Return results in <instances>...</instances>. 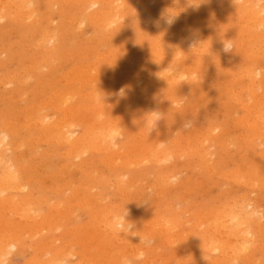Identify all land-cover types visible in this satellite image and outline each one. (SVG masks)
I'll list each match as a JSON object with an SVG mask.
<instances>
[{
	"label": "rangeland",
	"instance_id": "rangeland-1",
	"mask_svg": "<svg viewBox=\"0 0 264 264\" xmlns=\"http://www.w3.org/2000/svg\"><path fill=\"white\" fill-rule=\"evenodd\" d=\"M38 1H40V3H42L43 5H44V7L42 6V4H40L39 3V12H38V14L39 15H41V16H38L37 18H40V20H42L43 19V24L45 25V24H47V25H49V27H53L52 29H54L55 28V25L57 26L55 29H56V37L58 38L57 40H58V42H57V40L56 39H54V42L56 41L57 43H61V49H59V53H58V56L60 57H58L59 58V61H58V59L56 60V63H55V65L53 66V67H44L42 70H41V74L39 73L38 75H35L34 77H32V78H30L29 80L32 82H30L29 80L28 81H26V80H21L20 79V77H23L22 75H20V74H23L25 71L24 70H27V67L26 66H28V63L30 62V59H29V57L32 55V57H33V55L35 54V53H37L38 51H37V46H36V41H37V32H35V30L33 29V27L30 25V24H28V23H23V22H21L20 20H15V18L14 17H12V16H10V17H7V18H1L2 19V21H1V19H0V62H1V64H0V80H2V78L1 77H4V78H6L5 80H4V82H6V84L8 83L7 81V78L8 79H10L9 81H12L14 78H12V77H15V80H17L18 82H19V84H18V82L16 81V86H15V84L14 83H12L13 81L15 82V80H13L12 82H10L11 84H7V85H5V83L3 84V82H0V84H2V85H5L4 87H6V86H8V87H10V85H11V89L10 88H8V90H7V88H4V87H2V85H0V93H1V95H0V99H2V100H0V115L1 114H3V115H1V121H0V123H1V125H2V123H3V125H5V127L2 125H0V128L1 129H3L2 131L0 130V134H3L4 133V131L6 132V133H8L9 132V129H11L10 131H15L16 132V134H15V132L13 133V132H10V133H8V136H10V137H8V140H9V143H10V145H11V148L9 149H7L5 152H3V151H1L0 150V152L1 153H7V155L9 154V155H11L12 157H14V156H16V158H15V161L16 162H20V161H22V160H24L25 162H28L29 164H31V165H29V164H27L28 165V167H26L25 165H24V161H22L21 163H23V166L22 165H20L19 164V162H18V165H20V167L17 165L16 166V168L17 167H19V169H18V171H17V175H19V176H21L20 178H17V180L16 181H18V182H20V183H11V184H15L14 185V187H15V189L14 188H12V186L13 185H11V184H9V185H5L6 187H5V190L3 191V192H1V194H0V196L2 197V194H3V197H5V198H8V197H6V196H9V197H11V199L12 198H14V200H17V199H19V198H21V201L24 203V201L26 202V204H27V202H29V204H31V205H27L26 206V208H25V205H21L22 206V208L24 209L25 208V212H27L29 215H34V217H36V218H39V221L37 222V223H39V224H35V226H37L38 225V227L36 228L35 226H33L34 224L32 223V221L31 220H28V219H25L24 221L23 220H19L18 218H16V216H14V214H13V216L11 215V214H7V210L6 209H4V211L3 210H0V216H1V214L2 215H8V216H6L5 217V219H6V221L5 222H3L5 219H3L4 217L2 216L1 218H0V225H1V227H0V232L3 230H5L4 232H5V234L4 235H1V233L3 234V231L0 233V237H3L4 238V236L5 235H7V236H5V238H4V240H10L9 242L11 243V245H9V242H4L3 241V238H1L0 240H1V243H0V249L1 250H3V251H1L2 253L4 252V250H6V251H8L9 249V254H7L6 255V257L8 258L6 261L7 262H5V264H11V263H13V264H23V263H26V264H31L32 262H33V264H41L42 262H45V263H47V264H59V263H56V261H61V262H63V264H66L65 262H67V263H69V264H74V262H75V264L77 263H80V264H84L85 262L86 263H88L89 261L87 260V258H86V260H85V256L86 257H88L87 255H85V256H83L84 254H91V255H89V257L90 258H93V259H91V261H90V264H101V263H99V261L100 260H98L99 258H101L102 260L103 259H106V260H108V262L107 261H105V260H103V264H111V263H113V264H118V262H116V263H114V261H117V257L119 256V258H120V260H119V258H118V261H119V263H121V264H123V263H125V261H126V263L125 264H133V262L135 263V264H144V261H145V264H148V263H146V260H148V262H152V264H157L158 263V259H159V263H161L162 262V257H166V258H164V259H167V260H164L161 264H168V262H169V264L171 263V264H173V263H175V264H184V263H187V264H189L187 261H189V260H191L192 262H191V264H195V262H194V260H195V258H197L196 260H202L203 258V260H208V258L209 259H214L215 257V259H217V258H220V257H218V252H217V254H215V253H211L210 254V252L208 251V252H203V253H201L200 254V256L199 255H197V254H199V253H197L196 251V255L193 253L194 252V250L192 251V250H190V248L189 247H187V249L185 250L184 248L182 249V250H185V252H183L182 250H180L181 249V247H183V246H181V247H179V246H175V244H178L179 242H178V240L176 241V237L178 238V239H180V237H178V236H176V237H174V235H180V234H178V232H181V230L182 231H184V230H186V231H184L185 233L187 232V230L189 231L188 233H186V235L185 236H187V235H190V233H192L195 237H190V239H191V241H193L194 239L196 240V239H198V237L200 236V235H202V234H205L206 233V228L204 227V225L205 226H207V225H209L208 223H207V220H209V219H211V217L213 216V213L212 212H216L217 210L219 211V210H221L222 209V206L224 207V205L225 204H227L228 202H230L231 200L233 201V202H230L229 204H230V206L232 207V208H238L239 206H241V205H239V204H244L243 202H245L246 200H248L249 202L250 201H252V202H250V204L251 205H247L248 207L249 206H251V207H253V208H260L261 206V209L264 207V190L262 191V187H263V189H264V186H262V185H264V167L263 168H261V166H264V156L262 155V154H264L262 151V144H260V142H258L257 140V144H258V146L255 148V147H253V144H252V141L251 140H249L250 138L251 139H254L255 137V134H256V129L255 128H253L252 127V119H251V116L253 115L254 116V114L255 113H246V111L244 110V108H242L241 107V105L242 104H240L239 102H237L236 101V104H235V101L233 102V101H231V99L228 97V96H226V92L224 91V90H228L229 88L230 89H232V88H237V86H239V85H237L235 82L237 81V79H239L238 77H236V76H230V77H236V78H234V82L232 81V78H230V77H226V73L227 72H225V69L228 67V65H227V58H226V60H222V61H211V60H209V61H206V60H204L205 58H203V55H201L202 56V63L204 64L203 66V68H205V65L208 67V66H210V67H206L205 69H203V68H201L200 70H202L201 72H199L198 71V75H196V77H195V81H193V79L191 80V81H193L194 83H192L191 84V82L189 83V81L190 80H186V81H188V82H186V84L184 85V83L185 82H183V83H180V84H178V85H176L175 87H174V89H176L175 91H177V92H174V89L173 88H167V87H164L162 90L163 91H165V90H167L166 92L167 93H165V92H162V93H164L165 94V96H164V94L162 95V93H161V90L159 91V86L157 85V87L154 85V84H152L151 86H153V88H157V89H155L154 91H151V88H150V86L148 87L149 88V90L147 91V85H146V82H145V84H144V81L142 80V79H140V78H137L138 77V75L136 74L135 75V73L134 72H136V69H135V67H133L135 70L132 72L131 70L129 71V73L130 74H128L129 76H130V78H129V76L126 74V72H125V74H124V71L125 70H123V67H121V64H117V58L119 57V54H122V53H120V51H129L130 50V48L132 49V48H135V49H133L134 51H136V49H140L143 45H145V44H147V43H154V41H158L157 39H159V38H161V39H163L165 36H166V30H167V28H169V29H171L174 33L173 34H180V32L182 31V29H185V27L184 28H182L184 25L186 26V24L188 23V22H190V23H188L187 24V26H186V28H188L189 27V29H193L194 30V33H195V31L197 32V34L198 35H196L197 37H201V38H208L207 36H214V35H218V34H220V33H224V32H228V31H230V33L229 34H231L233 31H236L238 28V26H239V24H237V23H239L238 22V19H239V21H240V19L241 18H243L244 20L241 22L240 21V25L242 24V23H245V21H246V17L247 16H244V17H236V16H238L237 15V13L235 12V10L233 9V10H231V8H227V6L226 5H224L225 3H223L225 0H190L189 2H188V0H153V2H152V0H144V1H142V0H138V2H136L137 0H127L126 2L124 1V5H126V7H125V10L123 9V11H125V14L127 15L126 16V18L125 17H123V19L121 20V19H119V21L117 22V31L119 30V28H121V26H123L124 28L123 29H120L118 32L116 31V30H113V29H111V28H108L107 29V32H108V34H107V32H106V30H98L97 29V27L95 26V25H93L91 22H89L88 20H84V21H81L80 23H82L81 25H78V23L79 22H77L76 24L78 25V29H75L74 30V28H75V23H74V21H75V19L73 20H71V18H73L74 17V12H77V10L79 9V8H84L83 10H85V14L86 15H88L89 13L88 12H91V7L90 8H85V4L86 3H79V4H77V2H78V0H69V1H66V0H53V2H52V0H38ZM170 1H172V5H171V2ZM174 1V2H173ZM188 3H187V2ZM192 1V2H191ZM206 1V2H205ZM208 1V2H207ZM223 1V2H222ZM253 1V0H252ZM255 2H256V0H254ZM54 2H57V3H54ZM64 2V4H62ZM72 4H71V3ZM150 2V3H149ZM165 2H167V4L165 3ZM176 2V3H175ZM177 2L180 4L179 6L181 7H178V5H177ZM197 2V4H195ZM200 2V3H199ZM215 2V3H214ZM52 3V4H51ZM59 3V4H58ZM60 3L62 4V5H60ZM134 3H137V9H134L135 8V6H136V4L135 5H133ZM139 3H142V4H140L142 7L140 8V6H139ZM161 3V4H160ZM163 3H165L164 5H163ZM186 3V4H185ZM189 3H194L195 5H197L198 7H199V5H200V7H202L201 9H200V7H199V9H198V7H196L194 4L192 5V6H189V5H191V4H189ZM205 3H207V4H205ZM209 3H212L211 5L209 4ZM216 3H218V5L216 4ZM220 3V4H219ZM55 4V5H54ZM181 4H185V5H181ZM214 4V5H213ZM50 5H53L52 7L50 6ZM65 5V6H64ZM132 7H131V6ZM149 5V6H148ZM156 7H155V6ZM163 5V6H162ZM176 5V6H175ZM188 5V6H187ZM203 5V6H202ZM207 5V6H206ZM56 6H58V8H57V10H56V8L55 7ZM134 6V7H133ZM152 6H154L155 8H153ZM165 6V7H164ZM170 6H171V8H170ZM173 6H174V8H173ZM193 6H195L194 8H193ZM205 6V7H204ZM210 6V7H209ZM215 6H218V7H216V8H218V10L220 9V6L221 7H225V9H227V10H225V9H220L219 11H216L217 9H213V8H215ZM43 7V8H42ZM66 8V9H68V13L67 14H62L61 13V10L62 9H64V8ZM139 7V8H138ZM145 7V8H144ZM158 7V8H157ZM160 7V8H159ZM162 7V8H161ZM186 8V10H185V8ZM42 8V9H41ZM55 8V9H54ZM124 8V7H123ZM203 8L205 9V10H203ZM208 8V9H207ZM52 9V10H51ZM54 9V10H53ZM167 9V10H166ZM174 10V11H171V10ZM176 9V10H175ZM179 9H181V11L179 10ZM187 9H190L191 11H189V10H187ZM193 9H196V10H193ZM209 9H211V12L209 11ZM213 9V10H212ZM52 12H51V11ZM90 10V11H89ZM133 11V13H132V11ZM139 10V11H138ZM162 11V12H164V13H162V12H160L161 14H163L162 16H161V18H163L164 20H162L163 22L165 21V23L167 24H162L161 22L159 23L158 22V20H157V15L155 14V13H158L159 11ZM199 10V11H198ZM200 10H202L203 12H205V13H203L202 11H200ZM54 11V12H53ZM57 11V12H56ZM166 11V12H165ZM179 13H178V12ZM182 11H184V13L182 12ZM214 11V12H213ZM215 11L216 12H220V11H222V12H220V15H218V13H215ZM225 11V12H224ZM130 12V13H129ZM137 13V15L138 16H136V14H134V13ZM148 12V13H147ZM155 12V13H154ZM183 14H182V13ZM186 12H187V14H186ZM190 12V13H189ZM199 12H201V13H199ZM208 12V13H207ZM226 12H227V14H226ZM230 12V13H229ZM233 12V13H232ZM46 13V14H45ZM49 13V14H48ZM55 13V14H54ZM59 13V14H58ZM124 13V12H123ZM143 13V14H142ZM166 13L167 14H169L168 16L166 15ZM182 15H181V14ZM203 13V14H202ZM221 13H222V15H221ZM225 13V14H224ZM231 14V15H229V14ZM129 14V15H128ZM154 14H155V16H154ZM171 14H172V16L174 17V18H178V20L176 19H174L172 16H171ZM178 14V15H177ZM193 14V15H192ZM197 14H199L198 16H197ZM200 14H201V16H202V18L200 17ZM211 14H213V16H211ZM224 14V15H223ZM43 15V16H42ZM135 15V16H134ZM147 15H149V16H151V17H155V19L154 18H152L151 19V17H149V16H147ZM167 16V18H164L165 16ZM54 16V17H53ZM56 16V17H55ZM132 16H134L135 17V19L132 17ZM144 16V17H143ZM178 16V17H177ZM184 16V17H183ZM218 16V17H217ZM231 16H232V18H231ZM51 17V18H50ZM60 17V18H59ZM171 17V18H170ZM186 17V18H185ZM208 19H206V18ZM66 18H67V21H66ZM148 18H150V19H148ZM219 20H218V19ZM233 18H235V19H233ZM237 18V19H236ZM246 18V19H245ZM69 19V20H68ZM165 19H167V20H165ZM168 19H171V20H169V23H168ZM173 19V20H172ZM197 19V20H196ZM224 19H227V21L226 20H224ZM230 19V20H229ZM48 20H50L51 22L49 23V21ZM151 20H154V21H156L157 23H155L154 24V22L152 23V21ZM193 20V21H192ZM210 20V21H209ZM215 20H217V21H215ZM235 20H237V22L235 23L234 21ZM54 21H57V23L55 24H53V22ZM70 21H72V23L74 24H72ZM122 21V22H121ZM149 21H151L150 22V24H148V22ZM170 21H172V22H170ZM179 23H178V22ZM207 21H208V23H209V25L208 24H206L207 23ZM213 21V22H212ZM224 21V22H223ZM225 21H226V23H231L232 22V24H231V26H234V24H235V28H237V29H235L234 27H232V28H230L231 26H230V24H226L225 23ZM230 21V22H229ZM58 22H60V23H58ZM194 24H193V23ZM204 22V23H203ZM212 22V23H211ZM221 22H223V23H221ZM79 23V24H80ZM141 23V24H140ZM182 23H184V25L182 24ZM198 23V24H197ZM28 24V25H27ZM131 24V25H130ZM140 24V25H139ZM142 24H144V25H142ZM159 24H160V26L162 27H159ZM171 24V25H170ZM174 24V25H173ZM176 24V25H175ZM179 24H180V26H179ZM182 24V25H181ZM211 24V25H210ZM222 24H224L225 25V27H224V25H222ZM13 25V26H12ZM51 25H53V26H51ZM59 25V26H58ZM76 25V26H77ZM82 25H84V26H82ZM153 25V26H152ZM157 25V26H156ZM163 25L165 26L164 28H163ZM206 25V26H205ZM222 25V26H221ZM141 27V26H143V30H141L142 29V27H141V29L139 28V30H138V27ZM148 26V27H147ZM152 26V27H151ZM168 26H171V27H168ZM179 26V27H178ZM217 26L220 28H217ZM16 27V28H15ZM130 27H134L133 29L132 28H130ZM145 27V28H144ZM177 29H176V28ZM202 27V28H201ZM204 27H207V28H204ZM228 27V28H227ZM8 30H7V29ZM80 28H81V30L82 29H84V30H80ZM127 28V29H126ZM128 28H130L129 30H128ZM151 28V29H150ZM210 30H209V29ZM216 28V29H215ZM54 29V30H55ZM89 29V30H88ZM91 29V30H90ZM161 29H162V31H161ZM175 29H176V31H175ZM178 29H179V31H178ZM207 29V30H206ZM234 29V30H233ZM60 30V31H59ZM71 31L70 32V34H69V32H67L66 33V31ZM77 30V31H76ZM81 31V32H79L78 33V31ZM97 30L99 31V33L97 32ZM125 30V31H124ZM155 30H156V32H155ZM219 30V31H218ZM222 30H224V31H222ZM11 31V32H10ZM75 33H74V32ZM96 31V32H95ZM113 31H114V34H113ZM122 31H124V32H126V31H128L127 32V34L125 33V36H124V32H122ZM130 31V32H129ZM139 32V34H138V32ZM149 31V32H148ZM158 31V32H157ZM214 31V32H213ZM90 32V33H89ZM104 33L103 35L101 34V33ZM112 34H111V33ZM151 32H155L156 34L154 35V33H152L151 35L149 34V33H151ZM216 32V33H215ZM13 33H15V35L16 36H14V34ZM25 33V34H24ZM36 33V34H35ZM59 33H60V35H59ZM96 33H98V34H96ZM120 33V34H119ZM133 33V34H132ZM145 33V34H144ZM215 33V34H214ZM67 34V35H66ZM100 34V35H99ZM120 35V37H119V35ZM144 34V35H143ZM196 34V33H195ZM208 34V35H207ZM213 34V35H212ZM64 35V36H63ZM79 35V36H78ZM87 35V36H86ZM114 35H116V36H114ZM146 35V36H145ZM160 35V36H159ZM163 35V36H162ZM165 35V36H164ZM59 36V37H58ZM70 36V37H69ZM85 36V37H84ZM123 36V37H122ZM145 36V37H144ZM148 36V37H147ZM150 36V37H149ZM158 36V37H157ZM63 37H65V38H63ZM137 37V38H136ZM143 37H144V39H143ZM152 37H154V38H152ZM81 38V39H80ZM86 38V39H85ZM88 38V39H87ZM91 38V39H90ZM129 38V39H128ZM131 38V39H130ZM136 38V39H135ZM64 39V40H63ZM76 39V40H75ZM94 39H96V41H94ZM107 40V41H104V40ZM110 39L112 40V41H110ZM118 39H120V40H118ZM128 39V40H127ZM135 39V40H134ZM70 40H73V43H71V41ZM75 40V41H74ZM77 40H79V41H77ZM88 40V41H87ZM93 40V41H92ZM100 40V41H99ZM109 40V41H108ZM127 40V41H126ZM131 40H133V41H131ZM139 42V45H138V42ZM153 40V41H152ZM160 40V39H159ZM20 41H23V43L22 42H20ZM35 41V42H34ZM69 41H70V43H69ZM82 41V42H81ZM83 41H85V42H83ZM87 41V42H86ZM91 41V42H90ZM98 41V42H97ZM119 41V42H118ZM126 41V42H125ZM142 41V42H141ZM143 41L145 42V43H143ZM147 41V42H146ZM161 41V40H160ZM98 43V44H96V43ZM106 43V42H108V43H106V44H104V43ZM134 42V43H133ZM70 44V45H68V44ZM112 43H114L113 45H112ZM141 43H143L142 44V46H140L141 45ZM21 44H22V47H20L21 46ZM111 44V46H109ZM124 44H126V45H124ZM132 44V45H131ZM136 46H135V45ZM108 45V46H107ZM128 45H130V46H128ZM137 45L139 46V47H137ZM105 46V47H104ZM134 46V47H133ZM87 49H86V48ZM112 47V48H111ZM114 47V48H113ZM124 47V48H123ZM118 48V49H117ZM120 48H122V50L120 49ZM29 49V50H28ZM68 49H69V51H68ZM98 49V50H97ZM116 49V50H115ZM28 50V51H27ZM89 50V51H88ZM92 50H94L93 52H92ZM37 51V52H36ZM63 51V52H62ZM67 51V53H65ZM71 51H74V53L73 52H71ZM79 51V52H78ZM85 51V52H84ZM112 51H114V52H112ZM78 52V55H73V54H75V53H77ZM110 52H111V56H110ZM18 53V54H17ZM64 53V54H63ZM73 53V54H72ZM88 54V56H87V54ZM63 54V55H62ZM68 54V55H67ZM72 54V55H71ZM94 54V55H93ZM104 54V55H103ZM5 56L6 58H4L3 56ZM18 55V56H17ZM66 55V56H65ZM83 55H85V56H83ZM2 56V57H1ZM10 56V57H9ZM69 56H71V58L69 57ZM73 56V57H72ZM96 56V59L94 58ZM99 56H100V58H99ZM106 56V57H105ZM108 56H110V57H108ZM116 56V57H115ZM94 58V60H91V59H93ZM107 57H108V59L110 60H108L107 59ZM62 58V59H61ZM68 58H70V59H68ZM81 58V60H82V62L80 63V62H78V61H80V60H78V59H80ZM85 58V59H84ZM98 58V59H97ZM76 60V63L74 62L73 63V60ZM89 59H90V62H89ZM111 59H114V62L111 60ZM115 60H116V62H115ZM7 61V62H6ZM67 61V62H66ZM85 61V62H84ZM94 61V62H93ZM106 61H107V63H106ZM112 61V62H111ZM205 61V62H204ZM210 61L212 62V64L210 63ZM224 61H225V64H223L224 63ZM264 60H262V59H259V62L260 63H262V65H264V62H263ZM27 62V63H26ZM57 62H58V65H57ZM64 62H66V63H64ZM72 62V63H71ZM101 62V63H100ZM105 62V63H104ZM216 62V63H215ZM219 62V63H218ZM7 63V64H6ZM70 63V64H69ZM104 63V64H103ZM116 64L117 66H119L120 65V67H117L116 66V70H118V68H119V71L120 72H122L123 74V76L124 77H128L126 80H127V82H123V81H121V77H119L118 79H119V81H118V79L116 80L115 78H113L112 77V75L115 73V71L116 70H114L115 68H114V66L113 65H111V64ZM206 63V64H205ZM208 63V64H207ZM212 65H210V64ZM214 63H215V66H214ZM222 63V65H220ZM5 64V65H4ZM66 64H67V66H66ZM73 64V65H72ZM100 64H103V65H101V67L99 68V66H100ZM217 64V65H216ZM9 65H11V66H9ZM57 65V67H55ZM105 65H109V67L108 66H105ZM219 65V66H218ZM248 65V64H247ZM22 66H23V68H22ZM24 66H25V68H24ZM78 66L80 67L79 68V70L80 69H84V72L86 73V74H89L90 75V73H87V71L88 72H90V71H96L97 72V74H96V72H91L92 74H95V76H93L92 75V77H89V78H93V79H90V81L91 80H93V81H91L92 83H88L87 81H88V79H87V81L85 80L84 82L85 83H83V85H77L76 83H74V82H76V80H75V78H74V75L77 73L76 71H78ZM90 66V67H89ZM94 68H92V67ZM103 66L104 67H106V68H103ZM111 66H113L112 67V69H110V67ZM214 66V67H213ZM226 66V67H225ZM55 67V68H54ZM61 67H62V69L64 70H62L61 69ZM69 67V68H68ZM76 67H77V69H76ZM100 70V71H102L103 69H106V70H104L105 72H103V77L101 76V78H106V80H102V79H100L99 77V81H98V78H97V76L99 75L98 73L100 72L97 68ZM137 67V66H136ZM213 67V68H212ZM230 67H231V65H230ZM48 68L50 69V71H48ZM54 68V69H53ZM71 68H72V70H71ZM90 68H92V70L90 69ZM223 68V69H222ZM24 69V70H23ZM67 69H70V70H67ZM88 69V70H87ZM62 70V71H61ZM86 70V71H85ZM90 70V71H89ZM107 70H109L110 71V73H112V75L110 74V73H108V71ZM114 70V71H113ZM216 70V71H215ZM218 70V71H217ZM24 71V72H23ZM48 71V72H47ZM68 71V72H67ZM73 71H75V72H73ZM99 71V72H98ZM211 71V72H210ZM213 71H215V72H213ZM23 72V73H22ZM59 72H61V74L59 73ZM64 72V73H63ZM70 72H72L73 73V75H72V73H70ZM78 72H80V71H78ZM261 72L263 73L264 72V69L262 70L261 69ZM16 73H17V75H16ZM20 73V74H19ZM59 73V74H58ZM67 73H69L68 75H67ZM106 73V74H105ZM108 73V74H107ZM133 73V74H132ZM203 73V74H202ZM211 75H210V74ZM12 74V75H11ZM59 75V76H57L58 77V80H57V82L58 83H54V82H56V80H55V77H56V75ZM65 74V75H64ZM71 74V75H70ZM105 74V75H104ZM201 74V75H200ZM207 74H208V79H205V78H207ZM219 74H220V76H219ZM10 75V76H9ZM13 75H15V76H13ZM60 75H61V77L63 76H66L67 78L65 79V77L63 78H61L60 77ZM69 75H70V77H69ZM109 77V78H107V76ZM131 75H135V77H136V79H135V77L133 78ZM216 75V76H215ZM16 76H20L19 78L17 77V79H16ZM72 76V77H71ZM91 76V75H90ZM203 76V77H202ZM219 76V79H217V78H215V77H218ZM223 76H225L224 78H223ZM259 76V75H258ZM198 77V78H197ZM214 77V78H213ZM69 78H71V79H69ZM96 78H97V81H96ZM199 78H202V79H199ZM226 78H229V79H231V80H229V79H226ZM32 79V80H31ZM43 79V80H42ZM48 79V80H47ZM63 81H66L65 83H61V82H63ZM68 79H69V81H68ZM95 79V80H94ZM107 79H109V80H107ZM113 80V82H112V84L114 83L116 86H114V84H113V86H111L112 88H113V90L112 89H110L109 87H110V85H112V84H109V82L111 83V80ZM129 79H132V80H129ZM224 79V80H223ZM7 80V81H6ZM46 80V82H44ZM116 80V81H115ZM138 80H140L139 82H138ZM197 80H201V81H197ZM213 80H215V81H213ZM224 82H223V81ZM229 80V81H228ZM240 80V79H239ZM22 81H23V83H22ZM24 81H25V83H24ZM69 83H68V82ZM118 81V82H117ZM137 81V82H136ZM204 81V82H203ZM208 81V82H207ZM219 81V83H217ZM28 84H27V83ZM60 82V83H59ZM100 82H102V83H100ZM104 82V83H103ZM116 82V83H115ZM133 82V83H132ZM141 82V83H140ZM206 82V83H205ZM210 82V83H209ZM217 84H216V83ZM222 82V83H221ZM230 84H229V83ZM36 83V84H35ZM45 83H47V84H45ZM50 83V84H49ZM54 83V84H53ZM70 83H72V84H70ZM73 83H74V86H72L73 85ZM100 83V84H99ZM124 83V84H123ZM135 83H140V85H144V87H140V85H138V84H135ZM205 85H204V84ZM216 84L215 86L214 85H212V84ZM23 85V86H21L20 88H19V86L20 85ZM29 84H30V86H31V84H33V86H31L30 88H27L28 86H29ZM71 85L70 87H69V85ZM75 84H76V86H75ZM87 84V85H86ZM103 84V86H105V87H103V86H101ZM119 84H123V85H120L119 86ZM126 84V85H125ZM130 84V85H129ZM133 84H135V86L133 85ZM201 84H203V85H201ZM209 84H210V86H209ZM219 84V85H218ZM229 84V85H228ZM234 84L236 85V86H234ZM26 85H27V87H26ZM52 85V86H51ZM55 85V86H54ZM60 85H62L61 87H60ZM90 85H92L91 87H90ZM94 85V86H93ZM98 85L99 87H97L96 88V86ZM107 85H109V87H107ZM125 85V88H123V86ZM129 85V86H128ZM131 85H132V87H131ZM138 85V86H137ZM183 85V87H184V89L181 87V86ZM187 85V86H186ZM226 87H229V88H225V86ZM13 86V87H12ZM25 86V87H24ZM44 86V87H43ZM51 86V88H49V87ZM67 88H66V87ZM79 86V87H78ZM81 86L83 87V89L82 90H84L85 88V90H86V92H83V93H80L79 91H81ZM118 86H119V88H118ZM155 86V87H154ZM190 86H192L191 88H190ZM197 86V87H196ZM202 86V87H201ZM221 86V87H220ZM233 86V87H232ZM17 87H18V89H17ZM25 89H24V88ZM80 88V90L78 89V88ZM90 89H89V88ZM95 87V88H94ZM121 87H122V90H120L121 89ZM126 87H128V89H126ZM133 88L132 89V91H130V88ZM146 87V88H145ZM181 89H180V88ZM186 87V88H185ZM196 87V88H195ZM204 87H206V89L204 90V89H202V88H204ZM209 87H211V88H213V89H210ZM69 88V89H68ZM75 89V92H77L78 90V94H76L75 95V92L73 91L74 89ZM107 88H109V89H107ZM118 90H117V89ZM136 88H138V89H136ZM142 88V89H141ZM177 88H179V89H177ZM190 88V89H189ZM217 88H218V90H217ZM223 88H224V90H223ZM235 88V89H236ZM6 89V90H5ZM29 89V90H28ZM45 89V90H44ZM51 89H52V91H51ZM73 89V90H72ZM87 89H89L88 91H87ZM93 89H94V91H93ZM95 89H97L96 90V92H95ZM98 89H100L101 90V92H98ZM104 89H107V90H109V91H107V93L110 95L113 91V95L111 94L110 95V97H109V95H107L106 94V90H104ZM115 89V90H114ZM145 89V90H144ZM170 89V90H169ZM186 89H187V93H189L190 92V96H189V94H186ZM196 89V90H195ZM199 89V90H198ZM209 89V91H207ZM13 90V91H12ZM50 90V91H49ZM63 90V91H62ZM68 90H71V92L72 93H70V91H68ZM77 90V91H76ZM84 90V91H85ZM112 90V91H111ZM127 90H128V92H127ZM136 90V91H135ZM139 90V91H138ZM142 90H144V92H142ZM156 90H158L157 91V95H156ZM178 90H180V91H178ZM192 90L194 91V93L192 92ZM236 90H238V88L236 89ZM18 91V92H17ZM25 91V92H24ZM28 91V92H27ZM54 91V92H53ZM58 92V94L60 95V91H61V93L62 92H64L65 94H64V96L63 95H57V92ZM89 91H92V92H89ZM110 91H111V93H110ZM122 91V92H121ZM135 91V92H134ZM138 91V92H137ZM147 91V92H146ZM154 94V96H153V94L151 93V92ZM184 91V92H183ZM198 91V92H197ZM206 92L205 94H204V92ZM16 92V93H15ZM23 92V93H22ZM26 92H27V95H26ZM43 92H45V93H43ZM50 92V93H49ZM74 92V93H73ZM94 92V94H95V96H93V97H91V99H94V98H99V99H101L102 100V102L105 104V105H107L108 106V104H110V102H108L109 100L111 101V106H110V108L111 109H108L109 108V106H108V108H107V111L109 110H111L110 112H106V110H104L103 108L105 107V105H103V103L101 102V100H99V102H98V104L100 105L101 104V106H99L97 103H95V105H91V103H94V102H97L98 100H91L90 101V98L89 97H86V99H84V96H85V94H88L87 96H91V94H89V93H93ZM104 92V93H103ZM117 92V93H116ZM121 92V93H120ZM141 92V93H140ZM150 92V93H149ZM174 92V93H173ZM200 92V93H199ZM208 92V93H207ZM214 92V93H213ZM219 93V95H218V93ZM11 93H14L13 94V97L12 96H10V95H12ZM30 94V97H29V94ZM80 93V94H79ZM85 93V94H84ZM96 93H103V94H99V96H98V94H96ZM114 93H116V94H114ZM119 93V94H118ZM148 93H149V96H148ZM171 93V94H170ZM182 93V94H181ZM203 93V95L201 96V94ZM211 93V94H210ZM212 93H213V95H212ZM8 94H9V96H8ZM22 94L25 96V98L22 96ZM38 94V95H37ZM41 94V95H40ZM49 94H55V96L51 99V101L49 102L48 100L50 99V96L51 95H49ZM94 94H92V95H94ZM109 97H106V95ZM118 94V95H117ZM138 94L139 95H141L142 94V96L144 97V98H141V100H138V99H140L139 97H142V96H139L138 97ZM144 94V95H143ZM162 96H161V95ZM181 94V95H180ZM186 96H185V95ZM200 94V95H199ZM47 95H49V97L47 96ZM66 95H68L67 96V98H66ZM72 95V96H71ZM74 95H75V97H74ZM79 95H84L83 97H80ZM124 95V96H123ZM134 95H136V96H134ZM161 96L162 98H160L161 99V101L159 100V98H158V96ZM207 95V96H206ZM209 95H210V99H209ZM212 95V96H211ZM214 95H216V96H214ZM218 95V96H217ZM224 95V96H223ZM6 96H8L7 98H6ZM15 96V97H14ZM16 96L18 97V98H21V99H18V98H16ZM21 96V97H20ZM40 97V98H38L37 99V97ZM43 96V97H42ZM57 96V97H56ZM70 96V97H69ZM112 96V97H111ZM125 96H126V98H125ZM129 96V97H128ZM135 98H134V97ZM148 96V97H147ZM152 96H153V98H152ZM169 96V97H168ZM173 96H175V97H179V99H177L176 100V98L175 97H173ZM185 98H184V97ZM198 96L200 97V99L198 98ZM244 96H245V98H244ZM3 97V98H2ZM23 97V98H22ZM27 97V98H26ZM31 97L33 98V102L32 101H30V99H31ZM63 97H65L66 99H68V101L66 100V102H65V100H63ZM75 98V99H73V98ZM116 97V98H115ZM117 97H119V98H117ZM122 97V98H121ZM128 97V98H127ZM137 97H138V99H137ZM220 97H222V98H220ZM239 97H240V100H242L243 98L245 99H243L244 100V102H247L248 101V96L245 94V93H241V95H239V96H237V99H239ZM15 98V99H14ZM42 98H45V99H43L42 101H45L46 99H47V101H45V102H43V103H45V104H43L42 105V101H41V99ZM56 98H57V100L59 101L60 100V98H61V100L62 101H60L59 103L57 102V100H56ZM82 98L84 99V102H83V100H82ZM114 98V99H113ZM123 98H125L126 100H125V102H128L129 101V99L131 98H133V100H130V101H132V103L133 104H131L130 103V101L128 102V104L126 105L125 104V102L123 101L124 99ZM168 98V99H167ZM171 99V103L169 104L168 103V106H167V104H165L167 101H169L170 99ZM172 98L173 99H175V100H172ZM180 98L184 101V103H182L183 101H181L180 100ZM188 98V99H187ZM205 98V99H204ZM218 98V99H217ZM227 98V99H226ZM229 98V99H228ZM242 98V99H241ZM8 99V100H7ZM11 99H13V100H11ZM17 99V100H16ZM69 99L70 100H72V103H75V104H79L80 106H79V110L80 111H77V109L75 110V112H73L72 113V110H70L69 112L67 111V109H72V108H75V107H77L76 105H74V104H72L70 101H69ZM112 99H113V101H112ZM119 99V100H118ZM122 99V100H121ZM151 99V100H150ZM156 99H158L157 100V102H155L156 101ZM163 99H166V100H163ZM207 99V100H206ZM226 99V100H225ZM10 100V101H9ZM28 100H29V102H28ZM32 100V99H31ZM55 100V101H54ZM78 102H77V101ZM80 100V101H79ZM115 100V101H114ZM128 100V101H127ZM147 100H149V101H147ZM152 100H153V102H152ZM163 100V101H162ZM194 100H196V101H194ZM210 100H212V101H210ZM247 100V101H246ZM8 101V102H7ZM21 101V102H20ZM37 101H39L38 103H37ZM75 101V102H74ZM88 103L89 102V104L91 105V106H93V107H91V111H90V106H89V104H87L86 102ZM122 101V102H121ZM134 101V102H133ZM142 101H145V103L144 102H142ZM174 103H173V102ZM175 101H177V102H175ZM186 101V102H185ZM198 101V102H197ZM217 101V102H216ZM221 101V102H220ZM223 101H224V104H223ZM225 101H226V103H225ZM228 101H229V103H228ZM7 102V103H6ZM31 102V103H30ZM54 102V103H53ZM56 102H57V104H56ZM68 102H70V105L71 106H69V108H68ZM124 102V103H123ZM243 102V103H244ZM25 103V104H24ZM30 103V104H29ZM65 103H68L67 105L65 104ZM107 103V104H106ZM113 103V104H112ZM114 103H116V104H114ZM119 103V104H118ZM160 103V104H159ZM163 103L167 106H163ZM197 105H196V104ZM199 103H200V105H199ZM208 103V104H207ZM233 103V104H232ZM239 103V104H238ZM24 104V105H23ZM32 104H35V105H37V104H39V105H37L38 107L39 106H41L42 107V109L41 110H39L40 109V107H39V109H38V107H35V108H37L38 109V111H37V109H35L34 108V106L32 105ZM51 104V105H50ZM53 104H55V106L53 105ZM59 104V105H58ZM62 104H63V107H61L62 106ZM123 104L125 105V106H123ZM131 104V105H130ZM136 104H139V105H136ZM156 104V105H155ZM162 104V105H161ZM183 104V105H182ZM187 105V106H185V105ZM212 104V105H211ZM227 104H229V105H227ZM3 105V106H2ZM7 105V106H6ZM9 105H11L10 106V110H8L9 109ZM18 105V106H17ZM48 105H50V106H48ZM64 105H66L67 106V108L64 106ZM83 107H82V106ZM87 105V106H86ZM102 105H103V107H102ZM150 105V106H149ZM157 105H159V106H157ZM174 105V106H173ZM179 105V106H178ZM183 107H182V106ZM189 105V106H188ZM199 105V106H198ZM214 105V106H213ZM222 105V106H221ZM229 107V108H227V106ZM233 105H236V106H233ZM17 106V107H16ZM29 106H31L30 107V109H28L29 108ZM54 107V108H49L48 109V107ZM84 106H86V107H88V108H85ZM97 106H99V108H96ZM112 106H115L114 108H116L117 109V107H118V112H113L112 110H116V109H114ZM123 106V107H122ZM131 107V108H128V107ZM137 110V109H140V110H137V112H136V115H135V113H132V116L133 115H135V116H133L134 118H133V120H134V122L136 123V124H138V125H140L141 124V126H138L137 125V127H138V129H137V131L135 130L137 127H136V124H135V127H134V125L132 126V123H134L133 122V120L131 119L130 121H128L129 120V118H132V117H130V115H128L129 114V111H131L132 110V112L133 111H136V110H134L133 109V107ZM140 106L141 107H144V108H146L145 110H147L148 109V111H151V110H153L155 107V110H157L158 112H159V114L158 115H156L155 116V119L151 122V123H153L154 122V124H155V127L156 128H154V132H156L157 131V129H162L163 127L165 128V124H166V126L168 127L166 130H168V131H166L165 130V132H164V130H162V132H161V134H160V136H158V137H156V136H154V137H156V138H154L153 136H149V135H147V134H149V132H150V129L148 128L151 124H149V126L147 127L146 125L148 124V123H150V122H148L147 124H145L146 122H144V118H142V117H139V116H141V110L143 109L144 110V108H140ZM151 106H152V109H151ZM161 106V107H160ZM170 106H172V107H174V110H173V108H171ZM176 106V107H175ZM181 106V107H180ZM198 106V107H197ZM218 106V107H217ZM5 107H6V109H5ZM33 107V108H32ZM60 109H59V108ZM65 107V110L63 109ZM122 107V108H121ZM126 107H127V109H129V110H127L126 109ZM164 107V108H163ZM167 109H166V108ZM185 107V109H183ZM225 107V108H224ZM238 107H241V108H237ZM3 110H2V109ZM43 108H44V110H43ZM55 108H57V109H59L58 111H55ZM81 108V109H80ZM94 108V109H93ZM120 108V109H119ZM162 108L163 109H166V110H162ZM178 108V109H177ZM206 108V109H205ZM215 108V109H214ZM222 108V109H221ZM224 108V109H223ZM47 109V110H46ZM53 111H52V110ZM56 109V110H57ZM86 109V110H85ZM92 109L93 110H96V109H100L102 112H98V110L97 111H92ZM105 109H106V107H105ZM158 109H161V110H158ZM179 109H180V111H179ZM193 109V110H192ZM196 109H198V110H196ZM235 109H237L236 111H234ZM240 109V110H239ZM5 110H7V112L5 111ZM25 110V111H24ZM34 110V111H33ZM48 110H51V111H48ZM88 110V111H87ZM99 110V111H100ZM186 110H187V112H186ZM192 110V111H191ZM196 110V111H195ZM40 111H42V112H40ZM54 111H55V113H54ZM61 111H64V112H61ZM86 111V112H85ZM103 111H105L104 112V114H101V113H103ZM124 111H126V112H124ZM140 112V114H139V112ZM163 111V113L164 112H166V113H164V115H163V113H161ZM201 111H202V113H201ZM234 111V112H233ZM10 112H12V113H10ZM14 112V113H13ZM19 112V113H18ZM21 112V113H20ZM22 112H23V115H22ZM30 112V113H29ZM34 112H36V113H34ZM47 112V113H46ZM79 112V113H78ZM80 112H83V114H84V112H85V114L84 115H82V113H80ZM88 112H89V114H88ZM123 112V113H122ZM143 112V111H142ZM170 113V115H169V113ZM183 113L182 115L180 114V113ZM186 112V113H185ZM196 112V114L194 115L193 113H195ZM199 112V113H198ZM205 112V113H204ZM213 112H214V114H213ZM219 112V113H218ZM233 112V113H232ZM6 113V114H5ZM17 113V114H16ZM25 113H26V116H24L25 115ZM29 113V114H28ZM33 113V114H32ZM41 114V116L42 115H45L44 116V118H46V120L48 121V120H50L51 118V121L53 120L54 122L56 121V123H59V124H62V122H63V120L65 121V120H69V122H67V123H69V124H71V123H73L74 125H76L77 127H75V126H73V124H71L70 126H71V128L73 127V128H75V135L76 136H81V135H85L86 133L88 134V133H90L91 132V130L89 131V129H91V127L92 126H94L95 125V127L94 128H96V126H97V124H96V121H97V123H98V120H97V117L98 116H100V119L101 120H112L113 119V121L115 122V129L112 127V125L110 126V129L113 131V130H115V131H117V132H115V131H109V134H108V136L106 137V139L104 140V145H106L107 143H109L110 142V139L112 138V139H114V138H117V137H119L118 139H114L113 140V142H116L115 143V145H117V146H119V147H121V149L119 150V155H114L115 156V158H117V157H119V158H117V160H116V164L114 163L115 162V160L113 159V160H111V156H110V154H108V153H106L105 151L104 152H102V150L101 149H96L97 151H96V153H95V148H98L97 146H93V147H91L90 146V144H88V146H84V148L85 149H83V151L85 152L86 150L87 151H89V152H87V153H82V148H83V146H81V147H79L78 148V150L76 151L75 149H73L72 150V148H70L69 146H67L65 143V145H63L62 146V144H63V142L62 141H58L57 139H55V138H51V136L47 133V130H45L44 131V128H40V129H43V130H40L39 129V127H41V123H39V121L38 120H35L34 118H35V115L36 114ZM65 114V117H70V118H65L62 114ZM70 113L73 117H71L70 115H68V114ZM92 113H94V114H92ZM120 114V115H118V114ZM122 113V114H121ZM127 113V114H126ZM131 113V112H130ZM178 113V114H177ZM190 113V114H189ZM235 113V114H234ZM4 114H5V116H4ZM8 114H9V116H11V117H9L8 116ZM21 114V115H20ZM59 114H61L63 117H64V119H63V117L61 116V115H59ZM79 114V115H78ZM80 114H81V116H80ZM87 114V115H86ZM90 114H92V118H91V116H90ZM97 114V115H96ZM101 114V115H100ZM116 114H117V116H116ZM171 114H173V115H171ZM192 114V115H191ZM218 114V115H217ZM233 115V117L234 116H236L234 119H232L233 117H232V115ZM251 116H250V115ZM31 117H30V116ZM54 115V116H53ZM59 115V116H58ZM75 115V116H74ZM89 115V116H88ZM95 115L97 116L96 117V119H95ZM103 115V116H102ZM113 117H112V116ZM115 115V116H114ZM124 115H125V117H124ZM126 115H127V117H126ZM161 115H163V116H161ZM180 115V116H179ZM187 116V117H183V116ZM198 115H201V117L200 116H198ZM207 115V116H206ZM230 115V116H229ZM250 116V117H247V116ZM256 115V114H255ZM4 118H3V117ZM13 116V117H12ZM15 116V117H14ZM18 116H20V117H18ZM30 117V119H29V117ZM36 116H39V115H36ZM50 116H53V117H50ZM55 116H56V118H55ZM77 116H79V118H78V122H81L80 120H83V119H81L83 116H84V120H83V123L84 124H86L85 122H87L88 121V119H89V121H88V125H87V127H89L88 129L86 128V125H84L83 126V123H82V125L80 124V123H78L77 121V123L75 124L74 122H73V120H77ZM85 116H86V118H85ZM107 116H109V118L107 117ZM110 116H111V118H110ZM119 116V118L120 119H117V117ZM120 116H122V117H120ZM138 116V118H135V117H137ZM168 116H170L171 117V119H170V117H168ZM216 116V117H215ZM24 117V119L26 120V121H29L30 122V120H31V122L29 123L28 122V125L26 124L27 122H25V120H23L22 118ZM27 117V118H26ZM32 117H34L33 119H34V123H35V126H37V127H35L34 126V123L32 122L33 121V119H31ZM60 117V118H59ZM76 119H75V118ZM173 117V118H172ZM182 117V118H181ZM204 117H206V118H204ZM211 117V118H210ZM237 117H239L238 119H236ZM241 117H243V118H241ZM245 117H246V119H248V120H246V123H247V126L248 127H245ZM6 118H8L7 120L8 121H6ZM13 118H14V120H13ZM49 118V119H48ZM54 118V119H53ZM71 118H74V119H71ZM93 120H91V119ZM94 118V119H93ZM108 118V119H107ZM115 118V119H114ZM126 118H127V120H126ZM158 120H157V119ZM188 118V119H187ZM201 118V119H200ZM229 118V119H228ZM4 119V120H3ZM10 119V120H9ZM63 119V120H62ZM123 119V122L122 123H124V124H122V123H119V122H121V120ZM136 119H138V121L139 122H137V120ZM162 119H164V121L162 120ZM183 119V120H182ZM191 121H190V120ZM218 119V120H217ZM220 119V120H219ZM224 119V120H223ZM227 119V120H226ZM242 120V121H244V122H242V123H244L243 125H242V123L241 124H239L241 121L240 120ZM251 119V120H250ZM2 120L3 121H5L6 122V124H5V122H2ZM12 120V121H11ZM17 120V121H16ZM22 120V122L24 121V125L23 126H20L21 125V123H20V121ZM59 120V121H58ZM61 120V121H60ZM94 120H95V123H93L94 122ZM120 120V121H119ZM136 120V121H135ZM142 120V121H141ZM169 120V121H168ZM187 121V122H184V121ZM229 120V121H228ZM13 121H16L17 123H14ZM36 121H38L37 123H36ZM90 121H92L91 123H90ZM128 121V122H127ZM141 121V122H140ZM164 122V124H163V122ZM168 121V122H167ZM251 123L250 125H248L249 123ZM8 122V123H7ZM19 122V123H18ZM131 122V123H130ZM143 122V123H142ZM161 122V123H160ZM170 122V123H169ZM173 122V123H172ZM176 122V123H175ZM182 122L184 123V125L186 126V127H184L185 129H183V126L181 125L182 124ZM191 122V123H190ZM239 122V123H238ZM9 123L11 124V126L9 125ZM13 123V124H12ZM127 123V124H126ZM128 123H130L131 124V126H130V124H129V127H127V129H125L126 127L125 126H128ZM157 123V124H156ZM158 123H160V124H162V125H160V124H158ZM169 123V124H168ZM189 123H190V125H191V127H190V125H189ZM204 123V124H203ZM215 123H217V124H215ZM228 123V124H227ZM231 125H230V124ZM20 124V125H19ZM37 124V125H36ZM39 124V125H38ZM63 124L64 125H66V123H64L63 122ZM69 124L68 125H66V126H69ZM78 124H79V126H78ZM120 124V125H119ZM123 126H122V125ZM126 124V125H125ZM170 124L172 125V127H169L170 126ZM176 124H178L177 126H176ZM179 124H180V126H179ZM219 124H220V126H219ZM13 125V126H12ZM17 125V126H16ZM19 125V126H18ZM27 125V126H26ZM146 126L147 127V130H146V128H145V130H146V132L145 131H141V130H144V129H140V127L141 128H143V126ZM157 125V126H156ZM159 125H160V127H159ZM169 125V126H168ZM175 125V126H174ZM197 125V126H196ZM205 127H204V126ZM223 125V126H222ZM224 125H225V127H224ZM6 126H10V128L9 127H6ZM15 126V127H14ZM30 126V127H29ZM34 126V127H33ZM39 126V127H38ZM188 126V127H187ZM196 126V127H195ZM200 126V127H199ZM233 126V127H232ZM243 126V127H242ZM17 127H18V129H17ZM24 127V128H23ZM29 127V128H28ZM32 127V128H31ZM83 127V128H82ZM117 127V128H116ZM121 127V128H120ZM124 127V128H123ZM162 127V128H161ZM175 127H177V129L175 128ZM180 127H182V128H180ZM213 127V128H212ZM227 127V128H226ZM232 127V128H231ZM236 127H237V129H236ZM251 127V128H250ZM5 128V129H4ZM9 128V129H8ZM12 128H16L18 131H19V133L17 134V130L16 129H12ZM22 128H23V131H22ZM37 128V129H36ZM86 128V129H85ZM93 127H92V130L94 129ZM129 128H130V130H135L134 131V133L133 134H130V133H132V131L130 132V133H127V132H123L124 130H126V131H128L129 130ZM172 128H173V130L177 133H175L174 131H172ZM175 128V129H174ZM179 128H180V130H179ZM188 128H190V129H188ZM195 128V129H194ZM202 128H206V129H204L203 131H202ZM221 128L223 129V131H224V129H225V134H226V130H228V131H230V132H227V136H224V132L221 130ZM230 128H231V130H230ZM249 128V129H248ZM25 129H28V130H26V132H25ZM31 129V130H30ZM34 129V131H32ZM38 130V131H36V130ZM77 129V130H76ZM85 129V131L83 132L82 131V133H84V134H82L81 133V130H84ZM122 129V130H121ZM155 129H156V131H155ZM194 129V130H193ZM201 129V130H200ZM210 129H213V131L212 130H210ZM233 129H236V130H233ZM240 129V130H239ZM255 131H254V130ZM72 130H74V129H72ZM182 130V131H181ZM199 130L201 131V132H205L203 135H207L208 133V135L207 136H209V137H213V133H214V135L216 134V132H217V134L219 135H217V138H215V136L211 139V138H209V139H211V142H213V143H211L210 142V140H209V142L208 143H210V146H211V148L212 147H214V148H209L208 146H206V148L208 149H206V151H210L211 153H212V151H213V153L210 155L211 157V160H210V158H209V161H211V165H212V167H210V166H208V165H205V163L204 162H206V161H201V160H199L200 158H199V156H197V154L196 153H191L190 151V148L192 149V147H193V150L196 148V147H198L199 145H201L198 141H202V139L203 138H205L206 136H202L201 138H200V132H199ZM221 130V131H220ZM239 130V131H238ZM21 131L24 133L23 134V136H22V134H21ZM120 133H119V132ZM140 131V132H139ZM148 131V132H147ZM169 131H170V133H169ZM185 131V132H184ZM191 131H192V133H191ZM196 132V134H195V132ZM197 131H198V134H197ZM220 131V132H219ZM237 131V132H236ZM29 132H32V133H29ZM41 132V133H40ZM111 132V133H110ZM140 134H139V133ZM166 132H168V133H166ZM223 132V134H222V136H221V133ZM248 132V133H247ZM255 132V133H254ZM11 133H12V137H11ZM44 133H46L45 134V136H44ZM114 133V134H113ZM125 133H127V134H125ZM135 133H137V134H135ZM145 133V134H144ZM176 134V135H174V134ZM185 135H184V134ZM190 133V134H189ZM207 133V134H206ZM211 133H212V135H211ZM232 133L234 134V135H232ZM239 133V134H238ZM250 133V134H249ZM20 134H21V136H20ZM35 135V136H32V135ZM42 134V135H41ZM50 136V137H48V135ZM112 134V135H111ZM119 134V135H118ZM122 134V135H121ZM136 135L134 138H136V142H135V139H132L133 138V136H130V135ZM168 134V135H167ZM183 134V136L186 138H184L183 136H181ZM188 134V135H187ZM191 134L193 135V136H191ZM196 136H195V135ZM245 134H247V135H245ZM249 134V135H248ZM14 135H19V136H14ZM39 135V136H38ZM92 135V134H91ZM110 135V136H109ZM139 137H141V135H144V136H142L140 139H137L138 138V136ZM147 135V136H146ZM151 135H152V132H151ZM231 135V136H230ZM244 135V136H243ZM33 137H35V142L33 141L32 142V138ZM46 136H47V138H46ZM130 136V137H129ZM167 136H169V137H167ZM170 136H172V138L170 137ZM173 136L174 137H176L175 139L173 138ZM197 136L199 137V138H197ZM221 136V137H220ZM229 136V137H228ZM247 138H246V137ZM250 136V137H249ZM14 137V138H13ZM17 139H16V138ZM18 137H19V140L20 141H18ZM23 137V138H22ZM29 137L31 138V139H29ZM38 137H40L39 139H38ZM44 137V138H43ZM91 137V136H90ZM129 137V138H128ZM132 137V138H131ZM148 137L149 139H146V138ZM160 137V138H159ZM195 137V138H194ZM218 137H220V138H218ZM222 137H224L223 139H222ZM237 137H238V139H237ZM244 139H243V138ZM27 138V139H26ZM50 138H51V140H52V142H50ZM89 138V137H88ZM110 138V139H109ZM152 138V139H151ZM162 138V139H161ZM164 138V139H163ZM166 138V139H165ZM169 138H171L172 139V141H170V139ZM185 139V140H182V141H180L181 139ZM214 138H215V140H214ZM226 138V139H225ZM249 138V139H248ZM15 139H16V141H15ZM45 139L47 140V142L45 141ZM54 139H55V143H56V141H57V145H55V146H52L50 143H53L54 142ZM108 139V140H107ZM126 139V140H125ZM144 139H146L145 141H144ZM160 140V145H159V143L158 144H156V141H158V140ZM191 141H190V140ZM193 139V140H192ZM197 139V140H196ZM201 139V140H200ZM222 139V140H221ZM229 139H231V140H229ZM240 139H242V140H240ZM42 140V141H41ZM92 140V138H90V140L89 141H91ZM140 140H142V141H140ZM156 140V141H155ZM221 140V141H220ZM226 140V141H225ZM238 140H240V142H237ZM244 140H246V142L244 141ZM17 142L18 141V144H16L15 142ZM27 142L28 144H26L25 142ZM44 141V142H43ZM120 141L121 142H123L124 144H122V143H120ZM129 141V143L127 144V142ZM152 141H153V143H152ZM165 142L164 143V146L163 145H161L163 142ZM175 141V142H174ZM176 141H178V143H176ZM180 141V142H179ZM188 141H189V143H191L192 141L194 142V144L193 143H191L190 145L192 146H190L189 145V143H188ZM251 141V144L250 143H248V142H250ZM255 141V142H256ZM20 142H23V143H21V147L19 146L20 145ZM61 144H60V143ZM92 142V141H91ZM135 142V143H134ZM137 142H141V143H137ZM150 142V143H149ZM174 142V143H173ZM183 142H185L184 143V145L186 144V143H188L187 145H185V146H183L182 144H183ZM197 142V143H196ZM221 142H222V144H221ZM226 142H229V144H233L232 145V147L234 148H232L231 149V145H227L228 143H226ZM16 145H15V144ZM35 145H34V144ZM37 143H39V145H37ZM58 143H59V145H58ZM144 143H147L146 144V146H145V144ZM171 143V144H170ZM176 143V144H175ZM216 143V144H215ZM226 143V144H225ZM240 144V145H235V144ZM246 143H248V145L246 144ZM13 144H14V146H13ZM23 144V145H22ZM41 144H45L44 146L43 145H41ZM127 144V145H126ZM138 144H141V146H139ZM144 144V145H143ZM153 144H156L157 145V147H156V145H154L153 146ZM179 144H181L180 146H179ZM194 146H193V145ZM214 144V145H213ZM219 144V145H218ZM244 144H246V147L245 146H243ZM250 144V145H249ZM32 145V146H31ZM37 145V146H36ZM138 145V146H137ZM151 145V146H150ZM159 145V146H158ZM197 145V146H196ZM224 145V146H223ZM260 145H262V146H260ZM22 146H24V147H22ZM30 146V147H29ZM41 146V147H40ZM47 146V148H45ZM58 146H59V148H58ZM65 146H67V147H65ZM114 148H116L117 146H114V145H112ZM132 146V148L130 149V150H128L130 147ZM136 146H137V148H136ZM147 146H148V148H150V150L149 151H151L152 153H154L153 155H152V153L150 152H146V153H148L147 154V156H145L146 154H145V152H144V154H143V151H144V149L146 148V150H148V148H147ZM161 146H162V148H161ZM176 146V147H175ZM187 146V147H186ZM189 146H190V148H189ZM230 146V147H229ZM236 148H235V147ZM247 146H250V147H247ZM259 146H260V148H259ZM14 147V148H13ZM16 147H18L17 149H16ZM28 147V148H27ZM37 150L36 151V154L34 155L33 153H35V149ZM36 147H39V148H36ZM95 147V148H94ZM125 147H128V149L126 150V148ZM155 147L157 148L156 150H155ZM159 147V148H158ZM163 147L164 148H166V149H164V150H170V151H172L171 152V154L170 153H168V152H170L169 150L168 151H164L163 150ZM174 147V148H173ZM182 147V148H181ZM183 147H185V149L183 148ZM226 147V148H225ZM240 149H239V148ZM243 147V148H242ZM25 148H26V150H25ZM29 148H30V150H29ZM58 148V149H57ZM64 148V149H63ZM67 148H70V151H69V153H68V151H67ZM94 148V150H91V149H93ZM151 148H153L152 150H151ZM177 148V149H176ZM180 150H179V149ZM186 148H187V150L189 151H186ZM229 148V149H228ZM247 148H249V150L247 149ZM254 148V149H253ZM257 148H258V150H257ZM263 148H264V146H263ZM13 149H15V150H13ZM25 151H24V150ZM33 149V150H32ZM63 150V152H64V150L65 151H67V152H64L66 155H63V154H61V152L59 151V150ZM77 149V148H76ZM81 149V150H80ZM230 149H231V151H230ZM250 149H251V151H250ZM253 149V150H252ZM259 149H261V150H259ZM9 150H10V153H9ZM20 150H21V152H20ZM53 150V151H52ZM69 150V149H68ZM134 150V151H133ZM141 150V152L140 153H138V151H140ZM176 150H177V152H176ZM179 150V151H178ZM181 150H183V151H181ZM225 151V150H228V151H226L224 154H223V151ZM234 150V153L232 152ZM254 150H257V152L256 151H254ZM16 151H18V153L16 154ZM29 151V152H28ZM41 151V152H40ZM43 151H44V153H43ZM46 151V152H45ZM48 151V152H47ZM59 151V153H56V152H58ZM73 151H75V152H73ZM81 151V152H80ZM101 153H100V152ZM130 151H132V152H130ZM163 151V152H162ZM186 151V152H185ZM232 152V154L230 153V152ZM248 151H250V152H248ZM15 152V153H14ZM28 152V153H27ZM33 152V153H32ZM54 153L53 155H52V153ZM75 154H73V153ZM77 152H79V154H77ZM95 154V156L97 157V158H95V156H94V154ZM99 152V153H98ZM124 152H127V153H124ZM130 152V154L131 153H134V152H136L135 154L136 155H138L139 157H144L143 158V162L141 161V162H139L138 160H135V166H134V157H135V154L133 155V154H131V156L133 157H129L130 156V154H129V156L127 157V155H128V153ZM166 152V153H165ZM179 152V153H178ZM181 152V153H180ZM183 152V153H182ZM239 152H241V153H239ZM253 152V153H252ZM255 152V153H254ZM260 152V153H259ZM0 153V154H1ZM23 153H26V155H24ZM39 153V154H38ZM41 153V154H40ZM49 153H51L50 155H49ZM56 153V154H55ZM68 153V154H67ZM83 155H82V154ZM89 153V154H88ZM120 153H124V154H126L125 155V157H124V155L122 156V154L120 155ZM141 153L143 154V155H141ZM174 153V154H173ZM175 153L177 154V155H175ZM188 153L190 154V156H187L188 155ZM230 153V154H229ZM259 153V156L260 157H257L258 154ZM262 153V154H261ZM4 154V155H5ZM30 154V155H29ZM60 154V155H59ZM71 156H70V155ZM85 154V155H84ZM98 154H100V155H98ZM152 156H151V155ZM155 154H157V155H155ZM160 154H162L161 156H162V159L164 160V161H159L160 159H161V156H159ZM167 154H170V155H167ZM172 154H173V157H172ZM186 154V155H185ZM195 154H196V157H194L195 156ZM218 157V159H222V156H223V159L221 160V161H223V162H221V164H219V162H220V160H218L217 158H216V156ZM235 154L237 155L236 157H235ZM242 154L244 155V156H242ZM247 154V155H246ZM250 154V155H249ZM254 154V155H253ZM14 155V156H13ZM18 155H19V157H18ZM45 156V157H43V156ZM46 155H47V157H49V159L46 157ZM49 155V156H48ZM57 157V155H58V159L55 157V156ZM61 155H63V156H61ZM74 155V156H73ZM80 157H79V156ZM102 155H103V157H102ZM164 155V156H163ZM167 155V156H166ZM182 156V158L180 157H178L177 158V156ZM208 155V157H209V154H207ZM253 155V156H252ZM263 157H262V156ZM20 156H22V157H20ZM24 156V157H23ZM42 158H41V157ZM61 156V157H60ZM67 156V157H66ZM75 156H77V157H75ZM85 156H86V159L88 158V160H89V163L90 164H88V162H86V161H88V160H86L85 159ZM90 156L92 157V158H90ZM93 156H94V159H93ZM108 156L110 157V159L108 158ZM120 156H122L123 158H121ZM138 156L135 158V159H138ZM149 156V157H148ZM158 156V157H157ZM165 156H166V158H167V160H166V158H165ZM170 156V157H169ZM193 156V157H192ZM215 156V158H213ZM225 156H227V157H225ZM229 156V157H228ZM239 156V157H238ZM249 157V159H248V157ZM252 156V157H251ZM37 157V158H36ZM39 157V158H38ZM53 158V159H51V158ZM104 157H106L105 159H104ZM141 157V158H142ZM147 157V158H146ZM160 157V158H159ZM164 157V158H163ZM171 158L170 160H169V158ZM184 157V158H183ZM198 157V158H197ZM257 157V158H256ZM18 158H19V160H18ZM22 158V159H21ZM23 158H25V159H23ZM41 158V159H40ZM43 158H45V160L43 159ZM56 158V159H55ZM62 158V159H61ZM72 158H73V160H72ZM99 158V159H98ZM114 158V157H113ZM124 158H126V159H124ZM127 158H131V159H128V163L127 164H119V161L120 162H123V160H124V163H126L125 161L127 160ZM155 158H157V159H155ZM173 158V159H172ZM192 158H194V160L192 159ZM226 158V159H225ZM234 158H238L237 160L236 159H234ZM251 158V159H250ZM255 158V159H254ZM259 158H260V160L262 161L263 160V164L261 163V161L259 160ZM68 159H70V161H68ZM84 159V160H83ZM102 161H101V160ZM108 159H109V162H108ZM123 159V160H122ZM159 159V160H158ZM180 159V160H179ZM183 159V160H182ZM213 159V160H212ZM217 159V161H218V163H217V161L215 162V160ZM246 159H248V160H246ZM254 161H253V160ZM64 160V161H63ZM83 160V161H82ZM91 160V161H90ZM93 160V161H92ZM98 162H97V161ZM114 161V162H112V163H114V165H112V164H109V163H111V161ZM119 160V161H118ZM132 162H131V161ZM139 160H141V159H139ZM153 162H151V161ZM157 160L159 161V162H157ZM182 160V161H181ZM191 160V161H190ZM196 160V161H195ZM228 160V161H227ZM245 161V163L243 162V161ZM56 161H57V164H56ZM101 161V162H100ZM104 161H107V162H104ZM149 161V162H148ZM154 161H156V163L154 162ZM171 161V162H170ZM183 161H184V163H183ZM195 161V162H194ZM197 161H199V162H197ZM212 161H214V162H212ZM242 161V162H241ZM248 161V163L250 162V164H248V163H246ZM258 161V162H257ZM42 162V163H41ZM46 162V163H45ZM74 162V163H73ZM81 162V163H80ZM83 162L85 163V165H87V167L84 165H82L83 164ZM99 162H100V164H103L104 163V167H103V169H102V167H101V165L100 166H98L99 165ZM138 162V163H137ZM146 162V163H145ZM164 162V163H163ZM179 162H182L180 165L179 164H176L175 165V163H179ZM188 162V163H187ZM189 162H190V164H189ZM194 162L195 163V165H194V163L192 164V163ZM201 162V163H200ZM204 164H203V163ZM240 162V163H239ZM53 163V164H52ZM61 163V165L59 166V164ZM66 163H68V164H66ZM69 163H71V164H69ZM94 163V164H93ZM96 163V164H95ZM143 163V165H141ZM148 163H149V165H148ZM171 163V164H170ZM200 163V164H199ZM222 163H225V164H222ZM238 163V164H237ZM258 163H261L260 165L258 164ZM37 164V165H36ZM42 164H43V166H42ZM46 164H48V165H46ZM51 164H52V166H51ZM63 164V165H62ZM77 164V165H76ZM120 165V166H125V168L123 169L122 167L120 168H118L116 165ZM137 164V165H136ZM140 164V165H139ZM147 164V165H146ZM153 164H154V166H153ZM156 164V165H155ZM166 164H167V166H166ZM170 164V165H169ZM191 164H192V167H190L191 166ZM213 164H217V168H220V166H221V168L219 169V171L217 170V168H214L213 166ZM220 166H219V165ZM231 164H233L232 166H231ZM253 164H258L257 166H254ZM34 165V166H33ZM36 165V166H35ZM40 165V166H39ZM66 165V166H65ZM69 165H70V167H69ZM74 165V166H73ZM79 165V166H78ZM92 165H94V166H92ZM108 165H110L109 167H106V166H108ZM128 165V166H127ZM132 165V167H130L129 168V166H131ZM146 165V166H145ZM165 165V166H164ZM179 165V166H178ZM187 165H188V167H187ZM196 165H197V167H196ZM200 167H199V166ZM249 165H253V166H250V167H253V168H251L254 172H253V176H252V171H251V169L249 168ZM24 166H25V168H24ZM76 166V167H75ZM80 166H81V169H80ZM90 166V167H89ZM98 166V167H97ZM113 166V167H112ZM117 168H116V167ZM139 166V167H138ZM147 168H145V167ZM152 166V168L154 169V172H153V175H152V171H151V173H150V171L149 170H153L152 168H150ZM162 166H164L166 169H168L169 168V170H165V168L163 169L162 168ZM171 166H172V168H171ZM204 166V167H203ZM205 166H207V167H205ZM38 167H39V169H38ZM43 167V168H42ZM48 167V168H47ZM51 167V168H50ZM86 167V168H85ZM93 167V168H92ZM96 167H97V169H98V171H96L97 169H96ZM115 167V168H114ZM136 167V169H134ZM138 167V168H137ZM156 167V168H155ZM215 167H216V165H215ZM222 167H224V168H222ZM235 167V168H234ZM243 167V168H242ZM246 167L247 168H249V169H246ZM257 169H256V168ZM32 168V169H31ZM34 168V169H33ZM56 168H57V170H56ZM64 168V169H63ZM76 170L75 171V173H73L74 172V169ZM106 168V170L104 171V169ZM146 170L147 172V174H142L143 172H145L144 170ZM149 168V169H148ZM180 168V169H179ZM186 168H188V170L186 169ZM190 168H192V171L190 170ZM194 168H196V170L194 169ZM208 168H209V170L211 171H209L208 170ZM211 168H214V171H215V173H213V169H211ZM237 168V169H236ZM240 168H242V169H240ZM24 169V170H23ZM27 169L29 170V169H31V170H29L30 171V173H27V172H29V171H27ZM35 169H37V170H35ZM41 169V170H40ZM47 169H49V170H47ZM63 169V170H62ZM67 169V170H66ZM78 169V170H77ZM82 169H85V170H82ZM90 169L92 170V174L90 173ZM96 169V170H95ZM101 169V170H100ZM108 169V170H107ZM112 169H117V170H115L114 172L112 171ZM121 169H123V170H121ZM127 171H129V172H127ZM131 169H132V171H131ZM133 169H134V171L136 172H134L133 171ZM163 171H162V170ZM177 169H178V171L180 172H178L177 171ZM194 169V170H193ZM200 169H201V171H200ZM243 170V171H245V169L247 170V171H245V172H248V171H250V174L248 173L247 174V176L246 177H244L245 179L243 180V179H240L241 177H239V179L240 180H238V178L236 179V175H234L235 176V179L234 180H231L230 179V176H233V174H237L238 172L237 171H234V170ZM254 169H256V170H254ZM261 169H262V171H261ZM24 172H23V171ZM88 170H89V174L87 175V173L86 172H88ZM103 170V171H102ZM124 170L126 171V172H124ZM139 170H140V172H139ZM142 170H143V172H142ZM181 170V171H180ZM183 170V171H182ZM184 170H187V171H184ZM197 170H199V171H197ZM205 170H206V172H205ZM233 170V171H232ZM26 171V172H25ZM63 171V172H62ZM70 171H73V172H70ZM124 173H123V172ZM169 171V172H168ZM191 172V173H189V172ZM231 171V172H230ZM255 171L257 172L256 173V175H255ZM258 171H259V173H258ZM32 172V173H31ZM40 172V173H39ZM56 172V173H55ZM61 172V173H60ZM67 172H70L68 175H66V173ZM93 172H95L94 174H93ZM96 172H98V173H96ZM100 172V173H99ZM108 174H107V173ZM131 172V173H130ZM163 172V173H162ZM167 173V175L169 174V176L171 177V176H173V178H171V179H169V181H171V183H169V181H167V180H165V181H167V182H165L164 183V185H166V186H159V185H162V184H159V183H162V182H158L157 181V176H163L164 174L166 175V173ZM175 172H177V173H179L180 175H178L177 173H175ZM226 172V173H225ZM228 172V173H227ZM229 172H230V174L232 173V175H230L229 174ZM234 172V173H233ZM263 172V173H262ZM38 173V174H37ZM60 173V174H59ZM62 173H64V176H60V175H62ZM73 173V174H72ZM102 173H106V177H108L109 178V180H107L108 178H106V177H104L105 176V174H103L102 175ZM140 173V174H139ZM150 173V174H149ZM158 173H160V174H158ZM184 173V174H183ZM194 173L195 174H197V176H194ZM205 173V176L204 175H201V174H204ZM209 173V174H208ZM225 174V177H223V175ZM24 174H25V176H24ZM28 174H30L31 176V178H29V176H28ZM42 174H44V175H42ZM52 174H54V175H52ZM58 174V175H57ZM80 174V175H79ZM85 176H84V175ZM91 174V175H90ZM95 174H97L96 176H95ZM114 174V175H113ZM119 174V175H118ZM120 174H123V175H126V176H124V177H126V178H121V176L122 175H120ZM137 174H139V175H137ZM155 174L157 175V176H155ZM172 174H174V175H172ZM193 174V175H192ZM199 174V175H198ZM222 174V175H221ZM35 175V176H34ZM57 175V176H56ZM87 175V176H86ZM90 175V176H89ZM98 175H100L99 177H98ZM120 176V177H116V176ZM147 175H149V176H151V177H149V176H147ZM175 175H177V176H175ZM211 175H212V178H211ZM226 175L227 176H229V177H226ZM250 175V178L249 179H251L250 180V182H249V179H248V176ZM254 175H255V177H254ZM258 175L260 176L261 175V177L263 178H259L258 177ZM18 176V177H19ZM37 176V177H36ZM46 176V177H45ZM65 176H67L69 179H67V177H65ZM74 176H76V177H78V176H80V177H78V178H74ZM89 176V177H88ZM93 176H95L94 177V179H95V181H94V179H93ZM102 176V177H101ZM134 176V177H133ZM137 176V178H143V180H146V182L144 181V183H146L145 184V186L143 185V182L141 181V179H136L135 177ZM152 176H153V179L154 180H151L152 179ZM182 178H181V177ZM191 176H192V179H191ZM198 176L199 177H201V178H198ZM215 176H217L216 178L217 179H214L215 178ZM221 176V177H220ZM233 176V177H234ZM35 177L37 178V180L35 179ZM66 178V180L67 181H64L65 179L64 178ZM70 177H72V180H71V178ZM92 179H91V178ZM113 177V178H112ZM123 177V176H122ZM127 177L130 179V180H128L127 179ZM131 177H133L134 178V180H133V178H131ZM149 177V178H148ZM170 177H168V178H170ZM194 177H196V178H194ZM207 177L209 178V180H206L207 179ZM214 177V178H213ZM223 177V178H222ZM253 177L255 178V179H258L260 182H261V180L263 181V182H261L260 184H261V186L262 187H260V185L258 184L259 183V181L258 180H256V182H254L253 183V181L255 180V179H253ZM258 177V178H257ZM25 178V181L23 180ZM27 178L29 179V180H27ZM40 178V179H39ZM45 178V179H44ZM58 178V179H57ZM59 178H61V180H63V181H61ZM63 178V179H62ZM84 178V179H83ZM97 178V179H96ZM102 178L104 179V181L102 180ZM123 180V179H127L128 181H126V180H124V181H122V182H120L121 180ZM145 178H147V179H149V181L147 180V179H145ZM175 178V179H174ZM186 178V179H185ZM187 178H188V180H187ZM196 179L195 181H194V179ZM203 178V179H202ZM218 178L220 179L219 181L221 182H219L218 181ZM232 178V177H231ZM33 179H35V180H33ZM43 179V180H42ZM73 179H75V181L73 180ZM81 179H83V180H81ZM90 179H91V181H90ZM105 179L107 180V182L105 181ZM117 180V181H115V183H114V185H112L113 184V180ZM179 179H182V180H179ZM190 179V180H189ZM212 179V181H214V182H212V183H210L211 180ZM227 179H230V180H228V181H230V186L228 185L229 183H228V181H226ZM49 180H50V182L52 181V180H54V183L52 182V183H49ZM60 180V181H59ZM112 180V181H111ZM118 180H119V182H118ZM132 180H133V184H132ZM184 180V181H183ZM204 180H206L204 183L205 184H203V185H201L200 187H199V185L201 184V183H203V181ZM242 180V181H241ZM15 181V182H16ZM21 181H23L22 183H21ZM30 181H31V183H30ZM48 181V182H47ZM59 181V182H58ZM73 181V182H72ZM89 181V182H88ZM99 183H98V182ZM103 181V183H101L100 184V182H102ZM131 181V182H130ZM142 183H141V182ZM182 181V182H181ZM188 183H187V182ZM193 181V182H192ZM197 181L199 182L198 184H197ZM201 181V182H200ZM216 181V182H215ZM223 181H224V183H223ZM225 181H226V183H225ZM232 181V182H231ZM233 181H235V182H238V183H235L234 184V182ZM241 181V183L239 184V182ZM245 181L248 183H245ZM65 182V183H64ZM75 182V183H74ZM80 182V183H79ZM96 182H97V184L99 185V187H96L95 188V186H98V185H96ZM109 182V183H108ZM117 182V183H116ZM132 184H130V183ZM134 182H136L137 183V186H136V184L134 183ZM153 182V183H152ZM179 182V183H178ZM187 183V185H185L186 183ZM244 182V183H243ZM42 183V184H41ZM46 183H47V185H46ZM62 183V184H61ZM67 183V184H66ZM69 183V184H68ZM72 183V184H71ZM78 183V184H77ZM111 183V184H110ZM118 183H120V186L122 187H120L119 185H118ZM125 183V184H124ZM140 183V184H139ZM174 185H173V184ZM207 183V184H206ZM209 183V184H208ZM213 183H215V184H213ZM217 183H219V184H217ZM231 183L233 184V185H231ZM19 184H21L22 185V190H21V186L18 185ZM25 184H26V186H25ZM40 184H41V186H40ZM50 184V185H49ZM58 184V185H57ZM75 184L76 185H78V186H75ZM82 186H80V185ZM86 184H88V188L86 187ZM90 184V185H89ZM108 184H109V187H108V189H106L107 188V186H108ZM124 185V186H122V185ZM139 184V185H138ZM143 185V187H142V185ZM192 184V185H191ZM239 184V185H238ZM247 184V185H246ZM249 184H250V186H249ZM253 184V185H252ZM257 184V185H256ZM23 185H24V187H23ZM44 185V186H43ZM54 185H56L55 187H57L56 188V190H55V187H54ZM60 185V186H59ZM62 185V186H61ZM69 187H68V186ZM95 185V186H94ZM107 185V186H106ZM117 185L120 187V189H122L121 190V192H120V190H119V187H117ZM126 185L127 186H129V187H127V189L130 191H127V189L125 188L126 187ZM171 186L170 188H169V190L168 191H166L167 189H168V187L167 186ZM189 185V186H188ZM191 185V186H190ZM195 185H198V186H195ZM207 185V186H206ZM209 185H213L214 187H212L211 189H209ZM216 185V186H215ZM222 185V186H221ZM223 185H225V186H227V187H225V186H223ZM235 185V186H234ZM243 185H245V186H243ZM256 185V186H255ZM259 185V186H258ZM9 186L11 187V188H9ZM16 186H17V188H16ZM50 186V187H49ZM52 186V187H51ZM64 186H66V187H64ZM70 186H72L71 188H70ZM83 186H84V188H83ZM89 186H92V187H94V188H91V187H89ZM104 186H106V187H104ZM113 186V187H112ZM150 187V188H147V189H145L146 187ZM156 188H155V187ZM174 186V188L172 189V187ZM185 186V187H184ZM209 186V187H208ZM232 186V187H231ZM252 186H254V187H252ZM257 186H258V188L260 187V189H258L257 188ZM8 187V188H7ZM18 187H20L19 189H18ZM63 187V188H62ZM68 187V188H67ZM75 187H77L78 189H79V191H78V189L77 188H75ZM79 187H81L82 189H84V191L82 190V194H81V188H79ZM140 187V188H139ZM153 189H152V188ZM157 187H158V189L160 190V191H157L158 189H157ZM164 189H163V188ZM165 187H166V189H165ZM188 187V188H187ZM195 187H197V188H195ZM208 189H207V188ZM216 187V188H215ZM220 187V188H219ZM221 187H222V189H221ZM239 187V188H238ZM25 188H26V190H25ZM45 188V189H44ZM58 188H60V189H58ZM70 188V189H69ZM75 188V189H74ZM85 188H86V190H85ZM89 188H90V190H89ZM105 188V189H104ZM117 188V189H116ZM123 188H125L126 190L125 191H127L126 192V195H122V193L123 194H125V192H124V189ZM135 188V189H134ZM143 188V189H142ZM184 188V189H183ZM200 188L201 189H205V190H202L203 191V193H202V191L200 190ZM215 188V189H214ZM225 188L227 189V190H225ZM232 188H233V190H232ZM241 188V189H240ZM243 188V189H242ZM250 188V189H249ZM252 188H253V190H252ZM39 189V190H38ZM64 189H66L65 190V192H64ZM104 189V190H103ZM116 189V190H115ZM134 189V190H133ZM136 189H138V190H136ZM140 189V190H139ZM149 189H150V191L152 190V192H150L149 191ZM186 189H187V191H186ZM196 191H195V190ZM238 189V190H237ZM250 190V191H248V190ZM36 190V191H35ZM38 190V191H37ZM69 190V191H68ZM77 190V191H76ZM94 190H95V192H94ZM101 190V191H100ZM109 190H110V192H109ZM114 192H113V191ZM143 191V192H140V194L142 193H144L142 196H143V198L141 197V195H139L138 193H139V191ZM173 190V191H172ZM185 192H184V191ZM189 190V191H188ZM239 190H242V191H239ZM258 190H260V191H258ZM26 191H28V192H26ZM49 191V192H48ZM60 193H59V192ZM116 191V192H115ZM133 191H136V192H134V194H130V193H133ZM148 191L150 192V194H149V196H151V197H149L147 194H148ZM172 191V192H171ZM191 191H193V192H195L194 194H193V192H191ZM197 191H199V193L197 192ZM201 191V192H200ZM221 191V192H220ZM234 191V192H233ZM246 191V192H245ZM262 191V195H261V192ZM30 192V193H29ZM67 192V193H66ZM69 192H71L70 193V195H69ZM78 192V193H77ZM104 192H107V193H104ZM115 193V194H117V198L120 200H118L117 201V198H116V195L115 194H113V193ZM138 192V193H137ZM158 192V193H157ZM162 192V194H163V196L164 197H161L160 198V200H159V197L161 196L159 193H161ZM169 194V196L171 195H173L172 197L170 196H168L167 195V193ZM169 192H171V194L169 193ZM184 192V193H183ZM190 192V193H189ZM226 192H228V193H230V195L227 193L226 194ZM243 192H245L246 194H244L245 196H249V198L248 197H244V195H243ZM249 192V193H248ZM257 192L260 194H258V195H256L257 194ZM66 193V194H65ZM75 193H77V195H79V196H77V195H75ZM85 193H87V194H85ZM104 193V194H103ZM136 193H137V195H136ZM187 193V194H186ZM205 193V194H204ZM211 193V194H210ZM218 195H220V196H222V197H220V196H218ZM232 193H234L235 194V196L232 194ZM238 193V194H237ZM240 193V194H239ZM250 193L252 194V195H250ZM255 193V194H254ZM4 194H5V196H4ZM28 194V195H27ZM31 194V195H30ZM61 194V195H60ZM63 194H65V195H63ZM74 195V198L72 197V195ZM81 194V195H80ZM112 194V195H111ZM128 194V195H127ZM146 194V195H145ZM153 194H158L157 196H155V195H153ZM193 194V195H192ZM225 194V197L227 198V199H224L223 201H222V199H223V195ZM13 195H16V197H12ZM19 195H21L20 197H19ZM24 195V196H23ZM31 196V198L32 199H35V201L34 200H32L31 198H30V196ZM34 195V196H33ZM36 195V196H35ZM83 195V196H82ZM101 197H99V196ZM106 196V198H103V197H105ZM122 195V196H121ZM130 195V196H129ZM137 197V199H136V197ZM166 195V196H165ZM182 195H184V196H182ZM212 195H214V196H212ZM240 195V196H239ZM243 197H242V196ZM23 196V197H22ZM64 196V197H63ZM92 197V196H97L96 198L98 199V200H96V198L94 199V197L93 198H91L90 199V201L88 200L89 198H87V197ZM108 196V197H107ZM127 196H129V197H131L132 196V200L134 201L135 199H136V201H134L132 204H128L127 206H126V204L125 205H122V206H126V207H129V208H127V210L128 209H130V210H128V213H127V216L128 217H130V219H133L135 216V214L137 215V216H141L142 215V213L141 212H144L145 213V208L147 207V209H146V212H148L149 211V213H150V211H153L152 209H154V210H156L157 211V205L159 204L161 207H159L158 209V211H159V213H157L156 211L154 212H151L150 214H146L147 215V217L149 216V215H151L150 217L151 218H154V215L155 214H159V216H163L165 213H167L168 215H166L164 218L165 219H172V220H174L173 218H174V215H175V213L177 214V216L175 217V220L174 221H171V222H175V223H177V221L178 220H180L177 224H175L173 227H176L177 229H180V230H178L177 231V233H175L176 232V228H170L169 230H170V232H172V233H174L173 235H172V237H174L173 239H174V241H176V243L174 244H172V239H170L169 241L167 240V242L165 243V241H164V239L163 238H161L162 236L160 235V234H158L157 236H153V237H150L153 241H149V242H147V241H145V240H141L142 241V243H141V246L140 247H136V249L137 248H139V249H141V247H143L144 249H147V250H144L143 248L140 250V251H142L143 250V254L139 251V249L138 250H136V251H134L133 250V247H130V246H127L128 248H127V251H126V249H124V248H126V247H124V246H121L123 243L122 242H120V241H116V240H114L113 239V243H116V245L115 244H112V239L110 238V237H108L107 238V240L105 239V238H103V237H105V235H104V233H103V231H101L102 230V228H100L101 227V225H100V223L98 222L99 221V219H98V215H100L99 217L100 218H102L103 217V215H104V218L106 217L105 215H109V216H111V214H108V212H112V210H113V207H114V205H115V203L116 202H118V204H116V205H121V203H124V199H125V203L127 202V200L128 199H126V197ZM139 196V197H138ZM145 196H148V198H146ZM159 196V197H158ZM188 196H189V198L190 199H188ZM208 196V198H206ZM209 196H210V198H209ZM216 196V197H215ZM218 196V197H217ZM239 197V198H236L235 199V197ZM260 198H259V197ZM27 197V198H26ZM42 197V198H41ZM44 197H48V199L50 200H48V199H46L45 198V200L46 201H48L47 203H45V202H43L44 201ZM57 197V198H56ZM80 197L82 198V199H80ZM83 197H85V199L87 200V202L85 203L84 201H86ZM122 197V198H121ZM124 197V198H123ZM128 197V198H129ZM133 197H135V198H133ZM158 197V198H157ZM183 197V198H185L184 200L185 201H187V202H185L184 203V201H183V203H182V201H177V200H181V198ZM197 197V198H196ZM200 197V198H199ZM211 197H213V198H211ZM241 197V198H240ZM253 197V198H252ZM262 197H263V200H262ZM23 198V199H22ZM25 198V199H24ZM30 200H29V199ZM62 198H64V199H62ZM73 200V201H71V199ZM140 198H142V201H140L141 199ZM145 198V199H144ZM154 198V199H153ZM173 198H175V199H173ZM179 198V199H178ZM229 198V199H228ZM232 198V199H231ZM242 198H245V199H242ZM40 199V200H39ZM43 199V200H42ZM56 199V200H55ZM101 199L102 200H104V202L103 201H101ZM107 199V200H106ZM153 199V201H151ZM156 199H158L157 201L159 202H155V200ZM162 199L163 200H166V201H164V203H162ZM170 199V200H169ZM172 199V200H171ZM188 199V200H187ZM200 201H199V200ZM217 199V200H216ZM218 199H221L220 200V202L221 203H219V200ZM238 200L237 201V203H239V204H237L234 200ZM240 199L241 200H243V201H240ZM254 199H256L257 201V203L255 202L254 203ZM20 200V199H19ZM32 200V201H31ZM74 200H77V201H74ZM80 200H83V201H80ZM94 200V201H93ZM95 200L98 202L99 201V203L101 204V205H98V204H96L95 205ZM121 200H122V202H121ZM131 200V199H130ZM144 200V201H143ZM147 200H148V202H147ZM217 201V202H214V201ZM260 200H261V202H260ZM57 201H60V202H57ZM65 201V202H64ZM68 201V202H67ZM73 202V203H77L76 205L74 204H72L71 202ZM91 201H93V202H91ZM101 201V202H100ZM113 201V202H112ZM129 201V200H128ZM189 201V202H188ZM190 201H193V203H194V206H192V203L190 202ZM198 201V202H197ZM201 201L203 202L202 204H201ZM211 201H213V202H211ZM228 201V202H227ZM240 201V202H239ZM248 201H246V202H248ZM31 202V203H30ZM51 202V203H50ZM52 202L53 203H55L56 202V205L55 204H52ZM78 202H80L79 204H78ZM82 202H84V203H82ZM90 202H91V204H90ZM96 202V203H97ZM132 201H129L128 203H131ZM140 203V204H138V203ZM146 204H145V203ZM152 202V203H151ZM153 202L155 203L154 204V207L155 208H153ZM171 202V203H170ZM172 202H177L176 204L175 203H172ZM181 202V203H180ZM204 202H207V203H204ZM211 202V203H210ZM235 202V203H234ZM248 202V203H249ZM262 202H263V204H262ZM62 203V204H61ZM69 203H71L70 205H69ZM89 203V204H88ZM102 203L104 204L105 203V205L108 203V206L106 205V206H104V205H102ZM134 203H137L139 206H137V207H142V208H144V209H142V211H139V210H137L138 208H135L134 206H133V204ZM141 203H143V204H141ZM151 205H150V204ZM168 203H169V205H168ZM187 203H188V205H187ZM258 203H260V204H258ZM32 204H34L33 206H32ZM49 204V205H48ZM62 206H61V205ZM64 204H66V205H64ZM68 204V205H67ZM84 205V204H87L86 206H81V205ZM94 204V206H92ZM162 204H164L163 206H162ZM191 204V205H190ZM206 204H208V205H206ZM212 204V206H210ZM216 205V206H214V205ZM234 204H235V207H233L234 206ZM253 204V205H252ZM262 204V205H261ZM50 205H51V207H50ZM65 207H64V206ZM89 205V206H88ZM113 206V207H111V206ZM115 205V206H116ZM142 205V206H141ZM150 205V206H149ZM31 206V207H30ZM38 206V207H37ZM43 206V207H42ZM53 206V207H52ZM61 206V207H60ZM88 206V207H87ZM148 206H149V209H148ZM184 206V207H183ZM199 206V207H198ZM225 206H227V205H225ZM256 206H258V207H256ZM32 207H33V209H32ZM39 208L38 210H37V208ZM58 207V208H57ZM72 207H74V208H72ZM76 207H78V208H76ZM81 207V208H80ZM86 207V208H85ZM100 207H102V209L100 210ZM103 207H105V208H107L106 210H105V208L103 209ZM164 207V208H163ZM166 207V208H165ZM170 209H169V208ZM173 209H172V208ZM181 207V208H180ZM189 207V208H188ZM193 207V208H192ZM208 207H210L209 209H208ZM219 207H221V208H219ZM228 207H229V205H228ZM247 207V209H249ZM250 207V208H251ZM30 208H31V211L32 212H34V213H31L30 212ZM43 208H46L45 210L43 209ZM54 208H55V210H54ZM60 208H63L64 209V212H65V214L63 213V211H59V213H63V214H59L56 210H60ZM70 208V209H69ZM108 208L110 209V210H108ZM150 208H152V209H150ZM175 208H179L180 210H178L177 209V211L176 212H174V210H176ZM203 208L205 209V210H203ZM216 210H214V209ZM217 208H219V209H217ZM41 209V210H40ZM48 209H51V210H49L48 211ZM78 211H77V210ZM82 209V210H81ZM97 209H99V210H97ZM160 209H161V211H160ZM163 209V210H162ZM184 209H186V212L184 211ZM190 209H194V210H192V212L190 211L189 212V210ZM200 209V210H199ZM201 209H202V211L203 212H200L201 211ZM208 211H207V210ZM261 209H257L258 211H260L259 213H261L262 212V210ZM37 210V211H36ZM42 210H44V211H42ZM62 210V209H61ZM66 210V211H65ZM73 211V210H76V211H73V212H70V211ZM81 210V211H80ZM96 210V211H95ZM136 210H137V212H136ZM165 210V211H164ZM184 211L183 213H180L181 215L179 216V211ZM210 210V211H209ZM214 210V211H213ZM3 211V212H2ZM46 211H48L47 213H46ZM67 211H68V213H67ZM88 211H89V213H88ZM98 211V212H97ZM102 211H103V213H102ZM105 211H108V212H105ZM165 213H164V212ZM197 211V212H196ZM204 211H205V213H204ZM217 211V212H218ZM5 212V213H4ZM53 212H55V213H53ZM71 214H70V213ZM78 212H80L79 213V216H78ZM97 212V213H96ZM102 214H100V213ZM129 212H132V213H129ZM134 212V213H133ZM162 212H163V214H162ZM195 214H194V213ZM210 214H209V213ZM263 212H264V209H263ZM261 213V214H259V213H257V215L259 214V216L257 217V215L255 214V217H257L258 219H259V221H258V223L256 224V223H254V225L255 226H262V227H259L260 229H258L257 228V230L254 228V230H256V239H255V242L256 243H254V248L256 249H254L253 247L252 248H250L251 250L249 251V253L251 254V257L254 255V256H256V257H252L250 260L249 259H246V258H249V256H250V254H249V256H248V254H247V256L248 257H245V261H246V263L248 262V264H251V263H254V261H256L254 264H259V263H263L264 264V254H260L262 251V253H264V245H263V243H264V230H263V225H264V221L262 222V220H264V218H262V219H260L262 216L264 217V213ZM9 213V212H8ZM46 213V214H45ZM92 213H94V214H92ZM105 213H107V214H105ZM153 213H155L154 215H153ZM189 213V214H188ZM198 213H199V216H198ZM201 213H202V216H203V214H205L206 215V213H208L207 215L208 216H203L204 217V219L202 218V216H201ZM212 213V214H211ZM43 214V215H42ZM49 214H51L50 216H52V217H50L49 216ZM60 215V217H58L59 215ZM134 214V215H133ZM139 214H141V215H139ZM162 214V215H161ZM196 214H197V216H196ZM61 215H63V218H62V216ZM66 215V216H65ZM71 215V216H70ZM72 215L74 216V217H72ZM77 215V216H76ZM81 215H83V216H81ZM93 215H94V217H93ZM173 215V216H172ZM189 215V216H188ZM191 215V216H190ZM75 216H76V218H75ZM88 216H90V218L88 217ZM93 217V219H92V217ZM132 216H134V217H132ZM136 216V217H137ZM156 216V215H155ZM182 216V217H181ZM201 216V217H200ZM210 216V217H209ZM8 217H10V219L8 218ZM43 217V218H42ZM45 217H50L48 220H47V218H45ZM56 217H58V218H56ZM71 219H70V218ZM78 217V218H77ZM88 217V218H87ZM179 217V218H178ZM184 217V218H183ZM190 217L192 218V219H190ZM209 218V219H207V218ZM44 219V220H41V219ZM59 218H62V219H59ZM65 218V219H64ZM107 218H109V217H107ZM111 218V217H110ZM149 218V217H148ZM183 218V219H182ZM199 218V219H198ZM2 219H3V221H2ZM9 219V220H8ZM14 219V220H13ZM58 219V220H57ZM86 219V220H85ZM89 220V224H88V220ZM94 219H96L97 221H96V224H95V220ZM187 219L189 220V221H187ZM222 219H224L225 221L226 220H228L227 218H222ZM11 220V221H10ZM16 220V221H15ZM19 220V221H18ZM46 220L47 221H49V222H46ZM72 220H73V222H72ZM75 220V221H74ZM186 221L187 222V224H185L186 222H183V221ZM192 220V221H191ZM196 220H197V223H196ZM199 220V221H198ZM203 220L205 221V222H203ZM22 221L24 222V223H22ZM40 221L42 222L41 224H40ZM52 221L53 222H55V223H57L56 225L57 226H55L54 228H53V230H52V227L54 226V224L55 223H52ZM57 221V222H56ZM169 221V220H168ZM260 221L262 222V223H260ZM2 222L4 223L3 225H2ZM12 222H15V223H13V225H12ZM20 222V223H19ZM45 222V223H44ZM83 222V223H82ZM86 222V223H85ZM191 222V223H190ZM196 224H195V223ZM201 222H203V223H201V225H200V223ZM227 222V221H226ZM11 223V225H12V227H16V229H12V228H10L9 230H7L9 227H11V226H9L8 227V225ZM22 223V224H21ZM47 223H49L48 225H50V228H45L44 227V229L43 230H41L40 228H43V226L44 225H46V227H48L47 226ZM69 223H71V225L69 224ZM72 223L73 224H75V225H72ZM94 223V224H93ZM97 223H98V226H97ZM137 223H139V224H137ZM140 223H143V222H140V221H138V222H136V223H134L133 224V227L135 226V228H137L138 229V232H140V227L143 225V228H142V230L143 231H145V229L147 228L148 229V234L150 235V233H153L154 232V234H151L150 236H152V235H156L157 234V232L156 231H152L151 229V226H149V227H147L145 224H140ZM179 223H181L180 224V227H179ZM189 223V224H188ZM193 223V224H192ZM7 225V227H5L6 225ZM31 224H33V225H31ZM44 224V225H43ZM67 226H66V225ZM76 224H78V225H80V227L79 226H76ZM87 224V225H86ZM183 224V225H182ZM191 224V225H190ZM263 224V225H262ZM39 225H43L42 227L41 226H39ZM85 225V227H83ZM140 225V226H139ZM146 227H145V226ZM151 225V224H150ZM181 225H182V228H181ZM186 225V228L184 227ZM199 225V226H198ZM22 226V227H21ZM28 226H31V227H29V229L32 231V230H35V231H28V232H25V234H24V232L23 231H27L28 230ZM69 226V227H68ZM70 226H72V227H70ZM74 226V227H73ZM198 228H197V227ZM2 227H4V228H2ZM18 227V228H17ZM32 227H34L33 229H32ZM40 227V228H39ZM88 227H93L92 229H89L88 231H90V230H92V232H88L87 230H86V233H84V232H82V231H85L84 229H87ZM145 227V228H144ZM188 227H192L191 229L190 228H188ZM195 229H194V228ZM205 229H204V228ZM67 228H68V230L70 229V230H72V231H68L67 230ZM81 228H83V229H81ZM200 229L201 228V230H202V228H203V230L201 231V230H199V233L197 232V229ZM18 229V230H17ZM20 229H22V230H20ZM39 229H40V231H39ZM48 229H50V230H52V231H49ZM75 229V230H74ZM97 229H98V231H97ZM175 229V230H174ZM191 231H190V230ZM15 230H16V232L17 233H15ZM46 230V231H45ZM81 230V231H80ZM100 230V231H99ZM151 230V231H150ZM205 230V231H204ZM6 231L9 233V231H10V233L8 234V233H6ZM21 231V232H20ZM142 231V232H143ZM150 231V232H149ZM174 231V232H173ZM200 231H201V233H200ZM20 232V233H19ZM36 232H39V233H37L36 234ZM65 232H66V234H65ZM71 232V233H70ZM94 232V233H93ZM141 232V233H142ZM183 232V233H184ZM258 232H260V233H258ZM11 233H14V234H16V236H14V237H12L11 235H13V234H11ZM29 233H31V234H29ZM54 233H56V235H54ZM81 233V234H80ZM144 233V232H143ZM171 233V234H172ZM183 233H181V235L180 236H182V237H184V234ZM11 234V235H10ZM20 234H24L23 236H19ZM33 234V235H32ZM38 234L40 235V236H38ZM53 234V235H52ZM59 234H62L63 236H59ZM97 234V235H96ZM102 234V235H101ZM147 234V235H148ZM190 235V236H193V235ZM197 234H198V237H197ZM200 234V235H199ZM260 234V235H259ZM10 235V236H9ZM32 235V237H30ZM45 235V236H44ZM50 237H49V236ZM88 235H91V236H89L88 237ZM92 235H93V237H92ZM97 237H96V236ZM102 236L101 238L102 239H99L98 237H100V236ZM146 235V234H145ZM9 236V237H8ZM19 236V237H18ZM25 236V237H24ZM48 236V237H47ZM85 237V238H82V237ZM6 237H8V238H6ZM16 237H18L17 238V240H20V241H22V242H18V241H14V239L16 238ZM23 237H24V239H23ZM43 237V238H42ZM56 237V239H54ZM61 237V238H60ZM67 237V238H66ZM90 237H91V239H90ZM157 237H158V240H157ZM22 238V239H21ZM41 238H42V240H41ZM45 238V239H44ZM49 240H48V239ZM65 238V239H64ZM79 238H82V239H85V240H81V239H79ZM149 238V237H148ZM161 238V239H160ZM261 238V239H260ZM75 239H78L77 241L75 240ZM90 239V240H89ZM97 239V240H96ZM105 239V240H104ZM109 239V240H108ZM136 239H138V238H136ZM147 239V238H146ZM193 239V240H192ZM40 240H41V242H40ZM55 240H56V242H55ZM73 240H74V242H73ZM79 240H81V241H79ZM103 240V241H102ZM139 240V239H138ZM147 240H149V239H147ZM159 240H161V241H159ZM162 240H163V242H162ZM49 241L51 242V243H49ZM59 241V242H58ZM69 241V242H68ZM83 241H85L84 243H81V242H83ZM95 241V242H94ZM99 241H102V242H100V244H99ZM157 241V242H156ZM173 241V242H174ZM3 242V243H2ZM18 242V245L16 244ZM55 242V243H54ZM63 242H64V244H63ZM77 242H79V243H77ZM90 242V243H89ZM104 242H109V244L107 245L106 244V246H105V243ZM147 242V243H146ZM170 242V244H172V247L171 246H169L168 247V245H170V244H167V243H169ZM258 242H262V243H258ZM7 245H5V244ZM12 243H14V244H12ZM19 243H21V245L19 244ZM37 243V244H36ZM39 243V244H38ZM46 243L48 244V246L46 245ZM57 243H59V245H54V244H57ZM69 245H68V244ZM96 243H98L97 245L98 246H96ZM110 243L112 244V249H114V251H112V249H110V252H109V248L111 247L110 246ZM117 243H119L120 245H118ZM150 243V244H149ZM152 243V244H151ZM155 243V244H154ZM156 243H157V245H156ZM162 243V244H161ZM16 244V245H15ZM43 244V245H42ZM67 244V245H66ZM91 244V245H90ZM92 244H94V245H92ZM102 244V245H101ZM126 244V243H125ZM125 244H123V245H125ZM159 244V245H158ZM163 244H167V245H163ZM181 243H179V245H180ZM256 244H257V246H256ZM259 244H261V245H263L262 247H259V249H258V246H260ZM3 245H5V248H3L4 246ZM12 245H14L16 248H14V246L13 247H10V246H12ZM30 245V246H29ZM32 245H33V247H32ZM35 245H36V247H35ZM39 245V246H38ZM40 245H41V248H40ZM54 245V246H53ZM65 245H66V247H65ZM80 245H84V246H80ZM103 245H104V249L102 248L103 247ZM143 245V246H142ZM145 245V246H144ZM154 245V246H153ZM155 245H156V247H155ZM161 245H162V247L163 246H165V247H163V248H159V247H161ZM9 246V247H8ZM28 246H29V248H28ZM51 246H52V248H51ZM57 246V247H56ZM61 246V247H60ZM73 246V247H72ZM89 247L90 248V246H91V248L90 249H92L91 251L88 249V248H86V247ZM92 246H95V248L93 247L92 248ZM119 247V251L120 252H118L117 250V248ZM148 246H149V248L150 249H148ZM47 247V248H46ZM60 247V248H59ZM63 247V248H62ZM69 247V248H68ZM71 247V248H70ZM105 247H108V248H105ZM116 247V248H115ZM152 247L154 248H156V249H154L155 251H157V253L156 254H152L153 252H154V250H152ZM158 247V248H157ZM176 247H178V248H176ZM8 248V249H7ZM37 248L39 249L40 248V250L38 251L37 250ZM44 248H46L45 250H44ZM53 248H55V249H53ZM72 248H73V250H72ZM83 248H85L84 250H89V251H85V252H79L78 250H81V249ZM132 248V249H131ZM167 248V249H166ZM188 248H189V250H188ZM261 248H263L262 250H261ZM29 249V250H28ZM48 249H53L52 251H49ZM69 249V250H68ZM94 249V250H93ZM98 249V250H97ZM101 249V250H100ZM105 249H107V250H105ZM124 249V250H123ZM130 249L132 250L131 252H130ZM135 249V248H134ZM158 249H159V251H158ZM161 249H164L165 251H163L162 253H160L161 252ZM172 249H174V251L172 250ZM253 249V250H252ZM13 251V253H10V251ZM18 250H20V251H18ZM26 250V251H25ZM35 250V251H34ZM37 250V251H36ZM44 250V251H43ZM59 250H61V251H59ZM65 250H67V252L69 251L70 253H71V256H70V253L68 252H66ZM83 250V251H84ZM152 251V253L150 252L149 253V251ZM178 250V251H177ZM260 252H258V251ZM59 251V252H58ZM65 253H64V252ZM78 252V253H76L75 254V252ZM92 251L95 253V251H96V253H97V251L99 252L98 254L99 255H101V256H99L98 254L97 255H95L94 253H92ZM105 251H106V253H105ZM140 252L141 253V255H140V253H136V252ZM145 251V252H144ZM147 251V252H146ZM179 251H182L183 252V254H182V252L180 253L181 255H179L180 257H175V256H177L176 254H178L177 252H179ZM251 251H252V253H251ZM258 253H257V252ZM20 252V253H19ZM36 252V253H35ZM41 252V253H40ZM42 252H44V254L42 253ZM46 252H48V254H46ZM61 252V253H60ZM101 252V253H100ZM109 252V253H108ZM113 252H115V253H113ZM133 253L134 254V256H133V254L131 255V257L133 256L134 258H130V253ZM173 252H174V254H173ZM188 252H191V253H188ZM51 253V255L53 256H49V254ZM73 253V254H72ZM83 253V254H82ZM104 253V254H103ZM111 253H113V255L111 254ZM123 253H125L126 255H128V258H127V256L126 255H124ZM128 253V254H127ZM162 254V255H159V254ZM163 253H165L167 256H165ZM192 253H193V256H192ZM206 253V255L203 257V254H205ZM31 254V255H30ZM34 254L36 255V256H34ZM41 254H43L44 256H42L41 257ZM46 254V255H45ZM55 254V255H54ZM66 254V255H65ZM75 254V256H73ZM119 254V255H118ZM139 256H141V257H139ZM148 254V255H147ZM149 254H152V255H150L149 256ZM170 254H172V255H170ZM214 254V255H213ZM256 254H259V256L258 255H256ZM39 255V256H38ZM62 255V256H61ZM103 255V256H102ZM108 255V256H107ZM109 255L112 257L113 256V258H112V260H110L109 261V259H110V257H109ZM115 255V256H114ZM120 255H122V256H120ZM156 257V258H154V260L153 259H151V257L153 258L154 256ZM158 256V258H157V256ZM164 255V256H163ZM170 255V256H169ZM175 255V256H174ZM202 255V256H201ZM263 256L262 258L260 257V256ZM34 256V257H33ZM47 256V257H46ZM61 256V257H60ZM65 256V257H64ZM92 256H94V257H92ZM96 256H97V259H94V258H96ZM117 256V257H116ZM123 256H125L126 257V260H122V261H124L123 263H122V261H121V259H124V258H121V257H123ZM136 256H138V259L136 258ZM146 258H145V257ZM149 256V257H148ZM183 256V257H182ZM187 258L186 259V261H185V257ZM190 256V257H189ZM195 256V257H194ZM208 256V257H207ZM260 258V259H258V257ZM2 257V256H1ZM32 257V258H31ZM36 257H40V259L38 258V261H37V258ZM51 257V258H50ZM115 257H116V260H115ZM172 257H175L176 258V260H173L174 258H172ZM184 259V260H181L182 258ZM200 257H201V259H200ZM18 258V259H17ZM29 258V259H28ZM31 258V259H30ZM46 258L47 259V262H46V260H44V259ZM54 259V258H57L58 260H56L55 262H53L54 260H52V262H50V261H48L49 259ZM60 258H61V260H60ZM64 258H65V260H64ZM83 258H84V262H82L83 261ZM137 260H136V259ZM192 258V259H191ZM11 259V260H10ZM27 259H28V261H27ZM130 259H132V260H130ZM157 259V260H156ZM169 259V260H168ZM240 258H238L237 259V261L236 260H231V263H233V262H235L236 264H246L245 263V261H244V258H242L241 260H239ZM253 259H255V260H253ZM257 259V260H256ZM261 259H263V260H261ZM35 260V261H34ZM41 260H42V262H41ZM79 260H80V262H79ZM96 260V261H95ZM101 260V261H102ZM127 260H128V262H127ZM140 260V261H139ZM143 260V261H142ZM155 260H156V262H155ZM171 260H172V262H171ZM179 260H181V263H178V262H180ZM247 260H249L251 263H249V261H247ZM253 260V261H252ZM261 261V262H259V261ZM24 261V262H23ZM77 261V262H76ZM94 261V262H93ZM100 261V262H101ZM113 261V262H112ZM184 261V262H183ZM28 262V263H27ZM30 262V263H29ZM41 262V263H40ZM93 262V263H92ZM105 262V263H104ZM194 262V263H193ZM223 261H220L219 263H217V264H231L230 263V261L229 262H226V261H224L223 263H222ZM45 263H42V264H45ZM85 263V264H86ZM158 263V264H159ZM61 264V263H60ZM89 264V263H88ZM149 264H151V263H149ZM197 264H198V262H197ZM234 264V263H233Z\"/></svg>",
	"mask_w": 264,
	"mask_h": 264
},
{
	"label": "bare ground",
	"instance_id": "bare-ground-1",
	"mask_svg": "<svg viewBox=\"0 0 264 264\" xmlns=\"http://www.w3.org/2000/svg\"><path fill=\"white\" fill-rule=\"evenodd\" d=\"M46 1V0H45ZM66 1H69V0H66ZM72 1V0H71ZM124 1L126 2L127 0H78V2H77V4H79V3H86L85 4V8H90L91 7V12H88L89 14L88 15H86L84 12H85V10H83L84 8H79L78 10H77V12H74V17L73 18H71V20L73 19H75V21H74V23H75V28H74V30L75 29H78V25H81L82 23H80L81 21H84V20H88L89 22H91L93 25H95L96 27H97V29L98 30H106V32H107V29L108 28H111V29H113V30H116L117 29V22L119 21V19H123V17H125L126 18V14H125V11H123V9L125 10V7H126V5H124L125 3H124ZM129 1V0H128ZM133 1V0H132ZM140 1V0H139ZM142 1H144V0H142ZM155 1V0H154ZM176 1V0H175ZM190 0H188V2H189ZM202 1V0H201ZM212 1V0H211ZM215 1V0H214ZM220 1V0H219ZM52 2H53V0H52ZM136 2H138V0L136 1ZM152 2H153V0H152ZM171 2V5H172V1H170ZM174 2V1H173ZM187 2V1H186ZM187 2V3H188ZM192 2V1H191ZM206 2V1H205ZM208 2V1H207ZM216 2V1H215ZM214 2V3H215ZM223 2V1H222ZM39 3H40V1H38V0H0V19L2 18H7V17H10V16H12V17H14L15 18V20L17 19V20H20L21 22H23V23H28V24H30L32 27H33V29L35 30V32H37V43H36V46H37V53H35L34 55H33V57H32V55L29 57V59H30V62L28 63V66H26L27 67V70H24L22 73L23 74H20V75H22L23 77H20V79L21 80H26V81H28L30 78H32V77H34L35 75H38L40 72H41V70L44 68V67H53L54 65H55V63H56V60L58 59V61H59V56H58V53H59V49H61V43H57L58 42V38L55 36L56 35V25H55V30L54 29H52L53 27H49V25H47V24H43L44 22H43V19L42 20H40V18H37L38 16H41V15H39L38 14V12L40 11L39 10ZM54 3H57V2H54ZM71 3V2H70ZM150 3V2H149ZM166 4H167V2H165ZM165 3H163V5L165 4ZM176 3V2H175ZM200 3V2H199ZM223 3H225L224 5H226L227 6V8H231V10H235V12L237 13V15L238 16H236V17H244V16H247L245 19H246V21H245V23H242L241 25H240V21L242 22L244 19L243 18H241L240 19V21H239V19H238V22L239 23H237V24H239V26L237 27V28H235L234 26H235V24H234V26H231V24H232V22L231 23H226V21H227V19H224V20H226L225 21V23L226 24H230V28H232V27H234L235 29H237L236 31H233L231 34H229L230 33V31H228V32H224V33H220V34H218V35H214V36H207L208 38H201V37H197L196 35H198L197 34V32L195 31V33H194V30L193 29H189V27L188 28H186V26H187V24L188 23H190V22H188L187 24H186V26L184 25V23H182L184 26L182 27V28H184L185 27V29H182V31L180 32V34H173L174 32V30L172 31L171 29H169V28H167V32H166V36L163 38V39H161V38H159V39H157L158 41H154V43L152 44H150V43H147V44H145V45H143L142 46V44L143 43H145L144 41H143V43H141V45L140 46H142L139 50L138 49H136V51H134L133 49H135V48H130V50L129 51H120V53H122V54H119V57L117 58V64H121V67H123V70H125L124 71V74H125V72H126V74L128 75V74H130L129 73V71L131 70L132 72L136 69V72H134L135 73V75L137 74L138 75V77L137 78H140V79H142L143 81H144V84H145V82H146V85H147V88L150 86V88H151V91H154L155 89H157L156 87H157V85L159 86V91L161 90V93L162 92H165V93H167L166 91L167 90H165V91H163L162 89L164 88V87H167V88H173L174 89V87L176 86V85H178V84H180V83H183V82H185L186 80H190L189 81V83L191 82V84L192 83H194L193 81H195L194 79H195V77H196V75H198V71L201 69V68H203L204 66V64L202 63V56L201 55H203V58H205L204 60H206V61H209V60H211V61H222L223 59L224 60H226V58H227V65H228V67L225 69V72H227L226 74V77H230V76H236V77H238L239 79H237V81L235 82L237 85H239V86H237V88H238V90H236L235 88H232V89H230L229 87H226L225 85V88H229L228 90L226 89V90H224V88H223V90L226 92L225 94H226V96H228L230 99H231V101H235V104H236V101L237 102H239L240 104H242L241 105V107L242 108H244V110L246 111V113H255L254 114V116L252 115H250L251 116V119H252V127L253 128H255L256 129V134H255V138L254 139H249V140H251L252 141V144H253V147H257L258 146V144H257V141L258 142H260V144H262L263 146H264V72L262 73L261 72V69L263 70L264 69V65H262V63H260L259 62V59H262V60H264V0H256V2L253 0H225ZM40 4H42V3H40ZM52 4V3H51ZM59 4V3H58ZM62 4H64V2L62 3ZM61 3H60V5H62ZM72 4V3H71ZM136 4V6H135V8L134 9H137L136 7H137V3H134L133 5H135ZM140 4H142V3H139V6H140V8L142 7ZM161 4V3H160ZM186 4V3H185ZM185 4H181V5H185ZM189 4H191V5H189V6H192L194 3H189ZM195 4H197V2L195 3ZM194 4V5H195ZM205 4H207V3H205ZM210 5L212 4V3H209ZM217 5H218V3H216ZM220 4V3H219ZM55 5V4H54ZM162 5V6H163ZM177 5H178V7H180L179 5V3L177 2ZM198 5V4H197ZM197 5H195L196 7H198ZM201 5V4H200ZM200 5H199V7H200ZM214 5V4H213ZM42 6L44 7V5L42 4ZM51 7L53 6V5H50ZM65 6V5H64ZM131 6V5H130ZM149 6V5H148ZM155 6V5H154ZM154 6H152L153 8H155ZM176 6V5H175ZM186 6V5H185ZM188 6V5H187ZM195 6H193V8L195 7ZM203 6V5H202ZM207 6V5H206ZM42 7V8H43ZM55 7V6H54ZM57 8H58V6H56ZM55 7V8H56ZM124 7V8H123ZM132 7V6H131ZM134 7V6H133ZM165 7V6H164ZM195 7V8H196ZM199 7H198V9H199ZM205 7V6H204ZM210 7V6H209ZM216 7H218V6H215V8H213V9H217L216 11H219L220 9H222L223 7H221L220 6V9L218 10V8H216ZM41 8V9H42ZM54 8V9H55ZM57 8H56V10H57ZM64 8V7H63ZM139 8V7H138ZM145 8V7H144ZM158 8V7H157ZM160 8V7H159ZM162 8V7H161ZM170 8H171V6H170ZM173 8H174V6H173ZM181 8V7H180ZM185 8V7H184ZM202 7H200V9H201ZM53 9V10H54ZM197 9V8H196ZM196 9H193V10H196ZM208 9V8H207ZM212 9V10H213ZM223 9H225V7L223 8ZM222 9V10H223ZM52 10V9H51ZM50 10V11H51ZM167 10V9H166ZM171 10V9H170ZM176 10V9H175ZM180 11H181V9H179ZM185 10H186V8H185ZM187 10H189V11H191L190 9H187ZM203 10H205L204 8H203ZM225 10H227V9H225ZM87 11V10H86ZM90 11V10H89ZM132 11V10H131ZM134 11V10H133ZM133 11H132V13H133ZM139 11V10H138ZM171 11H174V10H171ZM199 11V10H198ZM200 11H202V10H200ZM209 11L211 12V9H209ZM215 11V13H218V12H216ZM52 12V11H51ZM54 12V11H53ZM57 12V11H56ZM124 12V13H123ZM160 12H162L161 10L158 12V13H155L156 15H157V20H158V22L160 23H162L163 21L162 20H164L163 18H161V16L163 15V14H161ZM166 12V11H165ZM178 12V11H177ZM183 13H184V11H182ZM181 12V13H182ZM192 12V11H191ZM203 12V11H202ZM214 12V11H213ZM220 12H222V11H220ZM220 12L218 13V15H220ZM225 12V11H224ZM61 13L62 14H67L68 13V9H66V8H64V9H62L61 10ZM130 13V12H129ZM138 13V12H137ZM137 13L135 12L134 14H136V16H138L137 15ZM148 13V12H147ZM162 13H164V12H162ZM179 13V12H178ZM180 13V14H181ZM182 13V14H183ZM190 13V12H189ZM193 13V12H192ZM199 13H201V12H199ZM203 13H205V12H203ZM202 13V14H203ZM208 13V12H207ZM230 13V12H229ZM228 13V14H229ZM233 13V12H232ZM46 14V13H45ZM49 14V13H48ZM55 14V13H54ZM59 14V13H58ZM143 14V13H142ZM155 14H154V16H155ZM181 14V15H182ZM186 14H187V12H186ZM206 14V13H205ZM225 14V13H224ZM223 14V15H224ZM226 14H227V12H226ZM129 15V14H128ZM166 15L168 16L169 14H167L166 13ZM178 15V14H177ZM193 15V14H192ZM199 14H197V16H198ZM207 15V14H206ZM221 15H222V13H221ZM229 15H231V14H229ZM43 16V15H42ZM135 16V15H134ZM134 16H132L134 19H135V17ZM147 16H149V15H147ZM165 16V15H164ZM167 16H165L164 18H167ZM171 16H172V14H171ZM211 16H213V14H211ZM54 17V16H53ZM56 17V16H55ZM144 17V16H143ZM149 17H151V16H149ZM163 17V16H162ZM173 17V16H172ZM178 17V16H177ZM184 17V16H183ZM200 17L202 18V16H201V14H200ZM218 17V16H217ZM51 18V17H50ZM60 18V17H59ZM152 18H154L155 19V17H151V19ZM171 18V17H170ZM174 18V17H173ZM179 18V17H178ZM178 18H174L175 20L177 19L178 20ZM186 18V17H185ZM206 18V17H205ZM231 18H232V16H231ZM2 19H1V21H2ZM148 19H150V18H148ZM207 19V18H206ZM218 19V18H217ZM233 19H235V18H233ZM237 19V18H236ZM69 20V19H68ZM165 20H167V19H165ZM169 20H171V19H168V23H169ZM173 20V19H172ZM197 20V19H196ZM208 20V19H207ZM219 20V19H218ZM230 20V19H229ZM49 21V23L51 22L50 20H48ZM66 21H67V18H66ZM152 21V23L154 22V24L155 23H157L156 21H154V20H151ZM151 21H149L148 22V24H150V22ZM193 21V20H192ZM210 21V20H209ZM215 21H217V20H215ZM3 22V21H2ZM57 23V21H54L53 22V24L54 23ZM68 22V21H67ZM71 23H72V21H70ZM77 22H79L78 23V25L76 24ZM122 22V21H121ZM170 22H172V21H170ZM178 22V21H177ZM213 22V21H212ZM211 22V23H212ZM224 22V21H223ZM223 22H221V23H223ZM228 22V21H227ZM230 22V21H229ZM235 23L237 22V20H235L234 21ZM55 23V24H56ZM58 23H60V22H58ZM165 23V21L162 23V24H164ZM179 23V22H178ZM193 23V22H192ZM195 23V22H194ZM193 23V24H194ZM204 23V22H203ZM210 23V22H209ZM209 23H208V21H207V23L206 24H208L209 25ZM27 24V25H28ZM73 24V23H72ZM141 24V23H140ZM139 24V25H140ZM166 24V23H165ZM164 24V25H165ZM181 24V25H182ZM198 24V23H197ZM74 25V24H73ZM77 25V26H76ZM131 25V24H130ZM142 25H144V24H142ZM163 25V28L165 27ZM167 25V24H166ZM171 25V24H170ZM174 25V24H173ZM176 25V24H175ZM211 25V24H210ZM222 25H224V24H222ZM221 25V26H222ZM13 26V25H12ZM51 26H53V25H51ZM59 26V25H58ZM82 26H84V25H82ZM153 26V25H152ZM151 26V27H152ZM157 26V25H156ZM179 26H180V24H179ZM178 26V27H179ZM206 26V25H205ZM141 27H142V29H141ZM139 26L138 27V30H139V28L141 29V30H143V26ZM148 27V26H147ZM159 27H161L160 26V24H159ZM168 27H171V26H168ZM224 27H225V25H224ZM16 28V27H15ZM124 27L123 26H121V28H119V30L120 29H123ZM130 28H132V27H130ZM130 28H128V30L130 29ZM134 28V27H133ZM132 28V29H133ZM145 28V27H144ZM162 28V27H161ZM176 28V27H175ZM202 28V27H201ZM204 28H207V27H204ZM217 28H219L218 26H217ZM228 28V27H227ZM7 29V28H6ZM127 29V28H126ZM151 29V28H150ZM177 29V28H176ZM176 29H175V31H176ZM209 29V28H208ZM216 29V28H215ZM220 29V28H219ZM8 30V29H7ZM80 30H81V28H80ZM78 31V33L79 32H81L82 30H84V29H82L81 31ZM89 30V29H88ZM91 30V29H90ZM97 30V32L99 33V31ZM118 30V31H119ZM207 30V29H206ZM210 30V29H209ZM234 30V29H233ZM60 31V30H59ZM66 31V30H65ZM77 31V30H76ZM117 31V30H116ZM117 31V32H118ZM125 31V30H124ZM124 31H122V32H124ZM161 31H162V29H161ZM178 31H179V29H178ZM219 31V30H218ZM222 31H224V30H222ZM11 32V31H10ZM67 32H69V34H70V30L69 31H66V33ZM74 32V31H73ZM96 32V31H95ZM127 32L128 31H126V32H124V36H125V33L127 34ZM130 32V31H129ZM138 32V31H137ZM149 32V31H148ZM155 32H156V30H155ZM155 32H151V33H149L150 35L152 34V33H154V35L156 34ZM158 32V31H157ZM214 32V31H213ZM75 33V32H74ZM90 33V32H89ZM98 33H96V34H98ZM111 33V32H110ZM216 33V32H215ZM214 33V34H215ZM14 34V36H16L15 35V33H13ZM25 34V33H24ZM36 34V33H35ZM102 35L104 34L103 32L101 33ZM107 34H108V32H107ZM112 34V33H111ZM113 34H114V31H113ZM120 34V33H119ZM118 34V35H119ZM133 34V33H132ZM138 34H139V32H138ZM145 34V33H144ZM143 34V35H144ZM59 35H60V33H59ZM67 35V34H66ZM100 35V34H99ZM157 35V34H156ZM208 35V34H207ZM213 35V34H212ZM64 36V35H63ZM79 36V35H78ZM87 36V35H86ZM114 36H116V35H114ZM146 36V35H145ZM144 36V37H145ZM160 36V35H159ZM163 36V35H162ZM59 37V36H58ZM70 37V36H69ZM85 37V36H84ZM119 37H120V35H119ZM123 37V36H122ZM144 37H143V39H144ZM148 37V36H147ZM146 37V38H147ZM150 37V36H149ZM158 37V36H157ZM63 38H65V37H63ZM137 38V37H136ZM135 38V39H136ZM145 38V39H146ZM152 38H154V37H152ZM54 39H56L57 40V42L55 41L54 42ZM81 39V38H80ZM86 39V38H85ZM88 39V38H87ZM91 39V38H90ZM129 39V38H128ZM127 39V40H128ZM131 39V38H130ZM134 39V40H135ZM144 39V40H145ZM64 40V39H63ZM76 40V39H75ZM74 40V41H75ZM104 40V39H103ZM118 40H120V39H118ZM126 40V41H127ZM71 41V43H73V40H70ZM70 41H69V43H70ZM77 41H79V40H77ZM88 41V40H87ZM86 41V42H87ZM93 41V40H92ZM94 41H96V39H94ZM100 41V40H99ZM104 41H107V40H104ZM109 41V40H108ZM110 41H112L111 39H110ZM125 41V42H126ZM131 41H133V40H131ZM137 41V40H136ZM153 41V40H152ZM20 42H22L23 43V41H20ZM35 42V41H34ZM82 42V41H81ZM83 42H85V41H83ZM91 42V41H90ZM98 42V41H97ZM119 42V41H118ZM138 42V41H137ZM142 42V41H141ZM147 42V41H146ZM96 43V42H95ZM104 43V42H103ZM106 43H108V42H106ZM106 43H104V44H106ZM134 43V42H133ZM68 44V43H67ZM96 44H98V43H96ZM114 43H112V45H113ZM68 45H70V44H68ZM115 45V44H114ZM113 45V46H114ZM124 45H126V44H124ZM132 45V44H131ZM135 45V44H134ZM138 45H139V42H138ZM137 45V47H139ZM108 46V45H107ZM109 46H111V44L109 45ZM128 46H130V45H128ZM136 46V45H135ZM20 47H22V44H21V46ZM105 47V46H104ZM134 47V46H133ZM86 48V47H85ZM88 48V47H87ZM86 48V49H87ZM112 48V47H111ZM114 48V47H113ZM124 48V47H123ZM118 49V48H117ZM121 50H122V48H120ZM29 50V49H28ZM27 50V51H28ZM98 50V49H97ZM116 50V49H115ZM68 51H69V49H68ZM89 51V50H88ZM94 50H92V52H93ZM63 52V51H62ZM70 52V51H69ZM71 52H73L74 53V51H71ZM79 52V51H78ZM78 52L77 53H75V54H73V55H78ZM85 52V51H84ZM112 52H114V51H112ZM65 53H67V51L65 52ZM18 54V53H17ZM64 54V53H63ZM62 54V55H63ZM71 54V55H72ZM87 54V53H86ZM89 54V53H88ZM88 54H87V56H88ZM68 55V54H67ZM94 55V54H93ZM104 55V54H103ZM3 56V55H2ZM1 56V57H2ZM18 56V55H17ZM66 56V55H65ZM79 56V55H78ZM83 56H85V55H83ZM110 56H111V52H110ZM110 56H108V57H110ZM4 58H6L5 56H3ZM10 57V56H9ZM59 57V58H58ZM70 58H71V56H69ZM73 57V56H72ZM106 57V56H105ZM108 57H107V59H108ZM116 57V56H115ZM70 58H68V59H70ZM93 58V57H92ZM95 59H96V56L94 57ZM94 58L93 59H91V60H94ZM99 58H100V56H99ZM102 58V57H101ZM100 58V59H101ZM62 59V58H61ZM85 59V58H84ZM98 59V58H97ZM110 59V58H109ZM108 59V60H109ZM73 60V59H72ZM78 60H80V61H78V62H82V60H81V58L80 59H78ZM113 62H114V59H111ZM110 61V60H109ZM111 61V62H112ZM210 61V63L212 64V62ZM7 62V61H6ZM67 62V61H66ZM66 62H64V63H66ZM76 63V60H73V63ZM85 62V61H84ZM89 62H90V59H89ZM94 62V61H93ZM115 62H116V60H115ZM205 62V61H204ZM264 62V61H263ZM27 63V62H26ZM72 63V62H71ZM101 63V62H100ZM105 63V62H104ZM103 63V64H104ZM106 63H107V61H106ZM209 63V64H210ZM216 63V62H215ZM215 63H214V66H215ZM219 63V62H218ZM0 64H1V62H0ZM7 64V63H6ZM70 64V63H69ZM103 64H100V66H99V68L101 67V65H103ZM206 64V63H205ZM208 64V63H207ZM210 64V65H211ZM223 64H225V61H224V63ZM248 64V65H247ZM5 65V64H4ZM57 65H58V62H57ZM57 65L55 66V67H57ZM73 65V64H72ZM111 65H113L114 66V70H116L117 68H116V64L114 63V64H111ZM213 65V64H212ZM211 65V66H212ZM217 65V64H216ZM220 65H222V63L220 64ZM230 65H231V67H230ZM9 66H11V65H9ZM66 66H67V64H66ZM105 66H108L109 67V65H105ZM113 66H111L110 67V69H112V67ZM137 66V67H136ZM213 66V67H214ZM219 66V65H218ZM54 67V68H55ZM90 67V66H89ZM92 67V66H91ZM117 67H120V65L119 66H117ZM133 67H135V69L133 68ZM207 66L205 65V68H206ZM208 67H210V66H208ZM207 67V68H208ZM212 67V68H213ZM226 67V66H225ZM22 68H23V66H22ZM24 68H25V66H24ZM48 68V71H50V69ZM53 68V69H54ZM69 68V67H68ZM79 66H78V71H80V72H78V71H76L77 73L74 75V78H75V80H76V82H74V83H76L77 85H83V83H85L84 81L86 80L87 81V79L89 78V77H92V75L93 76H95V74H92L93 72H96V71H90V72H88L87 71V73H90V75L89 74H86L85 72H84V69H80L79 70ZM93 68V67H92ZM92 68H90L91 70H92ZM97 68V67H96ZM103 68H106V67H104L103 66ZM205 68H203V69H205ZM61 69H62V67H61ZM76 69H77V67H76ZM94 69V68H93ZM98 69V68H97ZM202 69V70H203ZM209 69V68H208ZM223 69V68H222ZM44 70V69H43ZM63 70V69H62ZM61 70V71H62ZM65 70V69H64ZM63 70V71H64ZM67 70H70V69H67ZM71 70H72V68H71ZM88 70V69H87ZM99 70V69H98ZM104 70H106V69H103L102 71L103 72H105ZM113 70V71H114ZM202 70H200L199 72H201ZM47 71V72H48ZM86 71V70H85ZM100 71V70H99ZM98 71V72H99ZM102 71H100L98 74V76H97V78L99 77L100 79H102L103 81L104 80H106V78H101V76L103 77V72ZM108 71V73H110V71L109 70H107ZM204 71V70H203ZM216 71V70H215ZM215 71H213V72H215ZM218 71V70H217ZM68 72V71H67ZM73 72H75V71H73ZM92 72V73H91ZM211 72V71H210ZM60 74H61V72H59ZM58 73V74H59ZM64 73V72H63ZM70 73H72V72H70ZM107 73V74H108ZM41 74V73H40ZM56 75V77H55V80L57 79L58 80V77L57 76H59V75ZM69 73H67V75H68ZM96 74H97V72H96ZM106 74V73H105ZM104 74V75H105ZM111 75H112V73H110ZM123 73L122 72H120L119 71V68H118V70H116L115 71V73L112 75V77L113 78H115L116 80L119 78V77H121V81H125L127 78L126 77H124L123 75H122ZM133 74V73H132ZM203 74V73H202ZM210 74V73H209ZM12 75V74H11ZM16 75H17V73H16ZM62 75V74H61ZM61 75H60V77H61ZM65 75V74H64ZM71 75V74H70ZM70 75H69V77H70ZM72 75H73V73H72ZM135 75L133 76V75H131L133 78L135 77ZM201 75V74H200ZM211 75V74H210ZM259 75V76H258ZM10 76V75H9ZM13 76H15V75H13ZM107 76V75H106ZM129 76V75H128ZM216 76V75H215ZM219 76H220V74H219ZM219 76L218 77H215V78H217V79H219ZM17 77L18 76H16V79H17ZM18 77V78H19ZM63 77V76H62ZM61 77V78H62ZM65 77V79L67 78L66 76H64ZM63 77V78H64ZM72 77V76H71ZM110 77V76H109ZM108 76H107V78H109ZM203 77V76H202ZM225 76H223V78H224ZM236 77H234V78H236ZM2 78V80H0V82H3V84L5 83V85H7L8 83L9 84H11L10 82H12L13 80H15V77H12V78H14L12 81H9L10 79H8L7 78V84H6V82H4V80L6 79V78H4V77H1ZM97 78H96V81H97ZM98 78V81L100 80ZM129 78H130V76H129ZM198 78V77H197ZM214 78V77H213ZM230 78H232V81L234 82L235 80H234V78L233 77H230ZM33 79V78H32ZM31 79V80H32ZM69 79H71V78H69ZM69 79H68V81H69ZM90 79H93V78H89L88 79V83H92L91 81H93V80H91L90 81ZM120 79V78H119ZM119 79H118V81H119ZM135 79H136V77H135ZM193 79V81H191ZM199 79H202V78H199ZM205 79H208V74H207V78H205ZM225 79V78H224ZM223 79V80H224ZM226 79H229V78H226ZM18 80V79H17ZM17 80H15V82L13 81L12 83H14L15 84V86H16V81ZM43 80V79H42ZM48 80V79H47ZM57 80H56V82H54V83H58L57 82ZM62 80V79H61ZM72 80V79H71ZM95 80V79H94ZM107 80H109V79H107ZM111 80V79H110ZM114 80V79H113ZM113 80H111V83L109 82V84H112V82H113ZM115 80V81H116ZM129 80H132V79H129ZM209 80V79H208ZM222 80V81H223ZM229 80H231V79H229ZM228 80V81H229ZM30 81V80H29ZM63 81V80H62ZM67 81V82H68ZM117 81V82H118ZM133 81V80H132ZM140 80H138V82H139ZM197 81H201V80H197ZM213 81H215V80H213ZM18 82V81H17ZM31 82V81H30ZM44 82H46V80L44 81ZM66 81H63V82H61V83H65ZM70 82V81H69ZM68 82V83H69ZM94 82V81H93ZM125 82H127V80L125 81ZM129 82V81H128ZM127 82V83H128ZM137 82V81H136ZM186 82H188V81H186ZM186 82L184 83V85L186 84ZM204 82V81H203ZM208 82V81H207ZM224 82V81H223ZM22 83H23V81H22ZM24 83H25V81H24ZM27 83V82H26ZM32 83V82H31ZM53 83V84H54ZM60 83V82H59ZM74 83H73V85L72 86H74ZM100 83H102V82H100ZM99 83V84H100ZM104 83V82H103ZM116 83V82H115ZM133 83V82H132ZM141 83V82H140ZM140 83L138 84V83H135V84H138V85H140ZM206 83V82H205ZM210 83V82H209ZM216 83V82H215ZM212 84V85H216L217 83H219V81L216 83V84ZM222 83V82H221ZM229 83V82H228ZM18 84H19V82H18ZM28 84V83H27ZM36 84V83H35ZM45 84H47V83H45ZM50 84V83H49ZM70 84H72V83H70ZM76 84H75V86H76ZM114 84V83H113ZM113 84L112 85H110V87H109V85H107V87H109L110 89H112L113 90V88L111 87V86H113ZM124 84V83H123ZM123 84H119V86L120 85H123ZM135 84H133L134 86H135ZM152 84H154L155 86V88H153V86H151ZM204 84V83H203ZM203 84H201V85H203ZM230 84V83H229ZM228 84V85H229ZM0 85H2V84H0ZM5 85H2V87H4ZM69 85V84H68ZM87 85V84H86ZM126 85V84H125ZM125 85L123 86V88H125ZM130 85V84H129ZM128 85V86H129ZM137 85V86H138ZM193 85V84H192ZM205 85V84H204ZM219 85V84H218ZM9 86V85H8ZM8 86H6V87H4V88H7ZM21 86H23L22 84L19 86V88L21 87ZM31 86H33V84H31ZM30 86V84H29V86L27 87V85H26V87L27 88H30L31 87ZM52 86V85H51ZM51 86L49 87V88H51ZM55 86V85H54ZM62 85H60V87H61ZM71 85H69V87H70ZM71 86V87H72ZM78 86V87H79ZM92 85H90V87H91ZM94 86V85H93ZM96 86V85H95ZM101 86H103V84L101 85ZM114 86H116L115 84H114ZM119 86H118V88H119ZM142 85H140V87H141ZM181 86V85H180ZM187 86V85H186ZM209 86H210V84H209ZM234 86H236L235 84H234ZM10 87H11V85H10ZM10 87H8V88H10ZM13 87V86H12ZM25 87V86H24ZM23 87V88H24ZM44 87V86H43ZM66 87V86H65ZM70 87V88H71ZM77 87V88H78ZM97 87H99L98 85L96 86V88ZM103 87H105V86H103ZM131 87H132V85H131ZM142 87H144V85L142 86ZM183 89H184V87H183V85L181 86ZM192 86H190V88H191ZM197 87V86H196ZM195 87V88H196ZM202 87V86H201ZM221 87V86H220ZM233 87V86H232ZM8 88H7V90H8ZM67 88V87H66ZM89 88V87H88ZM95 88V87H94ZM106 88V87H105ZM109 88H107V89H109ZM130 88V87H129ZM134 88V87H133ZM133 88H130V91H132V89ZM146 88V87H145ZM180 88V87H179ZM179 88H177V89H179ZM186 88V87H185ZM189 88V89H190ZM210 89H213V88H211V87H209ZM11 89V88H10ZM17 89H18V87H17ZM25 89V88H24ZM69 89V88H68ZM74 89V88H73ZM72 89V90H73ZM79 90H80V88H78ZM83 89V87L81 86V91H79L80 93H83V92H86V88L84 89V90H82ZM90 89V88H89ZM89 89H87V91L89 90ZM107 89H104V90H106L105 92H106V94L107 95H109L108 93H107V91H109V90H107ZM117 89V88H116ZM126 89H128V87H126ZM136 89H138V88H136ZM142 89V88H141ZM165 89V88H164ZM181 89V88H180ZM202 89H206V87H204V88H202ZM6 90V89H5ZM29 90V89H28ZM45 90V89H44ZM96 90L97 89H95V92H96ZM111 90V91H112ZM115 90V89H114ZM118 90V89H117ZM120 90H122V87H121V89ZM145 90V89H144ZM144 90H142V92H144ZM149 90V88L147 89V91ZM170 90V89H169ZM176 89H174V92H177V91H175ZM185 90V89H184ZM196 90V89H195ZM194 90V91H195ZM199 90V89H198ZM217 90H218V88H217ZM13 91V90H12ZM50 91V90H49ZM51 91H52V89H51ZM63 91V90H62ZM68 91H70V93H72L71 92V90H68ZM74 92H75V89L73 90ZM77 91V90H76ZM77 91V92H78ZM93 91H94V89H93ZM111 91H110V93H111ZM136 91V90H135ZM134 91V92H135ZM139 91V90H138ZM137 91V92H138ZM146 91V92H147ZM150 91V92H151ZM157 91L158 90H156V95L158 94L157 93ZM178 91H180V90H178ZM194 91L192 90V92L194 93ZM207 91H209V89L207 90ZM18 92V91H17ZM25 92V91H24ZM28 92V91H27ZM27 92H26V95H27ZM54 92V91H53ZM57 92V91H56ZM73 92V93H74ZM77 92H75V95L76 94H78ZM89 92H92V91H89ZM98 92H101V90L100 89H98ZM114 92V91H113ZM113 92L111 93L112 95H113ZM122 92V91H121ZM120 92V93H121ZM127 92H128V90H127ZM149 92V93H150ZM155 92V91H154ZM173 92V93H174ZM184 92V91H183ZM188 91H187V89H186V94H189V96L191 95L190 94V92L189 93H187ZM198 92V91H197ZM204 92V91H203ZM210 92V91H209ZM16 93V92H15ZM23 93V92H22ZM43 93H45V92H43ZM50 93V92H49ZM79 93V94H80ZM104 93V92H103ZM103 93H96V94H98V96H99V94H103ZM117 93V92H116ZM116 93H114V94H116ZM141 93V92H140ZM149 93H148V96H149ZM152 93V92H151ZM178 93V92H177ZM200 93V92H199ZM206 92H204V94H205ZM208 93V92H207ZM214 93V92H213ZM213 93H212V95H213ZM218 93V92H217ZM241 93H245L247 96H248V101L247 102H244V98H245V96H244V100L242 99V100H240V97H239V99H237V96H239V95H241ZM12 95H10V96H12L13 97V94L14 93H11ZM29 94V93H28ZM64 92H62L61 93V91H60V95H63L64 96ZM85 94V93H84ZM89 94H91V96H87L88 94H85V96H84V99H86V97H89L90 98V101L91 100H98L97 102H94V103H91V105L93 104V105H95V103H97L98 104V102H99V100H101V99H97V98H94V99H91V97H93V96H95V94H94V92L93 93H89ZM92 94H94V95H92ZM105 94V95H106ZM110 94V95H111ZM119 94V93H118ZM117 94V95H118ZM153 94V93H152ZM164 93H162V95H163ZM171 94V93H170ZM182 94V93H181ZM180 94V95H181ZM211 94V93H210ZM0 95H1V93H0ZM25 95V96H26ZM38 95V94H37ZM41 95V94H40ZM49 95H51L50 96V99L48 100L49 102L51 101V99L55 96V94H49ZM49 95H47L48 97H49ZM54 95V96H53ZM57 95H59L58 94V92H57ZM59 95V96H60ZM75 95H74V97H75ZM106 95V97H108ZM110 95H109V97H110ZM144 95V94H143ZM161 95V94H160ZM158 96V98H159V100L161 101V99L160 98H162L161 96ZM185 95V94H184ZM200 95V94H199ZM203 95V93L201 94V96ZM211 95V96H212ZM218 95H219V93H218ZM217 95V96H218ZM8 96H9V94H8ZM8 96H6V98L8 97ZM22 96L25 98V96L22 94ZM53 96V97H52ZM67 96L68 95H66V98H67ZM72 96V95H71ZM80 97H83L82 95H79ZM124 96V95H123ZM134 96H136V95H134ZM133 96V97H134ZM139 96H142V94L141 95H139L138 94V97ZM147 96V97H148ZM153 96H154V94H153ZM153 96H152V98H153ZM164 96H165V94H164ZM186 96V95H185ZM207 96V95H206ZM214 96H216V95H214ZM224 96V95H223ZM15 97V96H14ZM21 97V96H20ZM22 97V98H23ZM29 97H30V94H29ZM43 97V96H42ZM57 97V96H56ZM70 97V96H69ZM108 97V98H109ZM112 97V96H111ZM129 97V96H128ZM127 97V98H128ZM138 97H137V99H138ZM169 97V96H168ZM173 97H175V96H173ZM184 97V96H183ZM3 98V97H2ZM16 98H18L17 96H16ZM27 98V97H26ZM38 98H40L39 96L37 97V99ZM65 97H63V100H65L66 99ZM73 98V97H72ZM116 98V97H115ZM117 98H119V97H117ZM122 98V97H121ZM125 98H126V96H125ZM125 98H123L124 100V102H125ZM135 98V97H134ZM140 99H138V100H141V98H144L143 96L142 97H139ZM176 98V100L177 99H179V97H175ZM185 98V97H184ZM198 98L200 99V97L198 96ZM211 97H210V95H209V99H210ZM220 98H222V97H220ZM228 98V99H229ZM15 99V98H14ZM18 99H21V98H18ZM32 99V100H31ZM31 99H30V101H32L33 102V98L31 97ZM43 99H45V98H42L41 99V101L43 100ZM73 99H75V98H73ZM84 99L82 98V100H83V102H84ZM114 99V98H113ZM113 99H112V101H113ZM168 99V98H167ZM170 99V98H169ZM183 99V98H182ZM181 98H180V100L181 101H183ZM188 99V98H187ZM205 99V98H204ZM218 99V98H217ZM227 99V98H226ZM225 99V100H226ZM0 100H2V99H0ZM8 100V99H7ZM11 100H13V99H11ZM17 100V99H16ZM56 100H57V98H56ZM67 101H68V99H66ZM66 100H65V102H66ZM119 100V99H118ZM122 100V99H121ZM130 100H133V98L131 99H129V101ZM151 100V99H150ZM157 100L158 99H156V101L155 102H157ZM158 100V101H159ZM163 100H166V99H163ZM162 100V101H163ZM172 100H175V99H173L172 98ZM207 100V99H206ZM3 101V100H2ZM10 101V100H9ZM45 101H47V99L45 100ZM45 101H42V105L43 104H45V103H43V102H45ZM55 101V100H54ZM60 101H62L61 100V98H60V100L58 101L57 100V102L59 103ZM69 101L72 103V100H70L69 99ZM77 101V100H76ZM80 101V100H79ZM115 101V100H114ZM128 101V100H127ZM128 101V102H129ZM147 101H149V100H147ZM171 99L169 100V101H167L165 104H167V106H168V103L170 104L171 102ZM178 101V100H177ZM177 101H175V102H177ZM194 101H196V100H194ZM210 101H212V100H210ZM8 102V101H7ZM6 102V103H7ZM21 102V101H20ZM28 102H29V100H28ZM39 101H37V103H38ZM57 102H56V104H57ZM70 102H68V103H65L66 105L68 104V108H69V106H71L70 105ZM75 102V101H74ZM78 102V101H77ZM86 102V101H85ZM101 102H102V100H101ZM104 102V101H103ZM102 102V103H103ZM108 102H110V104H108V106L110 105L111 106V101L109 100ZM122 102V101H121ZM123 102V103H124ZM128 102H125V104L127 105L128 104ZM134 102V101H133ZM142 102H144L145 103V101H142ZM152 102H153V100H152ZM173 102V101H172ZM179 102V101H178ZM186 102V101H185ZM198 102V101H197ZM217 102V101H216ZM221 102V101H220ZM244 102V103H243ZM31 103V102H30ZM29 103V104H30ZM40 103V102H39ZM54 103V102H53ZM61 103V102H60ZM87 103V102H86ZM105 103V102H104ZM103 103V105H105ZM130 103L131 104H133L132 103V101H130ZM158 103V102H157ZM174 103V102H173ZM182 103H184V101L182 102ZM225 103H226V101H225ZM228 103H229V101H228ZM238 103V104H239ZM25 104V103H24ZM23 104V105H24ZM72 104H74V105H76L77 107H75V108H72V109H67V111L69 112L70 110H72V113L73 112H75V110L77 109V111H80L79 110V104L77 105V104H75V103H72ZM87 104H89V102L87 103ZM107 104V103H106ZM113 104V103H112ZM114 104H116V103H114ZM119 104V103H118ZM130 104V105H131ZM160 104V103H159ZM164 103H163V106L165 105ZM196 104V103H195ZM208 104V103H207ZM223 104H224V101H223ZM233 104V103H232ZM33 106L35 105V104H32ZM37 105H39V104H37ZM37 105H35L34 106V108L35 107H38ZM51 105V104H50ZM50 105H48V106H50ZM54 106H55V104H53ZM59 105V104H58ZM66 105H64L66 108H67V106ZM90 104H89V106H90V111H91V107H93V106H91ZM99 105V104H98ZM103 105H102V107H103ZM136 105H139V104H136ZM156 105V104H155ZM162 105V104H161ZM183 105V104H182ZM181 105V106H182ZM185 105V104H184ZM197 105V104H196ZM199 105H200V103H199ZM198 105V106H199ZM212 105V104H211ZM227 105H229V104H227ZM226 105V106H227ZM3 106V105H2ZM7 106V105H6ZM10 106L11 105H9V109L8 110H10L11 108H10ZM18 106V105H17ZM16 106V107H17ZM47 106V107H48ZM82 106V105H81ZM87 106V105H86ZM86 106H84L85 108H88V107H86ZM99 106H101V104L99 105ZM99 106H97L96 108H99ZM108 106L107 105H105V107H106V109H105V107L103 108L104 110H106V112H110L109 110L107 111V108H108ZM110 106H109V108L108 109H111L110 108ZM123 106H125L124 104H123ZM122 106V107H123ZM150 106V105H149ZM157 106H159V105H157ZM166 106V105H165ZM166 106V107H167ZM174 106V105H173ZM179 106V105H178ZM180 106V107H181ZM185 106H187V105H185ZM189 106V105H188ZM197 106V107H198ZM214 106V105H213ZM222 106V105H221ZM233 106H236V105H233ZM30 107L31 106H29V108L28 109H30ZM39 107H40V109H39ZM38 107V109L39 110H41L42 109V107L41 106H39ZM61 107H63V104H62V106ZM65 107L63 108L64 110H65ZM83 107V106H82ZM113 108L115 107V106H112ZM121 107V108H122ZM133 107V106H132ZM161 107V106H160ZM165 107V108H166ZM169 107V106H168ZM171 108H173V110H174V107H172V106H170ZM176 107V106H175ZM183 107V106H182ZM218 107V106H217ZM230 107V106H229ZM228 106H227V108H229ZM241 107H238V108H241ZM33 108V107H32ZM49 108H54V107H48V109ZM59 108V107H58ZM128 108H131L130 106L128 107ZM140 108H144V107H141L140 106ZM156 108V107H155ZM155 108L153 109V110H151V111H148V109L147 110H145L146 108H144V110L142 109L141 110V116H139V117H142V118H144L143 120H144V122H146L145 124H147L148 122H150V123H148L146 126L148 127L149 126V124H151L148 128L150 129V132H149V134H147V135H149V136H156V137H158V136H160V134H161V132H162V130H164V132H165V130L168 128L167 126H166V124H165V128L163 127H161L162 129L160 130V129H157V131H156V129H155V131L156 132H154L153 130H154V128H156L155 127V124H154V122L153 123H151L154 119H155V116L156 115H158L159 114V112L157 111V110H155ZM164 108V107H163ZM162 108V110H166V109H163ZM225 108V107H224ZM223 108V109H224ZM237 108V107H236ZM237 108V109H238ZM2 109V108H1ZM5 109H6V107H5ZM35 109H37V108H35ZM38 109H37V111H38ZM57 108H55V111H58L59 109H57ZM81 109V108H80ZM94 109V108H93ZM92 109V111H97L98 109H96V110H93ZM114 109H116V108H114ZM117 109H118V107H117ZM112 110L113 112H118V110ZM120 109V108H119ZM126 109H127V107H126ZM133 109L134 110H136L134 107H133ZM151 109H152V106H151ZM178 109V108H177ZM183 109H185V107L183 108ZM206 109V108H205ZM215 109V108H214ZM222 109V108H221ZM237 109H235L234 111H236ZM3 110V109H2ZM43 110H44V108H43ZM47 110V109H46ZM52 110V109H51ZM51 110H48V111H51ZM86 110V109H85ZM100 110V109H99ZM98 110V112H102L101 110L99 111ZM127 110H129V109H127ZM137 110H140V109H137ZM137 110L136 111H133L132 112V110L131 111H129V114L128 115H130V117H132V118H129V120L128 121H130L131 119L133 120V116H135L136 115V112H137ZM158 110H161V109H158ZM193 110V109H192ZM191 110V111H192ZM196 110H198V109H196ZM195 110V111H196ZM240 110V109H239ZM6 112H7V110H5ZM25 111V110H24ZM34 111V110H33ZM53 111V110H52ZM55 111H54V113H55ZM88 111V110H87ZM143 111V112H142ZM179 111H180V109H179ZM233 111V112H234ZM40 112H42V111H40ZM61 112H64V111H61ZM86 112V111H85ZM85 112H84V114H85ZM104 112L105 111H103V113H101V114H104ZM124 112H126V111H124ZM131 112V113H130ZM139 112V111H138ZM167 112V111H166ZM166 112H164V113H166ZM186 112H187V110H186ZM185 112V113H186ZM232 112V113H233ZM237 112V111H236ZM10 113H12V112H10ZM14 113V112H13ZM19 113V112H18ZM21 113V112H20ZM30 113V112H29ZM28 113V114H29ZM34 113H36V112H34ZM47 113V112H46ZM79 113V112H78ZM80 113H82V115H84L83 114V112H80ZM96 113V112H95ZM111 113V112H110ZM123 113V112H122ZM121 113V114H122ZM132 113H135V115H133L132 116ZM161 113H163V111L161 112ZM164 113H163V115H164ZM169 113V112H168ZM171 113V112H170ZM170 113H169V115H170ZM184 113V112H183ZM182 112L180 113L181 115L183 114ZM199 113V112H198ZM201 113H202V111H201ZM205 113V112H204ZM219 113V112H218ZM6 114V113H5ZM5 114H4V116H5ZM17 114V113H16ZM33 114V113H32ZM42 114V113H41ZM41 114H36V115H39V116H36L35 115V118L34 117H32L31 119H35V120H38L39 121V123H41L42 125H41V127H39V129L40 128H44V131L45 130H47V133L51 136V138L53 137V138H55V139H57L58 141L60 140V141H62L63 142V144H62V146L63 145H67V146H69L70 148H72V150L73 149H75L76 151L78 150V148L79 147H81V146H83V148H82V153H87V152H89V151H83V149H85L84 148V146H88V144H90V146L91 147H93V146H97L98 148H95V153H96V149H101L102 150V152H106V153H108V154H110V156L112 157L111 158V160H117V158H119V157H117V158H115V156L114 155H119V150L121 149V147H119V146H117V145H115V143L116 142H113V140L114 139H118L119 137H117V138H114V139H110V142L109 143H107L106 145H104V140L106 139V137L108 136V134H109V131L111 130L110 129V126L112 125V127L114 126L115 127V122L113 121V119L112 120H109L108 118H109V116H107L108 118V120H101L100 119V116H96L95 115V119H96V117H97V120H98V123H97V121H96V124H97V126H96V128H94L95 127V125L94 126H92L94 129L92 130V127H91V129H89V131L91 130V132L90 133H86L85 135H81V136H76L75 135V128H71V124H73V123H71V124H69V123H67V122H69V120H63L64 119V117H65V114H59V115H61L62 117H63V122L64 123H66V125H68L69 124V126H66V125H64L63 124V122H62V124H59V123H56V121L54 122L53 120L51 121V119L50 120H46V118H44V116L45 115H42L41 116ZM68 114V113H67ZM88 114H89V112H88ZM92 114H94V113H92ZM92 114H90V116H91V118H92ZM100 114V115H101ZM118 114V113H117ZM117 114H116V116H117ZM127 114V113H126ZM139 114H140V112H139ZM178 114V113H177ZM190 114V113H189ZM194 115L196 114V112L195 113H193ZM213 114H214V112H213ZM235 114V113H234ZM1 115H3V114H1ZM1 115H0V117H1ZM21 115V114H20ZM22 115H23V112H22ZM58 115V116H59ZM68 115H70L71 117H73L70 113L68 114ZM79 115V114H78ZM87 115V114H86ZM118 115H120V114H118ZM160 115V114H159ZM163 115H161V116H163ZM171 115H173V114H171ZM192 115V114H191ZM218 115V114H217ZM232 115V114H231ZM247 116V117H250V116ZM8 116H9V114H8ZM24 116H26V113H25V115ZM30 116V115H29ZM28 116V117H29ZM54 116V115H53ZM53 116H50V117H53ZM75 116V115H74ZM80 116H81V114H80ZM89 116V115H88ZM103 116V115H102ZM112 116V115H111ZM111 116H110V118H111ZM115 116V115H114ZM180 116V115H179ZM198 116H200L201 117V115H198ZM207 116V115H206ZM230 116V115H229ZM237 116V115H236ZM236 116H234L233 117V115H232V119H234ZM3 117V116H2ZM9 117H11V116H9ZM13 117V116H12ZM15 117V116H14ZM18 117H20V116H18ZM31 117V116H30ZM30 117H29V119H30ZM113 117V116H112ZM120 117H122V116H120ZM124 117H125V115H124ZM126 117H127V115H126ZM168 117H170V116H168ZM183 117H187V116H183ZM216 117V116H215ZM4 118V117H3ZM21 118V117H20ZM27 118V117H26ZM55 118H56V116H55ZM60 118V117H59ZM66 119L67 118H70V117H65ZM75 118V117H74ZM74 118H71V119H74ZM77 118V120H73V122L75 123L76 121L78 122V118H79V116H77L76 117ZM75 118V119H76ZM85 118H86V116H85ZM90 118V119H91ZM135 118H138V116L137 117H135ZM173 118V117H172ZM182 118V117H181ZM202 118V117H201ZM200 118V119H201ZM204 118H206V117H204ZM211 118V117H210ZM239 117H237L236 119H238ZM241 118H243V117H241ZM8 118H6V121H8L7 120ZM23 120H25L24 119V117L22 118ZM34 119H33V123H34ZM49 119V118H48ZM54 119V118H53ZM80 119V118H79ZM81 119H83L84 120V116L81 118ZM87 119V118H86ZM85 119V120H86ZM94 119V118H93ZM115 119V118H114ZM117 119H120L119 118V116L117 117ZM157 119V118H156ZM170 119H171V117H170ZM188 119V118H187ZM229 119V118H228ZM250 119V120H251ZM4 120V119H3ZM2 120V122H5V121H3ZM10 120V119H9ZM13 120H14V118H13ZM83 120H80L82 123H83ZM84 120V121H85ZM92 120V119H91ZM126 120H127V118H126ZM137 120V122H139L138 121V119H136ZM135 120V121H136ZM158 120V119H157ZM163 121H164V119H162ZM183 120V119H182ZM190 120V119H189ZM218 120V119H217ZM220 120V119H219ZM224 120V119H223ZM227 120V119H226ZM235 120V119H234ZM240 120V119H239ZM246 120H248V119H246V117H245V124L244 123H242V122H244V121H242V120H240L241 122L239 123V124H241L242 123V125L244 124L245 125V127H248L247 126V123H246ZM0 121H1V118H0ZM12 121V120H11ZM17 121V120H16ZM16 121H13L14 123H17ZM20 121V120H19ZM38 121H36V123L38 122ZM59 121V120H58ZM61 121V120H60ZM67 121V122H66ZM88 121H89V119H88ZM88 121L87 122H85L86 124H84L83 123V126L84 125H86V128L88 129L89 127H87V123H88ZM93 121V120H92ZM92 121H90V123L92 122ZM120 121V120H119ZM127 121V122H128ZM142 121V120H141ZM140 121V122H141ZM162 121V122H163ZM169 121V120H168ZM167 121V122H168ZM188 121V120H187ZM186 120L184 121V122H187ZM191 121V120H190ZM229 121V120H228ZM25 122H27L26 124L28 125V122L29 121H26L25 120ZM30 122H31V120H30ZM29 122V123H30ZM76 122V123H77ZM81 122H78V123H80L81 125H82V123ZM123 122V119L121 120V122H119V123H122ZM133 122H134V120H133ZM248 122V121H247ZM8 123V122H7ZM19 123V122H18ZM20 123H21V125L20 126H23L24 124V121L22 122V120L20 121ZM75 123V124H76ZM93 123H95V120H94V122ZM131 123V122H130ZM130 123H128V126H125L126 128L125 129H127V127H129V124ZM143 123V122H142ZM161 123V122H160ZM160 123H158V124H160ZM170 123V122H169ZM168 123V124H169ZM173 123V122H172ZM176 123V122H175ZM191 123V122H190ZM190 123H189V125H190ZM249 123V122H248ZM251 123H249L248 125H250ZM5 124H6V122H5ZM13 124V123H12ZM23 124V125H22ZM122 124H124V123H122ZM121 124V125H122ZM127 124V123H126ZM125 124V125H126ZM135 122L134 123H132V126L134 125V127H135ZM157 124V123H156ZM163 124H164V122H163ZM204 124V123H203ZM215 124H217V123H215ZM228 124V123H227ZM230 124V123H229ZM0 125H1V123H0ZM2 125H3V123H2ZM1 125V126H2ZM9 125L11 126V124L9 123ZM18 125V126H19ZM26 125V126H27ZM37 125V124H36ZM39 125V124H38ZM90 125V124H89ZM88 125V126H89ZM120 125V124H119ZM137 125L138 124H136V127H137ZM160 125H162V124H160ZM160 125H159V127H160ZM178 124H176V126H177ZM182 126L184 125V123L182 122V124H181ZM218 125V124H217ZM231 125V124H230ZM4 127H5V125H3ZM10 126H6V127H9L10 128ZM13 126V125H12ZM17 126V125H16ZM25 126V125H24ZM34 126H35V123H34ZM33 126V127H34ZM73 126H75V127H77L76 125H74L73 124ZM78 126H79V124H78ZM123 126V125H122ZM130 126H131V124H130ZM138 126H141V124L140 125H138ZM145 125L143 126V128H141L140 127V129H144V130H141V131H145L146 132V130H147V127H146ZM157 126V125H156ZM169 126V125H168ZM175 126V125H174ZM179 126H180V124H179ZM197 126V125H196ZM195 126V127H196ZM204 126V125H203ZM219 126H220V124H219ZM223 126V125H222ZM15 127V126H14ZM30 127V126H29ZM28 127V128H29ZM35 127H37V126H35ZM113 127V128H114ZM169 127H172V125L170 124V126ZM178 127V126H177ZM177 127H175L176 129H177ZM184 127H186L185 125L183 126V129H185ZM188 127V126H187ZM190 127H191V125H190ZM200 127V126H199ZM205 127V126H204ZM224 127H225V125H224ZM233 127V126H232ZM231 127V128H232ZM243 127V126H242ZM2 128V127H1ZM0 128V130L2 131L3 129H1ZM8 128V129H9ZM24 128V127H23ZM23 128H22V131H23ZM32 128V127H31ZM83 128V127H82ZM85 128V129H86ZM117 128V127H116ZM121 128V127H120ZM124 128V127H123ZM145 128H146V130H145ZM174 128V129H175ZM180 128H182V127H180ZM180 128H179V130H180ZM213 128V127H212ZM227 128V127H226ZM225 128V129H226ZM231 128H230V130H231ZM251 128V127H250ZM5 129V128H4ZM12 129H16V128H12ZM17 129H18V127H17ZM16 129V130H17ZM37 129V128H36ZM35 129V130H36ZM72 129H74V130H72ZM85 129L84 130H81V133H82V131L84 132L85 131ZM115 129V128H114ZM137 129H138V127L135 129L136 131H137ZM188 129H190V128H188ZM195 129V128H194ZM193 129V130H194ZM204 129H206V128H202V131L204 130ZM225 129H224V131H223V129L221 128V130L224 132V136H227L228 134H227V132H230V131H228V130H226V134H225ZM236 129H237V127H236ZM236 129H233V130H236ZM249 129V128H248ZM11 129H9V132L8 133H10V132H15L14 130L13 131H10ZM26 130H28V129H25V132H26ZM31 130V129H30ZM40 130H43V129H40ZM77 130V129H76ZM122 130V129H121ZM133 130V129H132ZM132 130H130V128H129V130L128 131H126V130H124L123 132H127V133H130ZM135 130H133L132 131V133H130V134H133L134 133V131ZM201 130V129H200ZM199 130V132L201 133L199 136H200V138L202 137V136H206L205 138H203L202 139V141H198L201 145H199L198 147H196L194 150H193V147L190 145L191 143H193L194 144V142L192 141L191 143H189V141H188V143H189V145L192 147V149L190 148V146H189V148H190V152L193 154V153H196L197 154V156H199V160H201V161H206V162H204L205 163V165H208V166H210V167H212V165H211V161H209V158L212 156L211 154L213 153V151H212V153L209 151H206V146H210V143H208L209 142V140H210V142H211V139L215 136V138H217V132H216V134L214 135V133H213V137H209V136H207V135H203L204 133L203 132H201ZM210 130H212L213 131V129H210ZM220 130V131H221ZM240 130V129H239ZM238 130V131H239ZM18 131V130H17ZM21 131V134H22V136H23V132ZM29 131V130H28ZM32 131H34V129L32 130ZM36 131H38V130H36ZM87 131V130H86ZM85 131V132H86ZM112 131V130H111ZM113 131H115V130H113ZM112 131V132H113ZM135 131V132H136ZM166 131H168V130H166ZM172 131H174L173 130V128H172ZM176 131V130H175ZM174 131V132H175ZM182 131V130H181ZM219 131V132H220ZM3 132V131H2ZM115 132H117V131H115ZM119 132V131H118ZM140 132V131H139ZM138 132V133H139ZM148 132V131H147ZM151 132H152V135H151ZM185 132V131H184ZM195 132V131H194ZM223 132L221 133V136H222V134H223ZM237 132V131H236ZM254 132V133H255ZM1 133V132H0ZM8 133H6L5 131H4V133L3 134H0V150L1 151H3V152H5L8 148L10 149L11 148V145H10V143H9V140H8V137H10V136H8ZM19 133V131L17 132V134ZM29 133H32V132H29ZM41 133V132H40ZM111 133V132H110ZM120 133V132H119ZM127 133H125V134H127ZM163 133V132H162ZM166 133H168V132H166ZM169 133H170V131H169ZM176 133V132H175ZM191 133H192V131H191ZM248 133V132H247ZM15 134H16V132H15ZM21 134H20V136H21ZM45 134L46 133H44V136H45ZM47 134V135H48ZM82 134H84V133H82ZM92 134V135H91ZM114 134V133H113ZM135 134H137V133H135ZM130 135V136H133V138L132 139H135V142L137 141L136 140V138H134L136 135ZM140 134V133H139ZM145 134V133H144ZM174 134V133H173ZM177 134V133H176ZM176 134H174V135H176ZM184 134V133H183ZM183 134L181 135V136H183ZM190 134V133H189ZM193 134V133H192ZM191 134V136H193ZM195 134H196V132H195ZM194 134V135H195ZM197 134H198V131H197ZM239 134V133H238ZM250 134V133H249ZM248 134V135H249ZM32 135V134H31ZM42 135V134H41ZM48 135V137H50ZM112 135V134H111ZM119 135V134H118ZM122 135V134H121ZM146 135V136H147ZM168 135V134H167ZM185 135V134H184ZM188 135V134H187ZM202 135V136H201ZM211 135H212V133H211ZM220 135V134H219ZM218 135V136H219ZM232 135H234L233 133H232ZM245 135H247V134H245ZM14 136H19V135H14ZM19 136V137H20ZM32 136H35V135H32ZM39 136V135H38ZM91 136V137H90ZM110 136V135H109ZM129 136V137H130ZM138 136V135H137ZM140 136V135H139ZM138 136V138L137 139H140L142 136H144V135H141V137H139ZM196 136V135H195ZM220 136V137H221ZM231 136V135H230ZM244 136V135H243ZM11 137H12V133H11ZM19 137H18V141H20L19 140ZM31 137V136H30ZM29 137V139H31ZM36 137V136H35ZM35 137H33L34 139H35ZM89 137V138H88ZM128 137V138H129ZM156 137H154V138H156ZM167 137H169V136H167ZM171 138H172V136H170ZM184 137V136H183ZM211 138V139H209V138ZM220 137H218V138H220ZM229 137V136H228ZM246 137V136H245ZM250 137V136H249ZM14 138V137H13ZM16 138V137H15ZM23 138V137H22ZM32 138V139H33ZM37 138V137H36ZM40 137H38V139H39ZM44 138V137H43ZM46 138H47V136H46ZM51 138H50V142H52V140H51ZM90 138H92V142L91 141H89L90 140ZM146 138V137H145ZM160 138V137H159ZM171 138H169L170 139V141H172V139ZM173 138L175 139L176 137H174L173 136ZM185 138V137H184ZM181 139L180 141H182V140H185V139ZM195 138V137H194ZM197 138H199L198 136H197ZM215 138H214V140H215ZM224 137H222V139H223ZM243 138V137H242ZM247 138V137H246ZM17 139V138H16ZM16 139H15V141H16ZM27 139V138H26ZM32 140V142L34 141L35 142V140ZM55 139H54V142L53 143H50L52 146H55V145H57V141H56V143H55ZM146 139H149L148 137L146 138ZM146 139H144V141L146 140ZM152 139V138H151ZM162 139V138H161ZM164 139V138H163ZM166 139V138H165ZM177 139V138H176ZM179 139V138H178ZM177 139V140H178ZM221 139V140H222ZM226 139V138H225ZM237 139H238V137H237ZM244 139V138H243ZM108 140V139H107ZM126 140V139H125ZM158 140V139H157ZM190 140V139H189ZM193 140V139H192ZM197 140V139H196ZM201 140V139H200ZM220 140V141H221ZM229 140H231V139H229ZM240 140H242V139H240ZM240 140H238L237 142H240ZM257 140V141H256ZM14 141V142H15ZM18 141L17 142H15L16 144H18ZM42 141V140H41ZM45 141L47 142V140L45 139ZM140 141H142V140H140ZM156 141V140H155ZM179 141V142H180ZM186 141V140H185ZM191 141V140H190ZM216 141V140H215ZM226 141V140H225ZM245 142H246V140H244ZM251 141L250 142H248V143H250L251 144ZM256 141V142H255ZM25 142V141H24ZM44 142V141H43ZM127 142V141H126ZM134 142V143H135ZM143 142V141H142ZM160 142V140H158V141H156V144H158ZM163 142V141H162ZM175 142V141H174ZM173 142V143H174ZM14 143V144H15ZM21 143H23V142H20V147H21ZM26 144H28L27 142H25ZM60 143V142H59ZM59 143H58V145H59ZM65 143V144H64ZM120 143H122V144H124L123 142H121L120 141ZM129 143V141L127 142V144ZM137 143H141V142H137ZM150 143V142H149ZM152 143H153V141H152ZM164 143L165 142H163L161 145H163L164 146ZM176 143H178V141H176ZM175 143V144H176ZM184 143L185 142H183V146H185V145H187L188 143H186L185 145H184ZM197 143V142H196ZM211 143H213V142H211ZM226 143H228L227 145H231V149L233 148L232 147V145L233 144H229V142H226ZM225 143V144H226ZM248 143H246L247 145H248ZM14 144H13V146H14ZM15 144V145H16ZM34 144V143H33ZM61 144V143H60ZM117 144V143H116ZM126 144V145H127ZM130 144V143H129ZM145 144V146H146V144L147 143H144ZM143 144V145H144ZM156 144H153V146L154 145H156ZM171 144V143H170ZM192 144V145H193ZM216 144V143H215ZM221 144H222V142H221ZM235 144V143H234ZM246 144H244L243 146H245L246 147ZM249 144V145H250ZM251 144V145H252ZM23 145V144H22ZM35 145V144H34ZM37 145H39V143H37ZM36 145V146H37ZM41 145H43V144H41ZM45 145V144H44ZM43 145V146H44ZM112 145H114V146H117L116 148H114ZM125 145V144H124ZM139 146H141V144H138ZM137 145V146H138ZM159 145H160V143H159ZM158 145V146H159ZM181 144H179V146H180ZM181 145V146H182ZM195 145V144H194ZM193 145V146H194ZM214 145V144H213ZM219 145V144H218ZM235 145H240L239 143L238 144H235ZM262 145H260V146H262ZM32 146V145H31ZM67 146H65V147H67ZM137 146H136V148H137ZM151 146V145H150ZM197 146V145H196ZM224 146V145H223ZM260 146H259V148H260ZM263 146H262V150L261 149H259V150H261L263 153H264V148H263ZM22 147H24V146H22ZM30 147V146H29ZM41 147V146H40ZM89 147V146H88ZM156 147H157V145H156ZM155 147V150L157 149ZM176 147V146H175ZM187 147V146H186ZM230 147V146H229ZM235 147V146H234ZM247 147H250V146H247ZM14 148V147H13ZM18 147H16V149H17ZM28 148V147H27ZM34 148V147H33ZM36 148H39V147H36ZM45 148H47V146L45 147ZM58 148H59V146H58ZM57 148V149H58ZM70 148H67V151H68V153H69V151H70ZM77 148V149H76ZM94 148L93 149H91V150H94ZM126 148V150L128 149V147H125ZM132 148V146L128 149V150H130ZM147 148H148V146H147ZM159 148V147H158ZM161 148H162V146H161ZM174 148V147H173ZM182 148V147H181ZM184 149H185V147H183ZM209 148H211V146L209 147ZM212 148H214V147H212ZM211 148V149H212ZM226 148V147H225ZM236 148V147H235ZM239 148V147H238ZM243 148V147H242ZM35 149V148H34ZM64 149V148H63ZM69 149V150H68ZM153 148H151V150H152ZM164 149H166V148H164L163 147V150ZM177 149V148H176ZM179 149V148H178ZM229 149V148H228ZM231 149H230V151H231ZM234 149V148H233ZM240 149V148H239ZM248 150H249V148H247ZM254 149V148H253ZM252 149V150H253ZM13 150H15V149H13ZM24 150V149H23ZM25 150H26V148H25ZM24 150V151H25ZM29 150H30V148H29ZM33 150V149H32ZM81 150V149H80ZM150 150V148H148V150H146V148L144 149V151H143V154H144V152H145V156H147V154L148 153H146L147 151L150 153L151 151H149ZM154 150V149H153ZM169 150V149H168ZM168 150H164V151H168ZM180 150V149H179ZM178 150V151H179ZM208 150V149H207ZM257 150H258V148H257ZM257 150H254V151H256L257 152ZM36 149H35V153H33L34 155L36 154ZM53 151V150H52ZM60 152H61V154H63L64 152H67V151H65L64 150V152H63V150H59ZM59 151L58 152H56V153H59ZM134 151V150H133ZM170 151V150H169ZM181 151H183V150H181ZM186 151H188L187 150V148H186ZM185 151V152H186ZM223 151V150H222ZM226 151H228V150H225V151H223V154L226 152ZM229 151V152H230ZM250 151H251V149H250ZM250 151H248V152H250ZM20 152H21V150H20ZM29 152V151H28ZM27 152V153H28ZM41 152V151H40ZM46 152V151H45ZM48 152V151H47ZM73 152H75V151H73ZM72 152V153H73ZM81 152V151H80ZM100 152V151H99ZM98 152V153H99ZM130 152H132V151H130ZM130 152L128 153V155H127V157L129 156V154H130ZM141 152V150L140 151H138V153H140ZM163 152V151H162ZM171 152L172 151H170V152H168V153H170L171 154ZM176 152H177V150H176ZM189 152V151H188ZM233 153H234V150L232 151ZM232 152H230L231 154H232ZM1 153V152H0ZM8 153V152H7ZM7 153L4 155L3 153H1L0 154V194H1V192H3L4 190H5V185H9V184H11V183H20V182H18V181H16L17 180V178H20L21 176H19V175H17L18 173H17V171H18V169H19V167H20V165H22L23 166V163H21L22 161H24V160H22V161H18L19 162V164L20 165H18V162H16L15 161V158H16V156H14V157H12L11 155H7ZM9 153H10V150H9ZM15 153V152H14ZM18 153V151H16V154ZM43 153H44V151H43ZM52 153V152H51ZM51 153H49V155L51 154ZM55 153V154H56ZM67 153V154H68ZM81 153V154H82ZM93 153V152H92ZM101 153V152H100ZM124 153H127V152H124ZM122 154V153H120V155L122 154V156L124 155V157H125V155L126 154ZM136 152H134V153H131V154H135ZM152 153V152H151ZM155 153V152H154ZM154 153H152V155L154 154ZM166 153V152H165ZM179 153V152H178ZM177 153V154H178ZM181 153V152H180ZM183 153V152H182ZM229 153V154H230ZM239 153H241V152H239ZM253 153V152H252ZM255 153V152H254ZM260 153V152H259ZM259 153L257 154L258 156L257 157H260L259 156ZM24 155H26V153H23ZM39 154V153H38ZM41 154V153H40ZM54 153H52V155H53ZM74 154V153H73ZM77 154H79V152H77ZM89 154V153H88ZM94 154V153H93ZM131 154H130V156L129 157H132L131 156ZM142 153H141V155H143ZM170 154H167V155H170ZM174 154V153H173ZM173 154H172V157H173ZM176 153H175V155H177ZM196 154H195V156L194 157H196ZM207 154H209V157H208V155ZM262 154V153H261ZM30 155V154H29ZM48 155V156H49ZM60 155V154H59ZM63 155H66L65 153L63 154ZM63 155H61V156H63ZM70 155V154H69ZM75 155V154H74ZM73 155V156H74ZM83 155V154H82ZM85 155V154H84ZM98 155H100V154H98ZM116 155V156H117ZM149 155V154H148ZM151 155V154H150ZM151 155V156H152ZM155 155H157V154H155ZM162 154H160L159 156H161ZM166 155V156H167ZM186 155V154H185ZM194 155V154H193ZM211 155V156H210ZM215 155V154H214ZM217 155V154H216ZM215 155V156H216ZM233 155V154H232ZM247 155V154H246ZM250 155V154H249ZM254 155V154H253ZM252 155V156H253ZM263 156H264V154H262ZM261 155V156H262ZM43 156V155H42ZM55 156V155H54ZM60 156V157H61ZM71 156V155H70ZM79 156V155H78ZM94 156H95V154H94ZM94 156H93V159H94ZM122 156H120L121 158H123ZM138 155H136L135 154V157H134V166H135V160H138L139 162H143V158L144 157H139L138 156V159H135L136 157H137ZM164 156V155H163ZM166 156H165V158H166ZM171 156V155H170ZM169 156V157H170ZM187 156H190V154L188 153V155ZM215 156L213 157V158H215ZM237 155L235 154V157H236ZM242 156H244L243 154H242ZM251 156V157H252ZM262 156V157H263ZM18 157H19V155H18ZM20 157H22V156H20ZM24 157V156H23ZM41 157V156H40ZM43 157H45V156H43ZM46 157H47V155H46ZM56 157V156H55ZM57 157H58V155H57ZM56 157V158H57ZM64 157V156H63ZM67 157V156H66ZM75 157H77V156H75ZM80 157V156H79ZM102 157H103V155H102ZM114 157V158H113ZM149 157V156H148ZM158 157V156H157ZM168 157V158H169ZM182 158V156L180 155V156H177V158ZM193 157V156H192ZM225 157H227V156H225ZM229 157V156H228ZM239 157V156H238ZM248 157V156H247ZM256 157V158H257ZM37 158V157H36ZM39 158V157H38ZM42 158V157H41ZM40 158V159H41ZM48 159H49V157H47ZM51 158V157H50ZM55 158V159H56ZM90 158H92L91 156H90ZM95 158H97L96 156H95ZM106 157H104V159H105ZM108 158L110 159V157L108 156ZM133 158V157H132ZM147 158V157H146ZM160 158V157H159ZM164 158V157H163ZM184 158V157H183ZM198 158V157H197ZM216 158L218 159V157L216 156ZM22 159V158H21ZM23 159H25V158H23ZM44 160H45V158H43ZM51 159H53V158H51ZM58 159V158H57ZM62 159V158H61ZM85 159H86V156H85ZM99 159V158H98ZM107 159V158H106ZM109 159H108V162H109ZM124 159H126V158H124ZM128 159H131V158H127V160L125 161L126 163H124V160H123V162H120L119 160V164L121 163V164H127L128 162ZM139 159H141V160H139ZM155 159H157V158H155ZM171 158H169V160H170ZM173 159V158H172ZM193 160H194V158H192ZM217 159L215 160V162L217 161ZM222 159H223V156H222ZM221 159V160H222ZM226 159V158H225ZM234 159H236V158H234ZM238 159V158H237ZM236 159V160H237ZM248 159H249V157H248ZM248 159H246V160H248ZM251 159V158H250ZM255 159V158H254ZM18 160H19V158H18ZM26 160V159H25ZM72 160H73V158H72ZM71 160V161H72ZM84 160V159H83ZM82 160V161H83ZM86 160H88V158L86 159ZM95 160V159H94ZM101 160V159H100ZM110 160V161H111ZM116 160H115V162L114 161H111V163H109V164H112V165H114V163L116 164ZM132 160V161H133ZM159 160V159H158ZM157 160V162H159V161H164L163 159H162V156H161V159L158 161ZM166 160H167V158H166ZM180 160V159H179ZM183 160V159H182ZM181 160V161H182ZM210 160H211V158H210ZM213 160V159H212ZM218 160H220V159H218ZM220 160V162H219V164H221V162H223V161H221ZM253 160V159H252ZM259 160H260V158H259ZM64 161V160H63ZM68 161H70V159H68ZM70 161V162H71ZM91 161V160H90ZM93 161V160H92ZM97 161V160H96ZM99 161V160H98ZM97 161V162H98ZM102 161V160H101ZM100 161V162H101ZM131 161V160H130ZM131 161V162H132ZM151 161V160H150ZM191 161V160H190ZM196 161V160H195ZM194 161V162H195ZM228 161V160H227ZM243 161V160H242ZM241 161V162H242ZM254 161V160H253ZM261 161V160H260ZM25 162V161H24ZM86 162H88V164H90L89 163V160L88 161H86ZM100 162H99V165L98 166H100L101 165V167L103 166L104 167V163L103 164H100ZM104 162H107V161H104ZM112 162H114V163H112ZM149 162V161H148ZM152 162V161H151ZM155 163H156V161H154ZM171 162V161H170ZM193 162V163H194ZM197 162H199V161H197ZM202 162V163H203ZM212 162H214V161H212ZM244 163H245V161H243ZM258 162V161H257ZM263 162V160L261 161V163ZM42 163V162H41ZM46 163V162H45ZM74 163V162H73ZM81 163V162H80ZM138 163V162H137ZM144 163V162H143ZM143 163L141 164V165H143ZM146 163V162H145ZM153 163V162H152ZM164 163V162H163ZM182 162H179V163H175V165L176 164H181ZM183 163H184V161H183ZM188 163V162H187ZM192 163V162H191ZM192 163V164H193ZM201 163V162H200ZM199 163V164H200ZM203 163V164H204ZM217 163H218V161H217ZM240 163V162H239ZM246 163H248V161L246 162ZM261 163H258L259 165L261 164ZM264 163V162H263ZM262 163V164H263ZM26 164V165H25ZM27 164H29L28 162H25L24 163V165L26 166V167H28V165ZM53 164V163H52ZM52 164H51V166H52ZM56 164H57V161H56ZM66 164H68V163H66ZM69 164H71V163H69ZM94 164V163H93ZM96 164V163H95ZM171 164V163H170ZM169 164V165H170ZM189 164H190V162H189ZM192 164H191V166L190 167H192ZM218 164V165H219ZM222 164H225V163H222ZM238 164V163H237ZM248 164H250V162L248 163ZM257 164V165H258ZM261 164V165H262ZM19 166V167H17L16 168V166ZM29 165H31V164H29ZM37 165V164H36ZM35 165V166H36ZM46 165H48V164H46ZM61 165V163L59 164V166ZM63 165V164H62ZM77 165V164H76ZM83 166L85 165V163L83 162V164H82ZM137 165V164H136ZM140 165V164H139ZM147 165V164H146ZM145 165V166H146ZM148 165H149V163H148ZM156 165V164H155ZM178 165V166H179ZM194 165H195V163H194ZM214 166V168H217V164H213ZM215 165H216V167H215ZM233 164H231V166H232ZM254 166H257L256 164H253ZM253 165H249V168L251 169V168H253V167H250V166H253ZM25 166H24V168H25ZM34 166V165H33ZM40 166V165H39ZM42 166H43V164H42ZM66 166V165H65ZM74 166V165H73ZM79 166V165H78ZM86 167H87V165H85ZM92 166H94V165H92ZM97 166V167H98ZM110 165H108V166H106V167H109ZM118 168L120 167H122L123 169L125 168V166L123 167V166H120V165H116ZM115 166V167H116ZM128 166V165H127ZM144 166V167H145ZM153 166H154V164H153ZM165 166V165H164ZM164 166H162V168L164 167ZM166 166H167V164H166ZM199 166V165H198ZM220 166V165H219ZM69 167H70V165H69ZM76 167V166H75ZM85 167V168H86ZM90 167V166H89ZM97 167H96V169H97ZM103 167H102V169H103ZM113 167V166H112ZM114 167V168H115ZM116 167V168H117ZM130 167H132V165L131 166H129V168ZM139 167V166H138ZM137 167V168H138ZM187 167H188V165H187ZM196 167H197V165H196ZM200 167V166H199ZM204 167V166H203ZM205 167H207V166H205ZM233 167V166H232ZM264 166H261V168H263ZM43 168V167H42ZM48 168V167H47ZM51 168V167H50ZM93 168V167H92ZM146 168V167H145ZM150 168H152V166L150 167ZM154 168V167H153ZM152 168V169H153ZM156 168V167H155ZM165 168V167H164ZM163 168V169H164ZM171 168H172V166H171ZM189 168V167H188ZM188 168H186L187 170H188ZM193 168V167H192ZM192 168H190V170L192 171ZM214 168H211V169H213V173H215V171H214ZM220 168H221V166H220ZM220 168H217V170L219 171V169ZM222 168H224V167H222ZM235 168V167H234ZM243 168V167H242ZM242 168H240V169H242ZM249 168H247L246 167V169H249ZM256 168V167H255ZM32 169V168H31ZM31 169H29V170H31ZM34 169V168H33ZM38 169H39V167H38ZM64 169V168H63ZM62 169V170H63ZM74 169V168H73ZM80 169H81V166H80ZM95 169V170H96ZM123 169H121V170H123ZM134 169H136V167L134 168ZM134 169H133V171H134ZM143 169V168H142ZM147 169V168H146ZM149 169V168H148ZM180 169V168H179ZM195 170H196V168H194ZM193 169V170H194ZM237 169V168H236ZM234 170V171H237L238 173L237 174H233V176L234 175H236L237 177H236V179L238 178V180H240V179H245L244 177H246L247 176V174L249 173L250 174V171H248V172H245V171H247L246 169H245V171H243V170ZM257 169V168H256ZM256 169H254V170H256ZM24 170V169H23ZM22 170V171H23ZM28 169H27V171H29ZM35 170H37V169H35ZM41 170V169H40ZM47 170H49V169H47ZM56 170H57V168H56ZM67 170V169H66ZM78 170V169H77ZM82 170H85V169H82ZM93 170V169H92ZM92 170L90 169V173L92 174ZM101 170V169H100ZM106 170V168L104 169V171ZM108 170V169H107ZM115 170H117V169H112V171L114 172ZM126 170V169H125ZM124 170V172H126ZM137 170V169H136ZM144 170V169H143ZM143 170H142V172H143ZM162 170V169H161ZM165 170H169V168L168 169H166L165 168ZM187 170H184V171H187ZM208 170H209V168H208ZM264 170V169H263ZM75 169H74V172L73 171H70V172H73V173H75ZM96 171H98V169L96 170ZM103 171V170H102ZM118 171V170H117ZM131 171H132V169H131ZM145 172H143L142 174H147L146 172V170H144ZM150 171V173H151V171H152V175H153V172H154V169L153 170H149ZM163 171V170H162ZM170 171V170H169ZM168 171V172H169ZM177 171H178V169H177ZM181 171V170H180ZM183 171V170H182ZM197 171H199V170H197ZM200 171H201V169H200ZM210 171V170H209ZM233 171V170H232ZM251 171H252V176H253V170L251 169ZM257 171V170H256ZM255 171V175H256V172ZM261 171H262V169H261ZM24 172V171H23ZM26 172V171H25ZM63 172V171H62ZM70 172H67L68 174L70 173ZM123 172V171H122ZM123 172V173H124ZM127 172H129V171H127ZM135 172V171H134ZM139 172H140V170H139ZM179 172V171H178ZM189 172V171H188ZM205 172H206V170H205ZM211 172V171H210ZM231 172V171H230ZM230 172H229V174H230ZM264 172V171H263ZM262 172V173H263ZM27 173H30V171L29 172H27ZM32 173V172H31ZM40 173V172H39ZM56 173V172H55ZM61 173V172H60ZM59 173V174H60ZM66 173V172H65ZM66 173V175H68ZM72 173V174H73ZM87 173V175L89 174V170H88V172H86ZM95 172H93V174H94ZM96 173H98V172H96ZM100 173V172H99ZM107 173V172H106ZM106 173H102V175L103 174H105V176L104 177H106L107 175H106ZM131 173V172H130ZM136 173V172H135ZM149 173V174H150ZM155 173V172H154ZM163 173V172H162ZM166 173V172H165ZM175 173H177V172H175ZM180 173V172H179ZM179 173H177L178 175H180ZM189 173H191V172H189ZM226 173V172H225ZM228 173V172H227ZM234 173V172H233ZM258 173H259V171H258ZM38 174V173H37ZM90 174V175H91ZM108 174V173H107ZM140 174V173H139ZM139 174H137V175H139ZM158 174H160V173H158ZM184 174V173H183ZM209 174V173H208ZM224 174V173H223ZM42 175H44V174H42ZM52 175H54V174H52ZM58 175V174H57ZM56 175V176H57ZM80 175V174H79ZM84 175V174H83ZM86 175V176H87ZM89 175V176H90ZM97 174H95V176H96ZM114 175V174H113ZM119 175V174H118ZM120 175H122L121 176V178H126V177H124V176H126V175H123V174H120ZM172 175H174V174H172ZM193 175V174H192ZM199 175V174H198ZM201 175H204L205 176V173L204 174H201ZM222 175V174H221ZM230 175H232V173L230 174ZM251 175V174H250ZM250 175L248 176V179L250 178ZM255 175H254V177H255ZM19 176V177H18ZM24 176H25V174H24ZM28 176H29V178H31L32 176L30 175V174H28ZM31 176V177H30ZM35 176V175H34ZM61 177L62 176H64V173H62V175H60ZM85 176V175H84ZM88 176V177H89ZM95 176H93V179H94V177ZM100 175H98V177H99ZM116 176V175H115ZM147 176H149V175H147ZM155 176H157L156 174H155ZM175 176H177V175H175ZM194 176H197V174H195L194 173ZM233 176H230V179L231 180H234L235 179V176L233 177ZM26 177V176H25ZM37 177V176H36ZM35 177V179L37 180V178ZM46 177V176H45ZM65 177H67V176H65ZM78 177H80V176H78ZM78 177H76V176H74V178H78ZM102 177V176H101ZM116 177H120V176H116ZM134 177V176H133ZM133 177H131V178H133ZM149 177H151V176H149ZM148 177V178H149ZM168 177H170L169 176V174L167 175V173H166V175L164 174L163 176H157V181L158 182H162V183H159V184H162V185H159V186H166V185H164V183L165 182H167V181H169V179H171V178H173V176H171L170 178H168ZM178 177V176H177ZM181 177V176H180ZM217 176H215V178L214 179H217L216 178ZM221 177V176H220ZM223 177H225V174L223 175ZM222 177V178H223ZM226 177H229V176H227L226 175ZM232 177V178H231ZM239 177H241L240 179H239ZM253 177V179H255ZM258 177L259 178H262L261 177V175L259 176L258 175ZM257 177V178H258ZM64 178V177H63ZM62 178V179H63ZM71 178V180H72V177H70ZM91 178V177H90ZM106 178H108V177H106ZM113 178V177H112ZM136 179H141V181L143 182V185L145 186V184L146 183H144V181L146 182V180H143V178H137V176L135 177ZM182 178V177H181ZM194 178H196V177H194ZM193 178V179H194ZM198 178H201V177H199L198 176ZM211 178H212V175H211ZM234 178V179H233ZM258 178V179H259ZM32 179V178H31ZM35 179H33V180H35ZM40 179V178H39ZM45 179V178H44ZM58 179V178H57ZM60 180H61V178H59ZM65 179V180H64ZM63 180L64 181H67L66 180V178H64ZM67 179H69L68 177H67ZM84 179V178H83ZM83 179H81V180H83ZM92 179V178H91ZM91 179H90V181H91ZM97 179V178H96ZM120 179V178H119ZM127 179L128 180H130L128 177H127ZM127 179H123V180H121L120 182H122V181H124V180H126V181H128ZM145 179H147V178H145ZM175 179V178H174ZM186 179V178H185ZM191 179H192V176H191ZM197 179V178H196ZM196 179H194V181L196 180ZM203 179V178H202ZM230 179H227L226 181H228V180H230ZM258 179H255L254 181H253V183L254 182H256V180H258ZM263 179V178H262ZM24 181H25V178L23 179ZM27 180H29L28 178H27ZM35 180V181H36ZM43 180V179H42ZM59 180V181H60ZM63 180H61V181H63ZM74 181H75V179H73ZM102 180L104 181V179L102 178ZM107 180H109V178L107 179ZM107 180L105 179V181L107 182ZM133 180H134V178H133ZM133 180H132V184H133ZM148 181H149V179H147ZM151 180H154L153 179V176H152V179ZM165 180H167V181H165ZM172 180V179H171ZM179 180H182V179H179ZM187 180H188V178H187ZM190 180V179H189ZM206 180H209V178L207 177V179ZM206 180H204L203 181V183H201L200 185H199V187L201 186V185H203V184H205L204 182L206 181ZM220 179L218 178V181H219ZM250 180L251 179H249V182H250ZM260 180V179H259ZM258 180V181H259ZM16 181V182H15ZM58 181V182H59ZM94 181H95V179H94ZM103 181L102 182H100V184L101 183H103ZM110 181V180H109ZM112 181V180H111ZM115 181H117V180H113V184L112 185H114V183H115ZM140 181V182H141ZM184 181V180H183ZM211 182L210 183H212V182H214V181H212V179L210 180ZM226 181H225V183H226ZM242 181V180H241ZM241 181L239 182V184L241 183ZM23 181H21V183H22ZM48 182V181H47ZM54 183V180H52L51 182H50V180H49V183ZM73 182V181H72ZM89 182V181H88ZM98 182V181H97ZM97 182H96V185H98L97 184ZM118 182H119V180H118ZM131 182V181H130ZM129 182V183H130ZM141 182V183H142ZM182 182V181H181ZM187 182V181H186ZM185 182V183H186ZM189 182V181H188ZM187 182V183H188ZM193 182V181H192ZM201 182V181H200ZM207 182V181H206ZM216 182V181H215ZM220 182V181H219ZM232 182V181H231ZM234 182V184L235 183H238V182H235V181H233ZM248 182V181H247ZM246 181H245V183H247ZM248 182V183H249ZM261 182H263L262 180H261ZM260 181H259V185H260V187H262V186H264V185H262L261 186V183ZM30 183H31V181H30ZM65 183V182H64ZM75 183V182H74ZM80 183V182H79ZM99 183V182H98ZM109 183V182H108ZM117 183V182H116ZM135 184H136V186H137V183L136 182H134ZM153 183V182H152ZM169 183H171V181H169ZM179 183V182H178ZM187 183L185 184V185H187ZM199 182L197 181V184H198ZM221 183V182H220ZM223 183H224V181H223ZM228 185L230 186V181H228ZM244 183V182H243ZM247 183V184H248ZM261 183V184H260ZM264 183V182H263ZM42 184V183H41ZM41 184H40V186H41ZM62 184V183H61ZM67 184V183H66ZM69 184V183H68ZM72 184V183H71ZM78 184V183H77ZM111 184V183H110ZM125 184V183H124ZM131 184V183H130ZM131 184V185H132ZM140 184V183H139ZM138 184V185H139ZM173 184V183H172ZM207 184V183H206ZM209 184V183H208ZM213 184H215V183H213ZM217 184H219V183H217ZM227 184V183H226ZM238 184V185H239ZM246 184V185H247ZM11 185H13V184H11ZM15 185V184H14ZM14 185L12 186V188H14L15 189V187H14ZM18 185V184H17ZM20 186H21V190H22V185L21 184H19ZM18 185V186H19ZM46 185H47V183H46ZM50 185V184H49ZM58 185V184H57ZM80 185V184H79ZM82 185V184H81ZM80 185V186H81ZM90 185V184H89ZM118 185L120 186V183H118ZM117 185V187H119ZM122 185V184H121ZM142 185V184H141ZM143 185H142V187H143ZM147 185V184H146ZM174 185V184H173ZM192 185V184H191ZM190 185V186H191ZM220 185V184H219ZM231 185H233L232 183H231ZM253 185V184H252ZM257 185V184H256ZM255 185V186H256ZM258 185V186H259ZM25 186H26V184H25ZM44 186V185H43ZM56 185H54V187H55ZM60 186V185H59ZM62 186V185H61ZM68 186V185H67ZM75 186H78V185H76L75 184ZM88 186V184H86V187ZM95 186V185H94ZM107 186V185H106ZM106 186H104V187H106ZM122 186H124V185H122ZM172 186V185H171ZM170 185L169 186H167L168 187V189L166 190V191H168L169 190V188L171 187ZM189 186V185H188ZM195 186H198V185H195ZM207 186V185H206ZM210 186V187H209ZM208 187H209V189H211L212 187H214L213 185H209ZM212 186V187H211ZM216 186V185H215ZM222 186V185H221ZM223 186H225V185H223ZM235 186V185H234ZM243 186H245V185H243ZM249 186H250V184H249ZM258 186H257V188H258ZM23 187H24V185H23ZM50 187V186H49ZM52 187V186H51ZM64 187H66V186H64ZM69 187V186H68ZM67 187V188H68ZM72 186H70V188H71ZM82 187V186H81ZM81 187H79V188H81ZM89 187H91V188H94V187H92V186H89ZM96 187H99V185L98 186H95V188ZM108 187H109V184H108V186H107V188L106 189H108ZM113 187V186H112ZM121 187V186H120ZM120 187H119V190H120V192H121V190L122 189H120ZM127 187H129V186H127L126 185V189H127ZM155 187V186H154ZM162 187V188H163ZM185 187V186H184ZM225 187H227V186H225ZM232 187V186H231ZM246 187V186H245ZM251 187V186H250ZM252 187H254V186H252ZM260 187L258 188V189H260ZM8 188V187H7ZM9 188H11L10 186H9ZM16 188H17V186H16ZM20 187H18V189H19ZM56 188L57 187H55V190H56ZM63 188V187H62ZM69 188V189H70ZM75 188H77V187H75ZM74 188V189H75ZM83 188H84V186H83ZM88 188V187H87ZM122 188V187H121ZM125 188H123L124 189V192H125V194H123L122 193V195L124 196V195H126V192L127 191H129L128 189H127V191H125L126 189ZM130 188V187H129ZM140 188V187H139ZM144 188V187H143ZM142 188V189H143ZM147 188H150V187H146L145 189H147ZM152 188V187H151ZM156 188V187H155ZM174 188V186L172 187V189ZM188 188V187H187ZM195 188H197V187H195ZM207 188V187H206ZM216 188V187H215ZM214 188V189H215ZM220 188V187H219ZM239 188V187H238ZM45 189V188H44ZM58 189H60V188H58ZM78 189V188H77ZM105 189V188H104ZM103 189V190H104ZM117 189V188H116ZM115 189V190H116ZM135 189V188H134ZM133 189V190H134ZM153 189V188H152ZM157 189H158V187H157ZM164 189V188H163ZM165 189H166V187H165ZM184 189V188H183ZM208 189V188H207ZM221 189H222V187H221ZM241 189V188H240ZM243 189V188H242ZM250 189V188H249ZM3 190V191H2ZM16 190V189H15ZM25 190H26V188H25ZM39 190V189H38ZM37 190V191H38ZM65 190L66 189H64V192H65ZM81 190V194H82V190L84 191V189H80ZM85 190H86V188H85ZM89 190H90V188H89ZM136 190H138V189H136ZM140 190V189H139ZM195 190V189H194ZM200 190L202 191V190H205V189H201L200 188ZM225 190H227L226 188H225ZM232 190H233V188H232ZM238 190V189H237ZM248 190V189H247ZM252 190H253V188H252ZM261 190V189H260ZM260 190H258V191H260ZM264 189H263V187H262V191H263ZM36 191V190H35ZM57 191V190H56ZM69 191V190H68ZM77 191V190H76ZM78 191H79V189H78ZM91 191V190H90ZM101 191V190H100ZM113 191V190H112ZM123 191V190H122ZM149 191H150V189H149ZM148 191V196H149V194H150V192H152V190L149 192ZM157 191H160L159 189L157 190ZM173 191V190H172ZM171 191V192H172ZM184 191V190H183ZM186 191H187V189H186ZM189 191V190H188ZM196 191V190H195ZM200 191V192H201ZM239 191H242V190H239ZM248 191H250V190H248ZM262 191L260 192L261 193V195H262ZM26 192H28V191H26ZM49 192V191H48ZM59 192V191H58ZM85 192V191H84ZM94 192H95V190H94ZM109 192H110V190H109ZM114 192V191H113ZM112 192V193H113ZM116 192V191H115ZM130 192V191H129ZM134 192H136V191H133V193H130V194H134ZM140 192H143L142 190L141 191H139V195H141L140 194ZM171 192H169L170 194H171ZM185 192V191H184ZM183 192V193H184ZM191 192H193V191H191ZM198 193H199V191H197ZM221 192V191H220ZM234 192V191H233ZM246 192V191H245ZM245 192H243V195L244 194H246ZM30 193V192H29ZM60 193V192H59ZM67 193V192H66ZM65 193V194H66ZM70 193L71 192H69V195H70ZM78 193V192H77ZM77 193H75V195H77ZM104 193H107V192H104ZM103 193V194H104ZM137 193H136V195H137ZM153 193V192H152ZM158 193V192H157ZM167 193V192H166ZM190 193V192H189ZM195 192H193V194H194ZM202 193H203V191H202ZM228 192H226V194H227ZM249 193V192H248ZM65 194H63V195H65ZM80 194V195H81ZM85 194H87V193H85ZM113 194H115V193H113ZM144 194V193H143ZM142 194V195H143ZM161 196L159 197V200H160V198L161 197H164L163 196V194H162V192L161 193H159ZM187 194V193H186ZM192 194V195H193ZM205 194V193H204ZM211 194V193H210ZM217 194V193H216ZM229 195H230V193H228ZM234 196H235V194L234 193H232ZM238 194V193H237ZM240 194V193H239ZM255 194V193H254ZM259 193L257 192V194L256 195H258ZM264 194V193H263ZM28 195V194H27ZM31 195V194H30ZM29 195V196H30ZM61 195V194H60ZM72 195V194H71ZM88 195V194H87ZM112 195V194H111ZM116 195V198H117V194H115ZM121 195V196H122ZM128 195V194H127ZM141 195V197L143 198V196ZM146 195V194H145ZM153 195H155V196H157L158 194H153ZM167 195L169 196V194L167 193ZM218 195V194H217ZM250 195H252L251 193H250ZM260 195V194H259ZM4 196H5V194H4ZM12 196V195H11ZM21 195H19V197H20ZM24 196V195H23ZM22 196V197H23ZM34 196V195H33ZM36 196V195H35ZM77 196H79V195H77ZM83 196V195H82ZM99 196V195H98ZM105 196V195H104ZM130 196V195H129ZM129 196H127L126 197V199H128L129 201H132L131 203H128L129 201L127 200V202L125 203V199H124V203H121V205L119 206V205H116V204H118V202H116L115 203V205H114V207L113 206H111V207H113V210H112V212L110 213V212H108V211H105V212H108V214H111V216H107V215H105L106 217L104 218V215H103V217L102 218H100L99 216L100 215H98V219H99V223H100V225H101V227L100 228H102V230L101 231H103V233H104V235H105V237H103V238H105L106 240H107V238L108 237H110L111 239H112V244H115L116 245V243H113V239L114 240H116V241H120V242H122L123 244H125V245H121V246H124V247H126V248H124V249H126V251H127V246H130V247H133V250L134 251H136V250H138L139 248H137L136 249V247L138 246V247H140L141 246V243H142V241L143 240H145V241H147V242H149L150 240L151 241H153L150 237H153V236H157L158 234H160L162 237L161 238H163L164 239V241H165V243L167 242V240L169 241L170 239H172L173 241H174V237H176V236H178V237H180V239H178L177 237H176V241L178 240V242L179 243H181L180 245H179V243L178 244H175L176 243V241H172V244L174 243L175 244V246L177 245V246H179V247H181V246H183V247H181V249L180 250H182L184 247L187 249V247H189L190 248V250H194V254L196 255V252L197 253H199V254H197V255H199L200 256V254L201 253H203V252H210V254L211 253H215V254H217V252H218V257H220V258H217V259H209L208 258V260H196L197 258H195V260H194V262H195V264H197V262H198V264H217V263H219L220 261H226V262H229L230 261V263H231V260H236L237 261V259L238 258H240L239 260H241L242 258H244V261L246 260V259H251L252 257H256V256H252L251 257V254L249 253V251L251 250L250 248H254V243H256L255 242V239L258 237H256V230H257V228L258 229H260L259 227H262V226H255L257 223H258V221H259V219L257 218L258 216H259V214H261L262 212H263V209H264V207L261 209V207L260 208H257V209H261L262 210V212L261 213H259L260 211H258L256 208H253V207H251V206H247V205H251L250 204V202H252V201H248V200H246V201H248V202H243L244 204H239V203H237V201L236 200H234L237 204H239V205H241V206H239L238 208H232L231 206H230V202H233L232 200L230 201V202H228L227 204H225V205H227V206H225L224 205V207L222 206V209L221 210H215L214 208V210L216 211V212H212L213 213V216L211 217V219H209V218H207V219H209V220H207V223L209 224V225H207V226H205L204 225V227L206 228V233L205 234H202V235H200L199 237H198V234H197V237H198V239H192L193 241H191V239H190V237H195L192 233H190V235L192 234L193 236H190V235H187V236H185L186 235V233H188L189 231L187 230V232L185 233L184 231H186V230H184V231H182L181 230V232H178V234H180L181 235V233H183L184 234V237H182V236H180V235H174V237H172V235L174 234V233H172V232H170V228H176V227H173L175 224H177L180 220H178L177 221V223H175V222H171V221H174L175 220V217L177 216V214L175 213V215H174V220H172L171 218L170 219H165L167 216L166 215H168L167 213H165L164 211V213L166 214H164L163 216L165 217H163V216H159V214L161 213H159V207H161L159 204L157 205L158 207H157V211L156 210H154V209H152V208H150V209H152L154 212L156 211L157 213H159V214H155V213H153V215H154V218H151L150 216L151 215H149L148 217H147V215L146 214H150L151 212H153V211H150V213H149V211L148 212H146V209H147V207L144 209V208H142V207H137V206H139L138 204H140V203H134L133 204V206L135 207V208H138L137 210H139V211H142V209H144L145 210V213L144 212H141L142 213V215L141 214H139V215H141L140 217L139 216H137L136 214L134 215V216H132V217H134L133 219H130V217H128L127 216V213H128V210H130V209H128L127 210V208H129V207H126L128 204H132L134 201H136V199H137V197H136V199L133 201L132 200V196L131 197H129ZM148 196H145L146 198H148ZM166 196V195H165ZM171 196V195H170ZM169 196V197H170ZM173 196V195H172ZM171 196V197H172ZM182 196H184V195H182ZM212 196H214V195H212ZM218 196H220V195H218ZM217 196V197H218ZM224 197H223V199H222V201L224 200V199H227L226 197H225V194L223 195ZM240 196V195H239ZM242 196V195H241ZM263 196V195H262ZM6 197H8V198H5V197H3V194H2V197L0 196V210H3L4 211V209H6L7 210V214H11L12 216H13V214H14V216H16V218H18L19 220H25V219H28V220H31L32 221V223L34 224H31V225H33V226H35V224H39V223H37L38 221H39V218H36V217H34V215H29L27 212H25L26 210H25V208H26V206L29 204V202H27V204H26V200L24 201V203L21 201V198H19V199H17V200H14V198H12L11 199V197H9V196H6ZM12 197H16V195H13ZM64 197V196H63ZM72 197L74 198V195H72ZM87 197V196H86ZM94 197V199L97 197V196H92V197H87V198H89L88 200L90 201V199L91 198H93ZM100 197V196H99ZM108 197V196H107ZM129 197V198H128ZM135 197H133V198H135ZM139 197V196H138ZM149 197H151V196H149ZM157 197V198H158ZM216 197V196H215ZM220 197H222V196H220ZM243 197V196H242ZM244 197H248L249 198V196H245L244 195ZM259 197V196H258ZM27 198V197H26ZM30 198H31V196H30ZM33 198V197H32ZM31 198V199H32ZM42 198V197H41ZM45 198L46 199H48V197H44L43 199H44V201L43 202H45V203H47L48 201H46L45 200ZM57 198V197H56ZM76 198V197H75ZM74 198V199H75ZM84 199H85V197H83ZM98 198V197H97ZM96 198V200H98ZM101 198V197H100ZM103 198H106V196L105 197H103ZM122 198V197H121ZM124 198V197H123ZM142 198H140L141 200L140 201H142ZM181 198V197H180ZM197 198V197H196ZM200 198V197H199ZM206 198H208V196L206 197ZM209 198H210V196H209ZM211 198H213V197H211ZM236 198H239L238 196L237 197H235V199ZM241 198V197H240ZM253 198V197H252ZM260 198V197H259ZM23 199V198H22ZM25 199V198H24ZM29 199V198H28ZM42 199V200H43ZM62 199H64V198H62ZM71 199V198H70ZM80 199H82L81 197H80ZM131 199V200H130ZM145 199V198H144ZM154 199V198H153ZM153 199L151 200V201H153ZM173 199H175V198H173ZM179 199V198H178ZM185 198H181V200H177V201H184V203L185 202H187V201H185L184 200ZM188 199H190L189 198V196H188ZM187 199V200H188ZM229 199V198H228ZM232 199V198H231ZM242 199H245V198H242ZM30 200V199H29ZM32 200H34L35 201V199H32ZM31 200V201H32ZM40 200V199H39ZM49 200V199H48ZM56 200V199H55ZM86 200V199H85ZM92 200V199H91ZM95 200V205L96 204H98L99 203V201L97 202ZM107 200V199H106ZM119 199L117 198V201H118ZM158 199H156L155 200V202L157 201ZM167 200V199H166ZM166 200H163L162 199V203H164V201H166ZM170 200V199H169ZM172 200V199H171ZM199 200V199H198ZM217 200V199H216ZM214 201V202H217V201ZM219 200V203H221L220 202V200L221 199H218ZM262 200H263V197H262ZM50 201V200H49ZM71 201H73L72 199H71ZM70 201V202H71ZM74 201H77V200H74ZM80 201H83V200H80ZM94 201V200H93ZM93 201H91V202H93ZM101 201H103L104 202V200H102L101 199ZM100 201V202H101ZM120 201V200H119ZM144 201V200H143ZM168 201V200H167ZM183 201H182V203H183ZM200 201V200H199ZM240 201H243V200H241L240 199ZM239 201V202H240ZM254 201V203L257 201L256 199H254L253 200ZM57 202H60V201H57ZM65 202V201H64ZM68 202V201H67ZM85 203L87 202V200L86 201H84ZM84 202H82V203H84ZM91 202H90V204H91ZM97 202V203H96ZM113 202V201H112ZM121 202H122V200H121ZM147 202H148V200H147ZM146 202V203H147ZM158 202V201H157ZM169 202V201H168ZM189 202V201H188ZM191 203H192V206H194V203H193V201H190ZM198 202V201H197ZM211 202H213V201H211ZM210 202V203H211ZM234 202V203H235ZM258 202V201H257ZM256 202V203H257ZM260 202H261V200H260ZM31 203V202H30ZM51 203V202H50ZM73 205L75 204H77L76 202L75 203H73V202H71ZM71 203H69V205L71 204ZM80 202H78V204H79ZM145 203V202H144ZM145 203V204H146ZM152 203V202H151ZM159 203V202H158ZM171 203V202H170ZM172 203H175V202H172ZM177 203V202H176ZM175 203V204H176ZM181 203V202H180ZM183 203V204H184ZM203 202L201 201V204H202ZM204 203H207V202H204ZM253 203V202H252ZM26 204V205H25ZM52 204H55L56 205V202L55 203H53L52 202ZM62 204V203H61ZM60 204V205H61ZM71 204V205H72ZM89 204V203H88ZM126 204V206H122V205H125ZM141 204H143V203H141ZM148 204V203H147ZM150 204V203H149ZM154 202H153V208H155L154 207ZM258 204H260V203H258ZM262 204H263V202H262ZM261 204V205H262ZM21 205H25V208L23 209L22 208V206ZM29 205H31V204H29ZM34 204H32V206H33ZM49 205V204H48ZM64 205H66V204H64ZM63 205V206H64ZM68 205V204H67ZM81 205V204H80ZM87 204H84V205H81L82 207L83 206H86ZM98 205H101L100 203L98 204ZM102 205H104V206H108V203L105 205V203L103 204L102 203ZM137 205V206H136ZM151 205V204H150ZM149 205V206H150ZM164 204H162V206H163ZM168 205H169V203H168ZM187 205H188V203H187ZM191 205V204H190ZM206 205H208V204H206ZM214 205V204H213ZM228 205H229V207H228ZM253 205V204H252ZM62 206V205H61ZM60 206V207H61ZM89 206V205H88ZM87 206V207H88ZM92 206H94V204L92 205ZM142 206V205H141ZM149 206H148V209H149ZM210 206H212V204L210 205ZM214 206H216V205H214ZM31 207V206H30ZM34 207V206H33ZM33 207H32V209H33ZM38 207V206H37ZM36 207V208H37ZM43 207V206H42ZM50 207H51V205H50ZM53 207V206H52ZM65 207V206H64ZM184 207V206H183ZM199 207V206H198ZM233 207H235V204H234V206ZM247 207L249 208V209H247ZM251 207V208H250ZM256 207H258V206H256ZM4 208V209H3ZM58 208V207H57ZM72 208H74V207H72ZM76 208H78V207H76ZM81 208V207H80ZM86 208V207H85ZM105 207H103V209H104ZM164 208V207H163ZM166 208V207H165ZM169 208V207H168ZM172 208V207H171ZM174 208V207H173ZM172 208V209H173ZM181 208V207H180ZM189 208V207H188ZM193 208V207H192ZM210 207H208V209H209ZM219 208H221V207H219ZM219 208H217V209H219ZM39 208H37V210H38ZM44 210L46 209V208H43ZM62 209V210H61ZM70 209V208H69ZM102 209V207H100V210ZM107 208H105V210H106ZM170 209V208H169ZM176 210H174V212H176L177 211V209L178 210H180L179 208H175ZM25 210V211H24ZM36 210V211H37ZM41 210V209H40ZM44 210H42V211H44ZM49 210H51V209H48V211ZM54 210H55V208H54ZM77 210V209H76ZM76 210H73V211H76ZM82 210V209H81ZM80 210V211H81ZM97 210H99V209H97ZM108 210H110L109 208H108ZM132 210V209H131ZM137 210H136V212H137ZM163 210V209H162ZM189 210V209H188ZM192 210H194V209H190L189 210V212L191 211L192 212ZM200 210V209H199ZM203 210H205L204 208H203ZM207 210V209H206ZM213 210V211H214ZM2 211V212H3ZM48 211H46V213L48 212ZM58 213H59V211L61 212V211H63V213L65 214V212H64V209L63 208H60V210L58 209V210H56ZM66 211V210H65ZM72 210L70 211V212H73ZM78 211V210H77ZM96 211V210H95ZM133 211V210H132ZM160 211H161V209H160ZM184 211L186 212V209H184ZM183 210L182 211H179V216L181 215L180 213H183L184 212ZM208 211V210H207ZM210 211V210H209ZM9 212V213H8ZM30 212L31 213H34V212H32L31 211V208H30ZM50 212V211H49ZM69 212V213H70ZM98 212V211H97ZM96 212V213H97ZM163 212H162V214H163ZM197 212V211H196ZM200 212H203L202 211V209H201V211ZM5 213V212H4ZM45 213V214H46ZM53 213H55V212H53ZM63 213H59V214H63ZM67 213H68V211H67ZM79 213L80 212H78V216H79ZM88 213H89V211H88ZM100 213V212H99ZM102 213H103V211H102ZM129 213H132V212H129ZM134 213V212H133ZM194 213V212H193ZM204 213H205V211H204ZM209 213V212H208ZM208 213H206V215L205 214H203V216H208L209 214ZM211 213V214H212ZM257 213H259L258 215H257ZM264 213V212H263ZM3 214V213H2ZM1 214V216H0V218L3 216L4 218L3 219H5V217L6 216H8L7 214L4 216V215H2ZM56 214V213H55ZM58 214V215H59ZM71 214V213H70ZM92 214H94V213H92ZM101 214V213H100ZM104 214V213H103ZM105 214H107V213H105ZM161 214V215H162ZM189 214V213H188ZM195 214V213H194ZM208 214V215H207ZM255 214L257 215V217H255ZM43 215V214H42ZM51 214H49V216H50ZM102 215V214H101ZM53 216V215H52ZM52 216H50V217H52ZM62 216V218H63V215H61ZM66 216V215H65ZM71 216V215H70ZM77 216V215H76ZM76 216H75V218H76ZM81 216H83V215H81ZM137 216V217H136ZM173 216V215H172ZM189 216V215H188ZM191 216V215H190ZM196 216H197V214H196ZM198 216H199V213H198ZM197 216V217H198ZM201 216H202V213H201ZM200 216V217H201ZM202 216V218L204 219V217ZM50 217H45V218H47V220L50 218ZM58 217H60V215L58 216ZM58 217H56V218H58ZM72 217H74L73 215H72ZM80 217V216H79ZM89 218H90V216H88ZM87 217V218H88ZM92 217V216H91ZM93 217H94V215H93ZM93 217H92V219H93ZM107 217H109V218H107ZM111 217V218H110ZM182 217V216H181ZM210 217V216H209ZM227 218L228 220H224V219H222V218ZM9 219H10V217H8ZM43 218V217H42ZM62 218H59V219H62ZM70 218V217H69ZM78 218V217H77ZM95 218V217H94ZM179 218V217H178ZM184 218V217H183ZM182 218V219H183ZM262 218H264L263 216L260 218V219H262ZM3 219H2V221H3ZM8 219V220H9ZM41 219V218H40ZM65 219V218H64ZM71 219V218H70ZM91 219V218H90ZM89 219V220H90ZM190 219H192L191 217H190ZM199 219V218H198ZM14 220V219H13ZM18 220V221H19ZM41 220H44V219H41ZM46 220V222H49V221H47ZM58 220V219H57ZM86 220V219H85ZM88 220V219H87ZM89 220H88V224H89ZM95 220V224H96V219H94ZM169 220V221H168ZM171 220V221H170ZM6 221V219L3 221V222H5ZM11 221V220H10ZM16 221V220H15ZM22 221V223H24ZM45 221V220H44ZM75 221V220H74ZM138 221H140V222H143V223H140L141 225L142 224H145L147 227H149V226H151V230L152 231H156L157 232V234L156 235H152V236H150L151 234H154V232L153 233H150V235L147 233L148 232V229L146 228L145 229V231H143L142 230V228H143V225L139 228L140 229V232H138V229L137 228H135V226L133 227V224L134 223H136V222H138ZM187 221H189L188 219H187ZM192 221V220H191ZM199 221V220H198ZM206 221V220H205ZM204 220H203V222H205ZM264 220H262V222H263ZM2 222V225L4 224ZM57 222V221H56ZM72 222H73V220H72ZM181 222V221H180ZM183 222H186L185 220L183 221ZM203 222H201V223H203ZM261 221H260V223H262ZM13 223H15V222H12V225H13ZM20 223V222H19ZM21 223V224H22ZM42 222L40 221V224H41ZM45 223V222H44ZM52 223H55V222H53L52 221ZM83 223V222H82ZM86 223V222H85ZM175 223V224H174ZM182 223V222H181ZM181 223H179V227H180V224ZM191 223V222H190ZM195 223V222H194ZM196 223H197V220H196ZM195 223V224H196ZM200 223V222H199ZM201 223H200V225H201ZM254 223H256L255 225H254ZM49 223H47V226L48 227H46V225H42L43 226V228H40L41 230H43L44 229V227L47 229V228H50V225H48ZM57 223H55L54 224V226L52 227V230H53V228L55 227V226H57L56 225ZM70 225H71V223H69ZM94 224V223H93ZM137 224H139V223H137ZM151 224V225H150ZM185 224H187V222L185 223ZM189 224V223H188ZM193 224V223H192ZM198 224V223H197ZM6 225V224H5ZM12 225H11V223L8 225V227L9 226H11V227H9L7 230H9L10 228H14V227H12ZM66 225V224H65ZM68 225V224H67ZM66 225V226H67ZM72 225H75V224H73L72 223ZM81 225V224H80ZM80 225H78V224H76V226H79L80 227ZM87 225V224H86ZM135 225V224H134ZM144 225V226H145ZM183 225V224H182ZM182 225H181V228H182ZM191 225V224H190ZM263 225V224H262ZM39 226H41V225H39ZM41 226V227H42ZM59 226V225H58ZM97 226H98V223H97ZM140 226V225H139ZM145 226V227H146ZM199 226V225H198ZM0 227H1V225H0ZM5 227H7V225L5 226ZM22 227V226H21ZM29 227H31V226H28V230L27 231H23L24 232V234H25V232H30L31 230L29 229ZM36 228L38 227V225L37 226H35ZM69 227V226H68ZM70 227H72V226H70ZM74 227V226H73ZM83 227H85V225L83 226ZM144 227V228H145ZM185 228H186V225L184 226ZM197 227V226H196ZM203 227V228H204ZM263 227H264V225H263ZM2 228H4V227H2ZM18 228V227H17ZM34 227H32V229H33ZM87 228V227H86ZM93 227H88L87 229H84L85 231H82V232H84V233H86V230L88 231L89 229H92ZM188 228H190V227H188ZM192 228V227H191ZM190 228V229H191ZM194 228V227H193ZM198 228V227H197ZM196 228V229H197ZM203 228H202V230H203ZM204 228V229H205ZM254 228L256 229V230H254ZM14 229H16V227L14 228ZM13 229V230H14ZM35 229V228H34ZM40 229H39V231H40ZM81 229H83V228H81ZM170 229V230H169ZM189 229V230H190ZM195 229V228H194ZM11 230V229H10ZM18 230V229H17ZM20 230H22V229H20ZM36 230V229H35ZM35 230H32V231H35ZM49 231H52V230H50V229H48ZM67 230H68V228H67ZM70 230V229H69ZM68 230V231H69ZM75 230V229H74ZM93 230V229H92ZM92 230H90V231H88L89 233L90 232H92ZM150 230V231H151ZM175 230V229H174ZM178 230H180V229H177L176 228V232L175 233H177V231ZM199 230H201V228L200 229H197V232L199 233ZM201 230V231H202ZM263 230H264V228H263ZM3 231V230H2ZM1 231V232H2ZM5 231V230H4ZM3 231V234L1 233V235H4L5 234V232ZM12 231V230H11ZM31 231V232H32ZM46 231V230H45ZM70 231H72V230H70ZM81 231V230H80ZM97 231H98V229H97ZM100 231V230H99ZM144 233H143V232ZM149 231V232H150ZM191 231V230H190ZM201 231H200V233H201ZM205 231V230H204ZM21 232V231H20ZM19 232V233H20ZM142 232V233H141ZM174 232V231H173ZM6 233H8L7 231H6ZM9 233H10V231H9ZM8 233V234H9ZM15 233H17L16 232V230H15ZM37 233H39V232H36V234ZM71 233V232H70ZM94 233V232H93ZM172 233V234H171ZM258 233H260V232H258ZM11 234H13V235H11ZM10 235L12 236V237H14V236H16V234H14V233H11ZM24 234H20L19 236H23ZM29 234H31V233H29ZM65 234H66V232H65ZM81 234V233H80ZM146 234V235H145ZM148 234V235H147ZM9 235V236H10ZM33 235V234H32ZM32 235L30 236V237H32ZM53 235V234H52ZM54 235H56V233H54ZM97 235V234H96ZM95 235V236H96ZM102 235V234H101ZM260 235V234H259ZM5 236H7V235H5ZM5 236H4V238H5ZM8 236V237H9ZM18 236V237H19ZM38 236H40L39 234H38ZM45 236V235H44ZM49 236V235H48ZM47 236V237H48ZM59 236H63L62 234H59ZM89 236H91V235H88V237ZM100 236V235H99ZM159 236V235H158ZM264 236V235H263ZM8 237H6V238H8ZM18 237H16L15 239H14V241H20V240H17V238ZM25 237V236H24ZM24 237H23V239H24ZM50 237V236H49ZM92 237H93V235H92ZM97 237V236H96ZM102 236H100V237H98L99 239H102L101 238ZM149 237V238H148ZM256 237V238H255ZM1 238H3V237H0V239ZM4 238H3V241L6 243V242H9L10 240L8 239L7 241L6 240H4ZM43 238V237H42ZM42 238H41V240H42ZM61 238V237H60ZM67 238V237H66ZM82 238H85L84 236L82 237ZM82 238H79V239H81V240H85V239H82ZM136 238H138V239H136ZM149 239V240H147V239ZM160 238V239H161ZM264 238V237H263ZM22 239V238H21ZM45 239V238H44ZM48 239V238H47ZM54 239H56V237L54 238ZM65 239V238H64ZM90 239H91V237H90ZM89 239V240H90ZM104 239V240H105ZM261 239V238H260ZM41 240H40V242H41ZM49 240V239H48ZM57 240V239H56ZM56 240H55V242H56ZM76 241L78 240V239H75ZM81 240H79V241H81ZM97 240V239H96ZM109 240V239H108ZM142 240V241H141ZM157 240H158V237H157ZM103 241V240H102ZM102 241H99V244H100V242H102ZM159 241H161V240H159ZM11 242V241H10ZM9 242V245H11V243ZM18 242L16 243L17 245H18ZM20 242H22V241H20ZM54 242V243H55ZM59 242V241H58ZM69 242V241H68ZM73 242H74V240H73ZM85 241H83V242H81V243H84ZM95 242V241H94ZM146 242V243H147ZM157 242V241H156ZM162 242H163V240H162ZM0 243H1V240H0ZM3 243V242H2ZM4 243V244H5ZM49 243H51L50 241H49ZM77 243H79V242H77ZM90 243V242H89ZM105 243V246H106V244L108 243L109 244V242H104ZM258 243H262V242H258ZM12 244H14V243H12ZM15 244V245H16ZM20 245H21V243H19ZM37 244V243H36ZM39 244V243H38ZM63 244H64V242H63ZM68 244V243H67ZM66 244V245H67ZM98 243H96V246H98L97 245ZM107 244V245H108ZM112 244L110 243V248H109V252H110V249H112ZM118 245H120L119 243H117ZM150 244V243H149ZM152 244V243H151ZM155 244V243H154ZM162 244V243H161ZM167 244H170V242L169 243H167ZM167 244H163V245H167ZM172 244H170V245H168V247L169 246H171L172 247ZM6 245V244H5ZM5 245H3L4 247L3 248H5ZM43 245V244H42ZM46 245L48 246V244L46 243ZM54 245H59V243H57V244H54ZM53 245V246H54ZM66 245H65V247H66ZM69 245V244H68ZM91 245V244H90ZM92 245H94V244H92ZM102 245V244H101ZM156 245H157V243H156ZM156 245H155V247H156ZM159 245V244H158ZM260 246H258V249H259V247H262L263 245H264V243H263V245H261V244H259ZM1 246V245H0ZM7 246V245H6ZM14 245H12V246H10V247H13ZM30 246V245H29ZM29 246H28V248H29ZM39 246V245H38ZM81 247L82 246H84V245H80ZM143 246V245H142ZM145 246V245H144ZM154 246V245H153ZM256 246H257V244H256ZM9 247V246H8ZM32 247H33V245H32ZM35 247H36V245H35ZM57 247V246H56ZM61 247V246H60ZM59 247V248H60ZM73 247V246H72ZM86 247V246H85ZM95 248V246H92V248ZM118 247V246H117ZM153 248L152 247V250H154V249H156V248ZM163 247H165V246H163ZM162 247V245H161V247H159V248H163ZM264 247V246H263ZM14 248H16L15 246H14ZM40 248H41V245H40ZM40 248L38 249L37 248V250L39 251L40 250ZM47 248V247H46ZM46 248H44V250L46 249ZM51 248H52V246H51ZM63 248V247H62ZM69 248V247H68ZM71 248V247H70ZM86 248H88L90 251L92 250V249H90L91 248V246H90V248L89 247H86ZM103 249H104V245H103V247H102ZM105 248H108V247H105ZM116 248V247H115ZM122 248V247H121ZM120 248V249H121ZM135 248V249H134ZM143 247H141V249H142ZM158 248V247H157ZM176 248H178V247H176ZM184 248V249H185ZM189 248H188V250H189ZM8 249V248H7ZM53 249H55V248H53ZM52 249V250H53ZM81 249V248H80ZM85 249V248H84ZM83 248L81 249V250H78L79 252H87V251H89V250H84ZM118 250V252H120L119 250V247L117 248ZM123 249V250H124ZM132 249V248H131ZM130 249V252L132 251ZM141 249H139V251L141 250ZM144 249V248H143ZM148 249H150L149 248V246H148ZM167 249V248H166ZM179 249V248H178ZM185 249V250H186ZM255 249V248H254ZM257 249V248H256ZM255 249V250H256ZM263 248H261V250H262ZM10 250V249H9ZM9 250L8 251H6V250H4V252L2 253L1 251H3V250H1L0 249V264H5V262H7L6 260L8 259L7 257H6V255L7 254H9ZM29 250V249H28ZM36 250V251H37ZM43 250V251H44ZM47 250V249H46ZM45 250V251H46ZM49 251H52L51 249H48ZM69 250V249H68ZM72 250H73V248H72ZM84 250V251H83ZM94 250V249H93ZM98 250V249H97ZM101 250V249H100ZM105 250H107V249H105ZM144 250H147V249H144ZM173 251H174V249H172ZM185 250H182L183 252H185ZM253 250V249H252ZM260 250V249H259ZM264 250V249H263ZM18 251H20V250H18ZM26 251V250H25ZM35 251V250H34ZM59 251H61V250H59ZM58 251V252H59ZM66 252H67V250H65ZM108 251V250H107ZM112 251H114V249H112ZM129 251V250H128ZM127 251V252H128ZM136 252V253H142L143 254V250L142 251H140V252ZM158 251H159V249H158ZM163 251H165L164 249H161V252L160 253H162ZM178 251V250H177ZM182 251H179V252H177L178 254H176L177 256H175V257H180L179 255H181L180 253L182 252ZM196 251V252H195ZM258 251V250H257ZM256 251V252H257ZM21 252V251H20ZM19 252V253H20ZM53 252V251H52ZM64 252V251H63ZM69 252V251H68ZM67 252V253H68ZM108 252V253H109ZM129 252V253H130ZM145 252V251H144ZM147 252V251H146ZM152 253V251L150 250L149 251V253ZM157 253V251H155L154 250V252L152 253V254H156ZM183 252H182V254H183ZM259 252V251H258ZM257 252V253H258ZM263 252V251H262ZM260 253V254H264V253ZM10 253H13V251L11 250L10 251ZM36 253V252H35ZM41 253V252H40ZM43 254H44V252H42ZM61 253V252H60ZM65 253V252H64ZM70 253V252H69ZM76 253H78L77 251L75 252V254ZM92 253H94L93 251H92ZM99 252L97 251V253H96V251H95V255H97ZM101 253V252H100ZM105 253H106V251H105ZM113 253H115V252H113ZM113 253H111L112 255H113ZM134 253V252H133ZM133 253H130L129 255H130V258H134L133 256H134V254ZM141 253H140V255H141ZM188 253H191V252H188ZM193 253H192V256H193ZM251 253H252V251H251ZM43 254H41V257L42 256H44ZM46 254H48V252H46ZM45 254V255H46ZM73 254V253H72ZM75 254L73 255V256H75ZM83 254V253H82ZM104 254V253H103ZM124 255H126L125 253H123ZM128 254V253H127ZM133 254V256L131 257V255ZM152 254H149V256L150 255H152ZM159 254V253H158ZM165 256H167L165 253H163ZM173 254H174V252H173ZM247 254H248V256H249V254H250V256H249V258H246L245 259V257H248L247 256ZM31 255V254H30ZM51 255V253L49 254V256ZM55 255V254H54ZM66 255V254H65ZM85 255H87L88 257H86ZM89 255H91V254H89ZM89 255L88 254H84L83 256H85V260H86V258H87V260L89 261L88 263L90 264V261H91V259H93V258H90L89 257ZM99 255V254H98ZM119 255V254H118ZM138 255V254H137ZM148 255V254H147ZM159 255H162V254H159ZM163 255V256H164ZM170 255H172V254H170ZM169 255V256H170ZM196 255V256H197ZM206 255V253L205 254H203V257ZM214 255V254H213ZM256 255H258L259 256V254H256ZM2 256V257H1ZM34 256H36L35 254H34ZM33 256V257H34ZM39 256V255H38ZM52 256V255H51ZM62 256V255H61ZM60 256V257H61ZM70 256H71V253H70ZM99 256H101V255H99ZM103 256V255H102ZM108 256V255H107ZM115 256V255H114ZM120 256H122V255H120ZM127 256V258H128V255H126ZM139 256V255H138ZM138 256H136V258L138 259ZM148 256V257H149ZM154 256V255H153ZM157 256V255H156ZM202 256V255H201ZM257 256V257H258ZM47 257V256H46ZM53 257V256H52ZM65 257V256H64ZM92 257H94V256H92ZM109 257H110V259H109V261L110 260H112V258H113V256L111 257L110 255H109ZM117 257V256H116ZM116 257H115V260H116ZM125 256H123V257H121V258H124ZM139 257H141V256H139ZM145 257V256H144ZM175 257H172V258H174L173 260H176V258ZM183 257V256H182ZM181 257V258H182ZM185 257V256H184ZM190 257V256H189ZM195 257V256H194ZM208 257V256H207ZM261 258L263 257L262 255L260 256ZM32 258V257H31ZM30 258V259H31ZM37 258V261H38V258L40 259V257H36ZM51 258V257H50ZM102 258V257H101ZM101 258H99L98 260H102ZM118 258H119V256L117 257V261H114V263H116V262H118V264H121V263H119V261H118ZM135 258V259H136ZM146 258V257H145ZM154 258H156L155 256L152 258L151 257V259H153L154 260ZM157 258H158V256H157ZM163 259H162V262L164 261V260H167V259H164V258H166V257H162ZM18 259V258H17ZM29 259V258H28ZM28 259H27V261H28ZM44 259V258H43ZM49 259V258H48ZM94 259H97V256H96V258H94ZM129 259V258H128ZM136 259V260H137ZM186 257H185V261H186ZM192 259V258H191ZM200 259H201V257H200ZM258 259H260L259 257H258ZM11 260V259H10ZM44 260H46V262H47V259L45 258ZM51 259H49L48 261H50ZM52 260H54L53 262H55L56 260H58L57 258H54V259H52ZM52 260L50 261V262H52ZM60 260H61V258H60ZM64 260H65V258H64ZM84 260V258H83V261L82 262H84L85 261ZM103 260H105V261H107L108 262V260H106V259H103ZM103 260L100 262L99 261V263H101V264H103L102 262H103ZM119 260H120V258H119ZM122 260H126V257L124 258V259H121V261ZM130 260H132V259H130ZM149 260V259H148ZM148 260H146V263H151L152 264V262H148ZM157 260V259H156ZM156 260H155V262H156ZM169 260V259H168ZM181 260H184L183 258L181 259ZM181 260H179L180 262H178V263H181ZM249 260H247V261H249ZM253 260H255V259H253ZM252 260V261H253ZM257 260V259H256ZM261 260H263V259H261ZM35 261V260H34ZM62 261V260H61ZM61 261H56V263H61V264H63V262H61ZM66 261V260H65ZM96 261V260H95ZM140 261V260H139ZM143 261V260H142ZM150 261V260H149ZM158 261V263H159V259L157 260ZM235 261V262H236ZM259 261V260H258ZM24 262V261H23ZM41 262H42V260H41ZM40 262V263H41ZM77 262V261H76ZM79 262H80V260H79ZM94 262V261H93ZM92 262V263H93ZM111 262V261H110ZM113 262V261H112ZM124 261H122V263H123ZM127 262H128V260H127ZM135 262V261H134ZM133 262V264H135ZM161 262V263H162ZM170 262V261H169ZM169 262H168V264H169ZM171 262H172V260H171ZM184 262V261H183ZM189 264H191V260H189V261H187ZM193 262V263H194ZM222 262V263H223ZM235 262H233L234 264H236ZM256 261H254V263H255ZM259 262H261V261H259ZM28 263V262H27ZM30 263V262H29ZM42 263H45V262H42ZM41 263V264H42ZM66 264H69V263H67V262H65ZM86 263V262H85ZM84 263V264H85ZM88 263H86V264H88ZM105 263V262H104ZM125 263H126V261H125ZM125 263H123V264H125ZM129 263V262H128ZM157 263V262H156ZM157 263V264H158ZM161 263H159V264H161ZM173 263V262H172ZM233 263H231V264H233ZM245 263H246V261H245ZM249 263H251L250 261H249ZM254 263H251V264H254ZM11 264H13V263H11ZM23 264H26V263H23ZM31 264H33V262L31 263ZM45 264H47V263H45ZM74 264H75V262H74ZM77 264V263H76ZM78 264H80V263H78ZM95 264V263H94ZM106 264V263H105ZM110 264V263H109ZM111 264H113V263H111ZM144 264H145V261H144ZM171 264V263H170ZM173 264H175V263H173ZM184 264H187V263H184ZM221 264V263H220ZM246 264H248V262L246 263ZM258 264V263H257ZM259 264H261V263H259ZM263 264V263H262Z\"/></svg>",
	"mask_w": 264,
	"mask_h": 264
}]
</instances>
